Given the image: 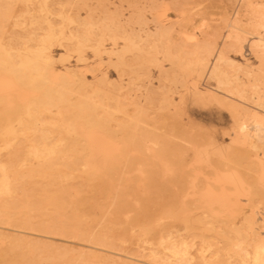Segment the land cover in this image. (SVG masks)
I'll use <instances>...</instances> for the list:
<instances>
[{"label": "rangeland", "instance_id": "rangeland-1", "mask_svg": "<svg viewBox=\"0 0 264 264\" xmlns=\"http://www.w3.org/2000/svg\"><path fill=\"white\" fill-rule=\"evenodd\" d=\"M19 1V2H18ZM29 0H22L21 1V3H20V0H0V48H2V47H4V48H6V50L5 49H0L1 51H0V57H3L4 55H6L5 57H3L2 59H3V61H4V58H5V60H6V57L7 56H9V57H14L15 58V56H14V53L16 52V50L18 51V49H21V50H19V51H22V52H24V51H26L27 50V46L28 47H30L32 44H34V45H32L31 47H33V48H36L35 46H38V45H41L43 42H45L46 44L48 43V45L49 44H51V50L54 52V56H55V58L54 59H56L57 58V62H56V60H54V62L56 63H54V65H55V68H56V72H55V74L57 75V77H56V81H58V82H60V81H62V80H64L65 79V77H63V75H62V73L65 71L64 70V68L66 69V70H68L69 68H72V70H74L75 69V71L76 70H78L77 72H76V76L77 77H75L76 78V81L77 82H79V81H82L83 79V81H85L84 82V85L82 86V85H78L77 87H76V89H74L75 90V93H73V91L69 94L68 93V96H69V98H70V101H72V102H70L73 106H75V105H80L81 103H83V100H84V98H85V96L83 97L82 95H87V96H90V97H92L93 98V100L96 102V104H97V106H98V112L100 113L99 114V116L101 117V118H105V117H102L103 115H102V112H103V114L106 116V114L108 115V116H106V118H109V112L108 111H110V114H111V112H113V111H115V113L113 112V116L112 115H110V119H112V120H110V123H111V125H112V128H114V130H115V132L117 133V137H120V138H118V139H115V141H116V143L118 144V146H120L121 148H123L122 147V145H124V147H126L127 149H126V151H124V149L122 150L125 154H122V153H118V154H120L119 156H121V157H119L118 156V158H115L114 159V157H117V154L115 153V151L114 150H110V152L111 151H113L111 154H113V156L109 153V151H108V153H105L104 151V153L102 152V151H100V153H98L97 151H94V152H92V154L89 152V150H86L87 152H89V153H87L85 150H83V151H79V154H78V157H79V159L76 161V162H73L72 164H69V165H67L66 163H65V169H64V167H63V165H61V167H59L60 169H61V171L59 170V169H54L49 175L48 174H45L46 175V178H45V175H42V176H33V180H36L35 182L33 181V184H31L32 182V180H30L31 179V177L29 178V177H23V178H21L20 180H19V183L21 184H19L18 186H17V189H16V194H14L15 196H13L12 198H11V200L9 199H6V201H8V202H5V199L4 198H1V199H4V203H7L9 206H11V205H15V206H11L10 207V210L13 212V215L14 216H17V217H14V218H12L13 220H14V224L13 225H9V224H4V225H2V228L0 229V235H1V237H0V247L2 248V246L3 247H5V249H9L8 251L7 250H4V248H3V250H1V248H0V253H2L1 255H0V257L2 256L3 257V259L5 260V263H4V261H2L3 259H2V257L0 258V261H2L3 263H1L0 262V264H11V262H12V264H21V262H22V264H38V262H39V264L41 263V264H50L51 263V261H52V264H80V261H81V264H86L87 262H88V264H90L91 262V259H92V263L91 264H100V263H104V261H105V263L107 262V264H109V263H113V264H122V263H124V264H130V262H131V264H159V260L161 259V258H157V260H158V262L157 261H152V257L150 256L149 257V255H150V252H152L153 250L152 249H154V252H157L158 253V255L157 256H159V254H160V257L161 256H163L165 253L166 254H169L168 253V251H170V250H168L167 251V248H165V247H167V244L170 242V241H172L173 243H175L176 245H179L180 246V248L181 249H183V251H184V249H185V251H188L189 252V250H190V257H191V255H192V257L191 258H194V259H192V262H194V264H197V263H199V261H200V259H201V261H200V263L201 264H222V262H223V264H232L233 262V264H250V263H252L251 262V260H252V258H250V256H252L251 254H252V249L254 248V243H255V241L254 240H251L252 242H250V239H248V238H245V233L243 232V230H244V227H245V225L244 224H246V219L247 218H250V216L253 214V213H251V211H253L257 216H256V218H258V220H260L261 219V221L259 222H257V226L260 228L259 230H260V232L262 233V235L264 236V231H262L263 229H264V217H263V215H264V198L262 197V196H264V195H262L261 196V194H264V190L262 191V192H258V190L259 189H264V175H263V173H264V142H261V143H259V149H258V147H257V149L256 148H254L253 149V147H251L249 144V146L251 147H249L247 144H243L242 142H241V140H240V138H239V133L241 132V124L243 125V124H245V131H249L250 132V129H251V134H253V133H256L255 131H257V127H256V121H255V118H254V116L253 115H261L262 117H264L263 115H264V108H262L261 106L259 107V103H260V100L258 99V97H259V95H262L261 94V92L262 91H264V90H262V89H264V87H261V84H262V86H263V82H264V76H263V78L261 77L262 75H264L263 73H262V69H264V64H261V63H264L263 61H264V55H261V53L260 52H258V50L256 49V47L254 46V43L256 42V36H261L262 38L264 37V26H262L261 25V20H260V18L258 17V15L256 16V15H254L253 17L251 16V15H253L252 14V12L254 11L253 10V8L255 9V8H257V7H259L260 8V6H261V9H263L264 10V0H251V2H252V4H251V6L249 7L247 4H246V2L244 3V0H134V1H129V0H91V2H90V0L88 1L87 0V2L86 3H84V4H82L84 1L83 0H77V1H79V2H77L76 0H45V2H42V0H30L29 2H28ZM33 1V2H32ZM36 1V2H35ZM39 1H41V2H39ZM60 1V2H59ZM136 1V3H134ZM243 1V2H242ZM18 2V3H17ZM31 2V3H30ZM59 2V3H58ZM137 2H139L138 4H137ZM179 3V5L178 4H175V3ZM256 2V5H253V3H255ZM260 2V3H259ZM23 3H24V5H23ZM32 3H33V5H32ZM38 3V4H37ZM40 3V4H39ZM61 3H63V4H61ZM76 3H81L80 4V6H79V4H76ZM90 3V4H89ZM128 3H132V5H130V6H128L129 4ZM142 3V4H141ZM244 3V4H243ZM35 4V5H34ZM42 4V5H41ZM46 6H45V5ZM136 5L134 8H138L139 10L137 11V9L135 10V9H133V7L132 6H134V5ZM141 6H140V5ZM243 4V5H242ZM27 5V9H26V6ZM31 5V6H30ZM45 7H44V6ZM83 5H84V7H83ZM91 5H93V6H91ZM252 5L254 6L252 9H251V7H252ZM39 6V7H38ZM40 6H41V8H40ZM81 6H82V8H81ZM89 7L88 9H90V7H92V8H94L95 10L94 11H96L95 13H94V11H93V9L90 11L89 10V12H88V9H86L87 7ZM144 7V12L141 10V9H143V7ZM243 6H244V8H243ZM257 6V7H256ZM37 7V8H36ZM48 8V10L46 9H43L42 10V8ZM51 7V8H50ZM61 7V8H60ZM78 7V8H77ZM130 7H132V9L130 8ZM166 7V8H165ZM247 7V8H246ZM34 8H35V10H34ZM40 10H39V9ZM50 8V9H49ZM182 10L181 12H180V10ZM25 9V10H24ZM33 9V12L31 11ZM52 9V10H51ZM63 9V10H62ZM65 9V10H64ZM85 9V10H84ZM167 9V10H166ZM237 9V10H236ZM30 11L29 13H28V11ZM42 10V11H41ZM50 10V11H49ZM60 10V16L59 15H56V14H58L57 12H54V11H59ZM133 12H131V11ZM174 10H175V12H174ZM25 11H26V13H25ZM48 13H46V12ZM70 12V14H71V16L70 15H67V14H69V13H67V12ZM76 11V12H75ZM93 11V12H92ZM159 11V12H158ZM244 11V12H243ZM50 12V13H49ZM61 12L63 13V12H65V15L66 16H64V13L63 14H61ZM91 12V13H90ZM103 12V13H102ZM135 12V13H134ZM138 12V13H137ZM142 12V13H141ZM165 12H166V14H165ZM245 12L247 13V14H245ZM249 12H250V14H249ZM7 13H8V15H10V16H8L7 15ZM10 13V14H9ZM14 13H15V15H16V13H17V15H19V13H21L19 16H15L14 15ZM24 13V14H23ZM31 13V14H30ZM32 13H33V15L35 14V17L32 15ZM74 13H75V15L76 16H74ZM77 13V14H76ZM86 13H89L90 14V18H89V16H88V18L90 19V21L92 22H90L89 21V19H88V22H90L91 24H89V23H87V16H85V15H87ZM105 13V14H104ZM109 13V14H108ZM130 13H131V15H130ZM139 13L142 15V17L141 16H138L139 15ZM165 15H164V14ZM181 13V14H180ZM243 13H244V15H243ZM12 14V15H11ZM26 14V15H25ZM40 15V17H39V15ZM41 14H42V16L45 18L44 20H45V22H43L44 24H42V16H41ZM44 14H46V17H45V15ZM50 14H51V16H50ZM73 14V15H72ZM104 14V15H103ZM108 16H107V15ZM110 14H115V15H112V17H114V18H116V19H114V18H112L111 17V15ZM133 14H134V16H133ZM144 14V15H143ZM154 14H156V15H154ZM159 14V16H162V18L161 17H159V16H157ZM180 14V15H179ZM24 15L25 17H22V16ZM38 15V16H37ZM97 15H101L100 17L98 16V17H96ZM102 15H103V18H101L102 17ZM105 15L107 16V19H106V17H105ZM109 15H110V17H109ZM116 15H117V17H116ZM129 15V16H128ZM154 15V16H153ZM12 16H14V17H16L17 18V20H16V18L14 19V17H12ZM30 16H33L34 17V19H36V22H38L37 23V25L39 26H37L36 25V22H35V20L33 19L32 20V18L30 17ZM38 17V19H37V17ZM53 16H54V18H53ZM59 16V17H58ZM61 16H63L64 18L62 19V17ZM73 16V17H72ZM91 16H92V18L95 20H93V19H91ZM93 16H95V17H93ZM118 16L120 17V18H118ZM126 16V17H125ZM136 16V17H135ZM144 16H146L145 18H144ZM166 16H168V17H166ZM170 16V17H169ZM179 16V17H178ZM181 16V17H180ZM245 16V17H244ZM247 16H248V18H247ZM27 17H28V19H27ZM29 17H30V20H32L31 21V23H30V21H29ZM48 17H49V19H48ZM129 17V18H128ZM131 17V18H130ZM133 17V18H132ZM137 17H139V19H137ZM141 17V18H140ZM148 17V18H147ZM152 17H156V18H152ZM158 17V18H157ZM237 17H239V19L237 18ZM241 17V18H240ZM249 17H250V19H249ZM254 17H257V18H254ZM4 18H6V19H4ZM20 18V19H19ZM23 18V19H22ZM26 18V19H25ZM69 18H72V20H81V21H83V19H84V21L85 22H82L81 23V21H76V22H74V21H72V22H74V24L73 23H70L71 22V19H69ZM75 18V19H74ZM79 18V19H78ZM98 18V19H97ZM104 18H105V20H104ZM127 18V19H126ZM135 18V19H134ZM147 18V19H146ZM152 18V19H151ZM162 19V20H160V19ZM164 18V19H163ZM235 18H237V19H235ZM247 18V19H246ZM39 19H41V20H39ZM51 19H53V20H51ZM54 19H56V20H54ZM100 19V20H99ZM120 21H119V20ZM134 19V20H133ZM146 19V21H144ZM148 19H149V22H148ZM153 19H156V20H153ZM159 19V20H158ZM248 19H249V22H248ZM253 19V20H252ZM259 19V20H258ZM14 20V21H13ZM22 20H26V21H23V23H22ZM38 20V21H37ZM43 20V21H44ZM65 20V21H64ZM68 20H70V21H68ZM122 20V21H121ZM126 20V21H125ZM138 22H137V21ZM157 20H158V23H157ZM163 20H164V22H163ZM235 20H236V22H239L238 24L241 26V28L244 30L243 32H245L246 30L249 32H247V33H243V32H241V34H242V36H243V38H244V43H243V46H242V48H240L239 49V47H235V46H231L230 45V36L229 35H231L229 32H231V31H233V28H232V26H231V24H233V23H235ZM239 20H241V21H239ZM243 20V21H242ZM252 20V21H251ZM259 22H257V21ZM15 21L17 22H19L20 21V23H18V24H20L19 26L17 25V23L15 24ZM28 21V22H27ZM41 23H40V22ZM53 23V24H51V22ZM58 23H60V24H57V22ZM61 21H64V22H62L61 23ZM99 21L101 22V21H103V24H104V28H103V31L102 32H100L101 30H102V27L100 26V25H103L102 23L100 24L99 23ZM107 21V22H106ZM112 21H115L117 24H115V22H114V25H115V27L116 28H118V25H119V23H120V25H119V28L118 29H116L115 27H113V24L111 25L110 23H113ZM127 21H129V22H127ZM144 21V22H143ZM153 21V22H152ZM174 21V22H173ZM14 22V23H13ZM55 22V23H54ZM109 22V23H108ZM131 22V23H130ZM146 22H148L147 24H148V26H147V24H146ZM163 22V24L162 25H160L159 23H162ZM66 23H67V25H68V28L69 27H71V28H66L67 27V25H66ZM77 23H79V24H81V27L79 26V28H78V25L79 24H77ZM83 23H84V25H83ZM85 23H87V25H85ZM94 23H96V24H94ZM99 23V24H98ZM124 25H123V24ZM126 23H128V25L126 24ZM135 23V24H134ZM141 23H143V24H141ZM157 23V24H156ZM184 23V24H183ZM251 23H253V24H251ZM14 24L15 25H17V26H14ZM23 24V25H22ZM30 24H31V27H30ZM35 24V25H34ZM42 26H41V25ZM50 24L52 25V27H53V29L54 28H56L55 30H54V33H57V32H59L58 30L59 29H61V28H59L58 27V25L60 26V27H62L63 29H64V31H65V33L67 34V36H66V39H65V36H62L61 34H59V33H57V36H54L55 38H52V39H49V38H47V37H45L44 39L42 38L43 36H42V34L45 36L48 32L50 33V31L51 30H49L50 28H48L49 26H50ZM56 24V25H55ZM61 24H62V26H61ZM98 24V25H97ZM131 24V25H130ZM138 24V25H137ZM221 24V25H220ZM251 24V25H250ZM26 25V26H25ZM28 25H29V27H28ZM33 25H34V28H33ZM48 25V26H47ZM56 27H55V26ZM66 25V26H65ZM74 25V26H73ZM91 25V27H89ZM94 25V26H93ZM95 25H97L98 27H101L100 29L101 30H99ZM106 25H109L108 26V29L109 28H111L110 29V31L109 30H107V29H105L107 26ZM127 25V26H126ZM169 27H168V26ZM72 26H73V28H72ZM83 26V27H82ZM84 26H88V28L87 27H84ZM112 26V27H111ZM124 26H125V28L126 27H128V28H126V30L124 29ZM134 26V27H133ZM159 28H158V27ZM160 26H161V28H160ZM261 26V27H260ZM25 27H27V28H25ZM35 27H37L38 29L36 30V28ZM45 27H47L48 28V30H46L47 28H45ZM59 29H58V28ZM65 27V28H64ZM77 27V28H76ZM96 27V28H95ZM123 27V29H121ZM133 27V28H132ZM137 27V28H136ZM141 29H140V28ZM142 27H143V29H142ZM146 27V28H145ZM156 27H157V29H156ZM164 27H166V28H164V29H166V30H164L163 28ZM168 27V28H167ZM170 27L172 28V30H169V31H171V32H173V34H172V38H171V40L169 39V36H171V34L169 33V36H168V32L169 31H167V29H170ZM258 27V28H257ZM33 28V29H32ZM44 28H45V31H46V34H44L45 32L43 31L44 30ZM84 29V30H82V29ZM87 28V29H86ZM90 28V29H89ZM132 28V29H131ZM140 30H139V29ZM223 28V29H222ZM257 28V29H256ZM29 29V30H28ZM43 29V30H42ZM70 29H72V30H70ZM77 29H79V30H77ZM86 29V30H85ZM92 29V30H91ZM113 29V30H112ZM131 29V30H130ZM136 30V31H134V30ZM146 29H150V30H146V33H145V30ZM157 30V32L155 31V30ZM32 30H33V32H35V35H33V32H32ZM42 30V31H41ZM56 30H57V32H56ZM72 31V32H69V31ZM78 32H77V31ZM88 30H90V31H88ZM96 30V31H95ZM119 30V31H118ZM141 30H143V32H141ZM160 30H164V31H166V33L164 32V31H162V32H164L165 34H161V31ZM213 30V31H212ZM231 30V31H230ZM25 31H27V32H25ZM75 31H76V35H75ZM85 33L84 35L81 33ZM84 31V32H83ZM85 31H88V33L87 32H85ZM118 31V32H117ZM128 31V33L129 34H127L126 32ZM131 31V32H130ZM32 34H30V33ZM38 32H40V33H38ZM68 32V33H67ZM80 32V33H79ZM93 33V32H96L98 35H96V33H93L94 35H95V37H94V35H92L91 33ZM104 32V33H103ZM121 32V33H120ZM151 32V33H150ZM160 32V33H159ZM180 32V33H179ZM72 33H74V34H72ZM79 33V34H78ZM103 34V36H101L102 34ZM106 33V34H105ZM110 33V34H109ZM115 33V34H114ZM119 33V34H118ZM123 33V34H122ZM135 35H134V34ZM137 33H138V35H140L141 36V38L143 37V39H141V41H140V38H136V35H137ZM140 33V34H139ZM158 33V34H157ZM231 33H233V32H231ZM38 34H40L41 36H39ZM69 34V35H68ZM80 34H81V36H80ZM90 35L91 34V37H88V39L91 41V42H89V40L87 39V36L86 35ZM107 34H109L110 35V37H109V35H107ZM125 34V35H124ZM147 35V36H145V35ZM148 34H150V35H148ZM153 34H154V36H153ZM156 34H157V36L159 35H161L160 37L158 36H156ZM167 34V35H166ZM207 34V35H206ZM27 35V36H26ZM40 37H38V36ZM58 35H60L61 36V38L60 39H62L63 37V39H62V41L58 38L59 36ZM72 35H73V37H74V35H75V41L72 39V40H68L67 41V39H69V36L70 37H72ZM108 37H107V36ZM112 35H114V36H112ZM126 35H127V38H121V37H126ZM132 35V36H131ZM135 36V38L137 39V40H135V38H134V36ZM137 35V36H138ZM164 35H166L165 37H164ZM23 37L24 38V36H25V39H20V38H18V37ZM32 38H31V37ZM46 36H48V35H46ZM79 36V37H78ZM86 38H84V37ZM96 36H98V38H100V39H98ZM121 36V37H120ZM168 36V37H167ZM27 37V38H26ZM35 37V38H34ZM57 37V38H56ZM83 37V38H82ZM104 37V38H103ZM116 37V38H115ZM145 37H147V39H145ZM162 37V38H161ZM18 40H17V39ZM34 38V39H33ZM38 38V39H37ZM42 38V39H41ZM47 38V39H46ZM108 38H110V39H112V40H114L115 41V39L116 40H118V41H116L115 43H112V42H114V41H112V40H110V39H108ZM114 38V39H113ZM132 38H134V39H132ZM161 39V40H157V39ZM168 38V39H167ZM18 41H16V40ZM20 39V40H19ZM32 41H31V40ZM37 39V40H36ZM57 39V40H56ZM59 39V40H58ZM65 39V40H64ZM84 39L85 40V42L84 43H86V41L88 40V42L89 43H86L85 45L84 44H82L81 42H83L82 40ZM95 39V40H94ZM105 39H106V42H105ZM123 39V40H122ZM132 39V40H131ZM155 39V40H154ZM256 39V40H255ZM41 40V41H40ZM64 40V41H63ZM98 40V41H97ZM122 40V41H121ZM131 40V41H130ZM143 40H144V42H143ZM163 40V42H161ZM170 40V41H169ZM174 40V41H173ZM254 40H255V42H254ZM3 41V42H2ZM26 41V42H25ZM38 41V42H37ZM47 41H49V42H47ZM53 41H55V42H53ZM58 41H59V45H58ZM72 41V42H71ZM81 41V42H80ZM95 41V42H94ZM97 41V42H96ZM136 42V43H134V42ZM22 42H23V44L24 45H22ZM25 42V43H24ZM28 42V43H27ZM40 42V43H39ZM63 42H65V43H63ZM75 42V43H74ZM80 42V43H79ZM100 42H101V44H103V45H101L100 44ZM125 42H126V46H124V44H125ZM128 42V43H127ZM160 42V43H159ZM164 42H166L165 44L166 45H164ZM169 42V43H168ZM188 42V43H187ZM205 42V43H204ZM5 43V44H4ZM21 44L23 47H25V45H27L25 48V50H23L24 48L23 47H20L21 45H18V44ZM27 43V44H26ZM39 43V44H38ZM70 43V44H69ZM73 43V45H71ZM92 43H95V44H92ZM123 43V44H122ZM142 43H145L144 45H146V47L148 48L147 50H146V47L142 44ZM151 43V44H150ZM156 43H157V45L159 46V45H163L162 46V49L160 48L159 49V47L156 45ZM163 43V44H162ZM174 43V44H173ZM215 43V44H214ZM251 43H252V46L253 47H251ZM17 45V46H14V45ZM37 44V45H36ZM53 44V45H52ZM66 44V45H65ZM110 44V45H109ZM112 44V45H111ZM118 44V45H117ZM128 44H130V45H128ZM142 44V45H141ZM148 44H150V46L148 45ZM154 44V45H153ZM167 44H169L168 46H167ZM170 44H172V45H170ZM176 44V45H175ZM212 44V45H211ZM55 45V46H54ZM57 45H58V47H57ZM68 45V46H67ZM75 45H78V46H80V47H76ZM82 45H84L83 47H82ZM91 46L90 48H87L88 46ZM97 45V46H96ZM115 45V46H114ZM122 47H121V46ZM210 45H211V47H210ZM2 46V47H1ZM50 46V45H49ZM53 46V47H52ZM86 46V47H85ZM112 46V47H111ZM127 46H130V47H128V48H126V50H124V52H123V49H124V47H127ZM132 46V47H131ZM142 47V48H140V47ZM153 46H155V47H153ZM160 46V47H161ZM173 46V47H172ZM207 46H209L210 48H211V50H207L206 51V47ZM215 46V47H214ZM11 47H13V48H11ZM17 47H18V49H17ZM63 47V48H62ZM65 47V48H64ZM81 47L83 48V49H81ZM84 47H85V49H87V50H85L84 49ZM97 47H100L101 49L103 48V52H102V54H101V56H102V58H103V62H101V63H98V61H100L99 60V56H97L96 55V48ZM122 48L121 50L119 49V48ZM139 47V48H138ZM153 47V48H152ZM171 47V49H166V48H170ZM205 47V48H204ZM209 47H207V49H210ZM235 47V48H234ZM10 48V50H8ZM16 48V49H15ZM76 48V49H75ZM109 48V49H108ZM114 48V49H113ZM131 48H133V49H131ZM163 48H164V50H163ZM172 48H173V50L175 51V54H176V56H178V58H176V56H175V58H174V51L172 50ZM176 48V49H175ZM187 48V49H186ZM196 48V49H195ZM199 48V50L201 49L202 50V52L201 51H198L197 52V49ZM215 48H216V50H215ZM219 48V49H218ZM14 49V50H13ZM66 49H69L68 51H66ZM73 49V50H72ZM93 49H95V50H93ZM104 49H105V51H104ZM112 49V50H111ZM129 49V50H128ZM142 49V50H141ZM145 49V50H144ZM152 49V50H151ZM155 49V50H154ZM158 49V50H157ZM33 50V49H32ZM75 50H79V53H81V54H79L78 53V51L76 52ZM90 52H89V51ZM106 50H109V52L108 51H106ZM115 50V53H114V55L112 56L111 54H113L111 51H114ZM134 50V51H133ZM138 50H139V52H138ZM157 50V51H156ZM160 50V51H159ZM172 50V51H171ZM177 50V51H176ZM179 50H181V51H179ZM195 50V51H194ZM204 50H205V53H203L204 52ZM215 50V51H214ZM222 50V51H221ZM243 50V51H242ZM254 50V51H253ZM71 51V52H70ZM72 51H73V54H72ZM74 51H75V53H77V54H75L74 53ZM81 51V52H80ZM116 51H118V52H116ZM123 54H121L120 52ZM147 51H149V52H147ZM151 51V52H150ZM165 51L167 52V54L171 51V57H172V59H171V57H169L168 55H166L165 54ZM179 51V52H178ZM182 51L185 53H182ZM213 51H214V53H213ZM218 51H221V52H223L224 53V55H225V58H226V63H224L223 64V69H224V71L226 72V74H227V76L229 77V79H231L230 80V82H231V84H230V86L228 87V88H226V89H223V88H219L218 87V85H217V82H216V80H214V78H212L211 76H210V71H211V69H212V65L214 64V59H215V56H216V54L218 53ZM240 51L242 52V53H240ZM9 54H8V53ZM65 52H67L68 54H66ZM106 52H107V54H106ZM153 52V53H152ZM157 52V53H156ZM158 52H160V54L158 53ZM177 52V53H176ZM182 53V55H184V56H182L181 55V53ZM194 52V53H193ZM209 52L211 53V54H209ZM215 52H217V53H215ZM257 54H256V53ZM10 53H11V55H10ZM61 53L62 54H64L65 55V57L64 58H66L67 60H68V62H67V60L65 61V59H64V61H60L59 59L61 58H63L62 56H61ZM71 53V54H70ZM109 53V54H108ZM117 53V54H116ZM132 53V54H131ZM173 53V54H172ZM196 53V54H195ZM198 53V54H197ZM202 53V57H201V54ZM208 53V55H206ZM260 53V54H259ZM85 54V55H84ZM104 54H106V55H104ZM118 54H119V56H118ZM127 54V55H126ZM139 54V56L140 57H138L137 55ZM154 54H155V57H156V59H158L159 60V63H161L162 64V67L160 66V64L158 63V60L155 62L153 59L155 58L154 57ZM159 54V55H158ZM164 54V55H163ZM70 55H72V56H70ZM77 55H79V59H82V61H77L78 60V57H77ZM94 55V56H93ZM110 55V56H109ZM124 55H125V57H124ZM131 55V56H130ZM133 55H134V57H133ZM151 55V59H150V56ZM152 55H153V57H152ZM173 55V56H172ZM181 55V56H180ZM185 55L187 56V57H193L194 58V60H196L197 61V59H199V58H208V56H209V59L208 60H206L208 63H206V65L204 66V67H200V66H198L199 64H198V62H196L195 61V64H196V66L198 67V68H196V66H195V64H194V62L192 63V62H190V61H192V58H187V57H185ZM214 55V56H213ZM60 56V57H59ZM70 56V57H69ZM76 56V57H75ZM80 56H81V58H80ZM84 58H83V57ZM93 56V57H92ZM105 56H106V58H105ZM108 56V57H107ZM115 56H116V58H115ZM157 56H159V57H157ZM163 57V59H162V57ZM198 56V57H197ZM207 56V57H206ZM258 56V57H257ZM7 58V61L9 62V59L10 58ZM13 57L11 58V59H13ZM68 57V58H67ZM89 59H88V58ZM91 57V58H90ZM114 57V58H113ZM119 57V58H118ZM133 57V58H132ZM181 57H184L185 58V60H184V58H183V60L181 59ZM196 57V58H195ZM214 57V58H213ZM260 57V58H259ZM110 58H111V60L112 61H116V62H114V64L112 65V61L110 60ZM124 58V59H123ZM139 58H141L140 60H139ZM228 58V59H227ZM1 58H0V62L1 63H3V61H1L2 60ZM10 59V60H11ZM75 59V60H74ZM87 59V60H86ZM113 59H115V60H113ZM144 59H146L145 61H144ZM155 59V60H156ZM166 59V60H165ZM186 59H187V61H186ZM15 60V59H14ZM58 60H59V62H58ZM108 61V63H110V64H108L107 63V61ZM121 60L123 61V63L121 62ZM128 60V62H126ZM137 60H138V62H137ZM151 60H153V62H155V63H158V64H155V63H153V62H151ZM171 60H172V62H171ZM175 60L176 61H178V60H182L181 62L180 61H178V62H175ZM193 60V61H194ZM7 61H5L6 63L4 64V65H6L7 64ZM75 61V62H74ZM84 61V62H83ZM119 61V62H118ZM143 63H142V62ZM174 61V62H173ZM185 63H184V62ZM62 62V63H61ZM72 62V63H71ZM142 64H141V63ZM146 62V63H145ZM169 62V63H168ZM188 62V63H187ZM211 64H210V63ZM213 62V63H212ZM103 63V64H102ZM115 63L117 64V66H119L118 67V69H117V67H116V65H115ZM121 63V64H120ZM125 63H126V65H125ZM127 63H129L128 65H127ZM138 63V64H137ZM175 64L174 65V67L175 68H173V67H170V66H172V64ZM179 63L180 64H182V65H184V66H181V65H179ZM192 63V64H191ZM247 63V64H246ZM98 64V65H97ZM108 64V65H107ZM120 64V65H119ZM131 64V65H130ZM155 64V65H154ZM194 64V65H193ZM209 64V65H208ZM260 64V65H259ZM2 64H0V69H4L3 71L2 70H0V74L1 75H3L4 77H6V78H8V77H10V73L8 72V70H7V68L5 69L4 68V66L2 65ZM61 65V66H60ZM91 65V66H90ZM102 67H101V66ZM109 65H111V66H109ZM115 65V66H114ZM123 65H125V66H123ZM167 65V66H166ZM176 65H177V67H176ZM190 66V71L191 70H193V68H194V70H193V72L191 71V74H190V71L189 70H187L188 69V67ZM239 65V66H238ZM248 65H249V67H248ZM69 68H68V67ZM114 66V67H113ZM159 68H158V67ZM179 66H181L183 69V72H181V71H179L180 69H181V67H179ZM248 67V68H246V67ZM74 67H78V68H74ZM95 67V68H94ZM98 67V68H97ZM116 67V68H115ZM120 67H123V68H120ZM193 67V68H192ZM241 67V69H238V68H240ZM63 68V69H62ZM90 68H92V69H90ZM99 68H100V71H99ZM145 68H149V69H145ZM157 68H158V70H157ZM162 68V69H161ZM163 68H165V69H163ZM169 68V69H168ZM179 68V69H178ZM185 68V69H184ZM192 68V69H191ZM261 68V69H260ZM61 69V70H60ZM91 70V72H90V70ZM117 69V70H116ZM123 69V71H121V70ZM160 69L162 70V71H160ZM171 69V70H170ZM176 71H174V70ZM199 69L201 70V71H199ZM207 69V70H206ZM248 69V70H247ZM250 69H252L253 70V72H252V70H250ZM258 69V70H257ZM6 70V71H5ZM69 70H71V69H69ZM84 70V71H83ZM89 70V71H88ZM148 70H150V71H148ZM186 70V71H185ZM197 70V71H196ZM206 70V71H205ZM209 70V71H208ZM240 70V71H239ZM5 71V72H4ZM116 71H118V72H116ZM119 71H121L120 73H119ZM169 71H170V73H169ZM172 71V72H171ZM175 73H174V72ZM236 71V72H235ZM251 71V72H250ZM257 71H259V72H257ZM7 72V73H6ZM79 72H80V74H79ZM83 72V73H82ZM101 72V73H100ZM103 72H105L104 74H105V76H103ZM178 72V76L176 75L175 76V74ZM201 72V73H200ZM205 72V73H204ZM247 72V73H246ZM6 75H5V74ZM60 73V74H59ZM82 73V74H81ZM90 73V74H89ZM163 73V74H162ZM174 73V74H173ZM180 73H182V75L180 74ZM192 73H194V74H192ZM200 73V74H199ZM251 73V74H250ZM259 73V74H258ZM123 74V75H122ZM173 74V75H172ZM180 74V75H179ZM183 74H184V76H183ZM197 74V75H196ZM204 74V76H202ZM94 75V76H93ZM118 75H120V76H118ZM122 75V76H121ZM159 75H161V76H159ZM163 75H164V77H163ZM168 75V76H167ZM170 75V76H169ZM190 75V76H189ZM192 75V76H191ZM194 75V76H193ZM199 75V76H198ZM248 75H250V76H248ZM251 75H253V76H251ZM261 75V76H260ZM61 76H62V78H61ZM79 76V77H78ZM92 76V77H91ZM100 76H103L102 77V79H101V77ZM106 76H107V78H106ZM173 76H174V78H173ZM197 76V77H196ZM234 76H236L237 78H235ZM255 76V78L253 79V77ZM258 76H260V77H258ZM80 77L81 78H83V79H80ZM120 77V78H119ZM151 77V78H150ZM161 77V78H160ZM162 77L165 79H162ZM167 77V78H166ZM170 77V78H169ZM179 78V79H177V78ZM184 77V78H183ZM191 77H193V78H191ZM249 79H248V78ZM58 78H60V80L58 79ZM105 78H106V81H105ZM109 78V79H108ZM173 78V79H172ZM183 78V79H182ZM186 78V79H185ZM193 79V80H191V79ZM258 78V79H257ZM23 79L25 80V77H23ZM62 79V80H61ZM93 79V80H92ZM103 79H104V81H103ZM121 79H123L122 81H120ZM151 79V80H150ZM162 80V81H164V82H162V81H159V80ZM166 79H167V82H166ZM171 79L173 80V81H171ZM182 79V80H181ZM235 79H236V81H235ZM253 79V80H252ZM110 80H112V82L110 81ZM150 80V81H149ZM178 80V82L180 81V83L179 84H177L176 85V81ZM187 80H188V82H187ZM189 80H191V81H189ZM239 81V83H238V81ZM251 80V83L249 82ZM260 80H261V82H260ZM90 81V82H89ZM97 81V82H96ZM101 83H100V82ZM168 81L170 82H173V84H171V82L170 83H168ZM181 81H183L182 83H181ZM235 81V82H234ZM250 84V86L248 85V83ZM257 83V85L258 86H260V88H258V89H261L260 91H258L257 89H253V88H251L252 86L251 85H254V83ZM256 81V82H255ZM95 82V83H94ZM117 82H119V83H117ZM159 82H162V83H160V85H161V87H159L160 85H158V83ZM190 82V83H189ZM195 82H196V84H195ZM243 82H245V84H246V86L244 87V84H243ZM87 83H90V85H91V88H89L90 86H89V84H88V86H87ZM93 83V84H92ZM97 83H99V84H97ZM102 83H104L103 84V87H102ZM163 83L165 84L164 86L167 88V84H170V86L168 85V87L169 88H167V89H165L164 88V86H163ZM189 83V84H188ZM96 84V85H95ZM106 84V85H105ZM114 84V85H113ZM129 84V85H128ZM183 84V85H182ZM184 84H185V87H184ZM235 84H237V85H235ZM241 84H243V86L241 85ZM117 87H116V86ZM123 85V86H122ZM158 85V86H157ZM180 85H182V86H180ZM235 85V86H234ZM248 85V86H247ZM93 86V87H92ZM113 86V87H112ZM115 86V87H114ZM120 86H122V87H120ZM163 86V87H162ZM175 86H176V88H175ZM238 86H240L241 88H244L242 91H241V88L240 87H238ZM81 87V88H80ZM95 87H97L96 89H95ZM100 87V88H99ZM106 87V88H105ZM129 87H130V89H129ZM132 87H133V89H132ZM157 87V88H156ZM174 87V88H173ZM197 87V88H196ZM240 88V89H238V88ZM247 87V88H246ZM87 88V89H86ZM109 88V89H108ZM116 90H115V89ZM122 88V89H121ZM149 90H148V89ZM156 88V89H155ZM160 88H161V90H160ZM173 89L172 91L173 92H176V94L175 93H173L172 94V92H171V89ZM182 88V89H181ZM190 88V89H189ZM192 88V89H191ZM195 88H196V90H195ZM201 88V89H200ZM249 88H251V89H249ZM83 89V90H82ZM90 89V90H89ZM103 89V90H102ZM104 89H105V91H104ZM110 91L109 92V95H108V90ZM111 89H112V91H111ZM115 91H114V90ZM118 89V90H117ZM129 89V90H128ZM157 90V92L155 91V90ZM162 89H163V91H162ZM175 89V90H174ZM188 89V90H187ZM220 89V90H219ZM235 89H236V91H241L242 92V94L241 95H243V96H241L240 94H237V95H235L236 93H239V91L238 92H236L235 91ZM254 91H253V90ZM80 92H82V93H79V91ZM86 90V91H85ZM87 90H89V91H87ZM99 90V91H98ZM128 90V91H127ZM161 92H160V91ZM165 90L167 91L166 93H165ZM177 90H180V91H177ZM185 90V91H184ZM194 90V91H193ZM198 90H200V91H203V92H200V94H199V92H197ZM248 90H249V93H248ZM78 91V92H77ZM94 91H96V93L98 94L97 96H100V98H98V97H96V94H93V92ZM122 91H123V93H125L124 95H123V93H122ZM133 91V92H132ZM135 91V92H134ZM148 91H149V93H148ZM151 91V92H150ZM153 91V92H152ZM182 91V92H181ZM196 91V92H195ZM221 91V92H220ZM225 91V92H224ZM85 92H87V93H85ZM115 92V93H114ZM117 92H118V95H117ZM130 92V93H129ZM159 92V93H158ZM169 92H171V93H169ZM181 92V93H180ZM184 92V93H183ZM193 92H194V94H193ZM233 92V93H232ZM243 92L245 93V94H243ZM255 92V93H254ZM259 94H258V93ZM3 93V94H2ZM4 93H5V95H4ZM10 91H5V92H1L0 93V99H2V100H0V112H3V111H5L4 113H0V116H2L3 114H4V117H6V118H2V117H0V132L2 133H5V134H1L0 133V144L2 145V146H0L1 147V152H0V158H2L1 160H4V159H6L8 156L7 155H9V151L11 150V148L15 145V140H16V144H18V145H15V146H17V147H19L20 148V146H21V148H23V147H25V148H23V149H19V152H21V150H22V152L25 150V152L26 151H28L27 149H28V144H29V142H31L30 140L32 139V138H30L29 139V136L31 135H29V133H30V131H31V133H32V135L31 136H34L35 137V140H37L36 138L37 137H39L40 135H44V136H50L49 137V139H51V140H49V141H53V143H54V141H56V143L57 142H59L58 141V138H60V137H62V138H67V137H70V139L69 138H67L66 139V141L67 142H74V141H72V140H74L75 138H76V135H77V138H79V139H82V140H84V132H78L77 134L76 133H71V134H68L64 129H65V127L64 126H66V124L68 125V124H70V125H72L73 126V124H77L79 121H76L74 118V113H75V108L73 107V106H71V107H66L67 109H62V108H60V110L59 109H57V108H59V107H54L53 105H48V109H44L43 107H40L39 108V106L38 105H36V104H31V105H29L30 107H29V109L32 111V110H34V111H32L30 114H27L25 111H24V107H23V103L22 102H19V100H18V96L16 95V94H14V93H10ZM82 94L81 96L79 95V94ZM85 93V94H84ZM110 93H113V94H110ZM151 93H153V96H152V94ZM155 93V94H154ZM163 93V94H162ZM165 93V94H164ZM178 93V94H177ZM197 95H196V94ZM250 93H251V95H250ZM262 93H264V92H262ZM76 96H75V95ZM79 96H78V95ZM122 94V95H121ZM134 94H135V99L133 98L134 97ZM136 94H137V96L139 97H137L136 96ZM156 94H158V95H156ZM162 94V95H161ZM170 94V95H169ZM182 94V96L180 97L179 95H181ZM216 94H218V95H216ZM226 94V95H225ZM231 94H233V95H231ZM92 95V96H91ZM111 95H112V97H111ZM114 95H116V96H114ZM128 95V96H127ZM132 95V96H131ZM145 95H147L148 97H146ZM150 95V96H149ZM173 95V96H172ZM228 95V96H227ZM231 95V96H230ZM235 95V96H234ZM240 95V96H239ZM248 97H247V96ZM253 95V96H252ZM96 98H95V97ZM102 96V97H101ZM108 96V97H107ZM118 96H119V98L120 99H118L119 101H117V98H118ZM125 96V97H124ZM131 96V97H130ZM245 96H246V98H248L249 99V96H250V99L249 100H247L246 98H245ZM82 97V98H81ZM106 97V98H105ZM114 97V99H112ZM115 97H117V98H115ZM125 99V101L122 99ZM129 97V98H128ZM151 97H156V98H152L151 99ZM180 97V98H179ZM227 97H228V99L231 101V103H230V101L227 99ZM242 97V99L241 100H239V98H241ZM257 97V98H256ZM13 98H14V100H13ZM77 98V99H76ZM105 98V99H104ZM108 98V99H107ZM137 98H138V100H137ZM157 98H159V99H162V100H159V99H157ZM168 98H170V99H168ZM231 98V99H230ZM253 98V99H252ZM75 99V100H74ZM97 99H99V100H97ZM103 99L104 100H106V101H103ZM131 99V100H130ZM151 99V100H150ZM164 99V100H163ZM167 101H166V100ZM227 99V100H226ZM255 99V100H254ZM111 100V101H110ZM112 100L113 101H115V102H112ZM133 100V101H132ZM135 100V101H134ZM142 100V101H141ZM147 100V101H146ZM149 100V101H148ZM155 100H158V101H155ZM171 100H173V102L171 101ZM178 100V101H177ZM224 100V101H223ZM244 100V101H243ZM246 100V101H245ZM75 101V102H74ZM119 102L118 104H119V106H120V104H121V102L122 101H124V102H126V101H130V104H129V102H126V103H122L121 104V106L120 107H118V104H117V102ZM132 101V102H131ZM139 101V102H138ZM152 101V102H151ZM153 101H155V102H153ZM166 102V104L164 103V104H162L163 102ZM229 102V104H230V107H231V110H230V107H229V105H227L228 103H226V102ZM234 101L235 102H237L238 103V105H240V106H238L237 105V103H235L237 106L236 107H233V105L235 106V104H233L234 103ZM2 102V103H1ZM74 102V103H73ZM79 102V103H78ZM81 102V103H80ZM101 102H102V104H101ZM103 102H104V104H103ZM134 102V103H133ZM142 102L143 103H146V105L144 104H142ZM171 102V105L169 106L168 105V103H170ZM174 102L176 103L175 105H174ZM222 102V103H221ZM258 102V103H257ZM16 103H18V104H16ZM22 103V104H21ZM107 103H108V105H107ZM114 103V104H113ZM149 103V104H148ZM161 103V105H159V104ZM173 103V104H172ZM223 103H225V104H223ZM15 104L17 105L16 107H15ZM107 105V107H106V105ZM112 104V105H111ZM124 104H126L128 107H126L125 108V106L126 105H124ZM129 104V105H128ZM134 104H136V105H134ZM177 104H178V107H177ZM105 105V106H104ZM109 105H111L110 107H109V110L107 111V109H108V106ZM115 105V106H114ZM117 105V106H116ZM123 105H124V107H123ZM141 105L142 106H144V107H141ZM148 105V106H147ZM164 105V106H163ZM168 105V106H167ZM232 105V106H231ZM20 106V108H18ZM37 107V109L39 108V109H41V111L44 113H42V112H40V110H35L36 109V107ZM51 106V107H50ZM99 106H101L100 108H99ZM136 106V107H135ZM146 106V107H145ZM149 106H153V107H150L149 108ZM163 106V107H162ZM166 106V107H165ZM172 106H174V107H172ZM32 107V108H31ZM35 109H34V108ZM112 107H114V108H112ZM147 107L149 108V109H147ZM162 107V109H160ZM237 108V109H233V108ZM241 107V108H240ZM244 107V108H243ZM245 107L247 108L246 110H248V111H246L245 110ZM8 108V109H7ZM12 108H15V109H12ZM20 109V111L18 110V109ZM50 108V109H49ZM111 108V109H110ZM119 108H121V109H119ZM127 110V112L125 111V109ZM128 108V109H127ZM174 108H175V110H174ZM239 108V109H238ZM7 109V110H6ZM43 109H44V111H43ZM52 109V111L53 112H55L54 110H59L61 113H59V111H57V112H55L54 114H53V112L52 111H49V110H51ZM71 109V110H70ZM118 109V110H117ZM137 110V111H134L133 112V110ZM170 109V110H169ZM178 109V111H177V113H175V111ZM233 109V110H232ZM241 109V110H240ZM255 110V112H254V110ZM263 109V110H262ZM14 111V112H11V111ZM18 110V111H17ZM62 110V111H61ZM129 110V111H128ZM160 112H159V111ZM172 110V112L174 111V115L175 116H171L173 113L171 112H169V111H171ZM236 110V111H235ZM259 110H260V112H259ZM36 111V112H35ZM74 111V112H73ZM101 111V112H100ZM107 111V112H106ZM122 112V113H119V112ZM125 111V112H124ZM140 111H142V113L140 112ZM154 111V112H153ZM234 111V113L235 114H238V117L235 119V117H236V115L235 114H233L232 112ZM250 111V112H249ZM253 111V112H252ZM8 112V113H7ZM34 112V113H33ZM38 112H40V114L38 113ZM47 112L48 113H50V114H47ZM67 112V113H66ZM116 112H118V113H116ZM145 112V113H144ZM147 112H150L149 114L147 113ZM165 112V113H164ZM169 112V113H168ZM179 112V113H178ZM238 112V113H237ZM239 112H240V114H239ZM247 112H248V114H247ZM256 112H259V113H256ZM19 113V114H18ZM47 115H46V114ZM61 114V115H57V114ZM129 115V117H127V115ZM130 113V114H129ZM132 113V114H131ZM136 114V116L135 115H133V114ZM156 113V114H155ZM157 113H159L158 115H159V117H157ZM252 113V114H251ZM8 114V115H7ZM11 114H12V116H11ZM32 114V116L33 115H36L38 118L36 119V116H34L33 117V120H32V118H31V115ZM39 114V115H38ZM43 114V115H42ZM146 114H148V115H146ZM153 114V115H152ZM155 114V115H154ZM180 114V115H179ZM235 115V116H233V115ZM245 114V115H244ZM250 114V115H249ZM6 115V116H5ZM26 115V116H25ZM46 115V116H45ZM51 116V118L52 117H54V119L56 120H51V118L49 117V121H47V116ZM132 117H131V116ZM139 115V116H138ZM241 115H242V117H241ZM246 115H248V118H247V116ZM16 116V117H15ZM40 116H41V118L44 116V118H42L41 120H43V121H45V118H46V121L45 122H43V121H41V120H39L40 119ZM56 116L57 117H60V118H56ZM71 116H73L72 118H70ZM122 116V117H121ZM138 116V117H137ZM161 116H163V117H161ZM166 116V117H165ZM20 117H21V119H20ZM23 117V118H22ZM27 117H29L30 119V121L28 120V118ZM63 117V118H62ZM134 117H137V119H135ZM147 117V118H146ZM155 118V119H152V118ZM125 118V119H124ZM150 120H149V119ZM161 118V119H160ZM170 118V119H169ZM177 118H179V119H177ZM247 120H245V119ZM253 118H254V120H253ZM10 119H12V120H10ZM13 119H14V121H13ZM17 119H20V120H17ZM22 119H24V121L25 122H23V120ZM35 119L38 121V123L40 124V122L42 123V125H40L39 126V124L35 121ZM58 119V120H57ZM66 119H68L67 121H66ZM70 119H72V120H70ZM114 119V120H113ZM133 119V121H131ZM239 119V120H238ZM3 120H5V121H3V123H2V121ZM7 120L8 121H13L14 123H12L11 122V124L8 122V124H7ZM60 120V121H59ZM75 122H77V123H75ZM116 120H118V121H116ZM120 120L124 123L125 121H127V122H125V124H130V123H132V122H135V121H138L139 122V126L140 127H136V128H138V129H140V130H146L148 127V129L145 131V133L146 134H148V136L146 137V138H148V139H146L145 137H144V139H142L141 140V146L140 145H137L136 146V149H134L135 147L133 146V147H129V146H126V144H125V142H124V140L121 138V132L120 131H122V127L120 126L121 125V122H120ZM143 120H148V121H144L143 122ZM151 120H153V121H151ZM166 120V121H165ZM237 122H236V121ZM31 121H33V122H31ZM63 121V122H62ZM69 121H72V123L71 122H69ZM141 121V122H140ZM250 121V122H249ZM5 122V123H4ZM52 122V123H51ZM58 122V123H57ZM65 122H66V124H65ZM128 122H130V123H128ZM149 122V123H148ZM157 122H159V123H161L162 124V127H165V133H164V129L162 128V130H161V128H160V130H159V128H158V130L156 129L158 126H160V124L159 123H157ZM168 122H169V125H168ZM246 122V123H245ZM26 123V124H25ZM36 125H35V124ZM45 123H47L46 125H45ZM50 123V124H49ZM118 124V127L117 126H115L114 124ZM149 124V126H148V124ZM150 123H151V126L153 127L154 125H152V124H155L157 127L155 128V126H154V129L152 128V127H150ZM237 123H241V124H237ZM252 123V124H251ZM1 124H3L2 126H1ZM23 124H24V126H23ZM52 124H53V126H52ZM56 124V125H55ZM58 124L60 125V126H58ZM81 124V122H79L77 125L79 126ZM116 124V125H117ZM147 124V125H146ZM248 124V125H247ZM5 125V126H4ZM14 125V126H13ZM26 125V126H25ZM35 125V126H34ZM114 125V126H113ZM164 125V126H163ZM166 125V126H165ZM255 125V126H254ZM12 127V128H9V127ZM16 126V127H15ZM20 126V129H18V127ZM22 126V127H21ZM45 126V127H44ZM81 126V125H80ZM121 128H120V127ZM147 126V127H146ZM248 126V127H247ZM5 127V128H4ZM24 127L27 129V139H29L28 140V143H27V139H26V134L25 135H23L24 134V132L26 133V129H24ZM44 129H43V128ZM60 127V128H59ZM64 127V128H63ZM117 129H116V128ZM161 127V126H160ZM185 127V128H184ZM261 127H263L264 128V124H263V126H261ZM14 128V129H13ZM28 128H30V130L28 129ZM38 128V129H37ZM40 128V129H39ZM153 129V131H157V132H155L156 134H154V132L152 131V129ZM254 128V129H253ZM7 131H6V130ZM13 130V132H12V130L9 132V130ZM21 129L23 130H25V131H21ZM121 129V130H120ZM149 129L151 130V132H149ZM185 129V130H184ZM238 129V130H237ZM3 130H5V131H3ZM15 130V131H14ZM29 130V131H28ZM40 131V133H39V131ZM48 130V131H47ZM53 130V131H52ZM56 130V131H55ZM62 130H64V131H62ZM168 132H167V131ZM235 130H237V131H235ZM19 131H21V132H19ZM46 131V132H45ZM160 131V132H159ZM6 132H8V133H6ZM15 132V133H14ZM50 132V133H49ZM52 132H54V133H52ZM60 132V133H59ZM149 132V133H148ZM163 132V133H162ZM9 133L10 134H12L13 136H11V140L9 141L8 139H10V138H8V137H10L9 136ZM14 133V134H13ZM16 133L18 134V135H16ZM52 133V134H51ZM214 133V134H213ZM55 134H57V135H55ZM60 134V135H59ZM74 134H76L75 136H74ZM233 134V135H232ZM236 134V135H235ZM5 135V137H3V136ZM21 135L23 136V137H21ZM29 135V136H28ZM36 135H38V136H36ZM69 135V136H68ZM80 135V136H79ZM154 136V137H152V136ZM237 135H238V137H237ZM3 138H2V137ZM6 136H7V138H6ZM19 136V137H18ZM30 136V137H31ZM65 136H67V137H65ZM233 136V137H232ZM15 137V138H14ZM16 137H17V139L19 138V140H17L16 139ZM25 137V138H24ZM53 137V138H52ZM74 137V138H73ZM81 137V138H80ZM116 137V138H117ZM210 137V138H209ZM13 138H14V140H13ZM76 138V139H77ZM158 138H159V140H158ZM167 138V142L170 144V145H168V143H166L165 141H164V139H166ZM186 140H185V139ZM195 138H197V139H199V141L197 140V139H195ZM202 138H204V139H202ZM2 139V140H1ZM6 139H7V141H6ZM23 139V140H22ZM78 139V140H79ZM161 139H163V142L161 141ZM169 139V140H168ZM206 139V140H205ZM24 140H25V142H24ZM33 140V139H32ZM153 140H155V142L153 141ZM158 142H157V141ZM173 140V142H171ZM203 140V141H202ZM205 140V141H204ZM207 140H208V142H207ZM230 140H232V143H231V141ZM9 141V142H8ZM21 141V142H20ZM170 141V142H169ZM188 141H190V142H188ZM240 141V142H239ZM24 142V143H23ZM34 142V141H33ZM151 144H150V143ZM159 142H162L161 143V145H163V144H166L165 145V147H164V145H163V147L162 146H160V143ZM203 142V143H202ZM205 142V143H204ZM237 142V143H236ZM3 143V144H2ZM5 143H7V144H11V143H14V145L12 144V146L10 145L9 147H5L6 146V144ZM20 143V144H19ZM139 143V144H140ZM143 143V144H142ZM150 145H149V144ZM156 143H159V145L157 146V144ZM172 143V144H171ZM195 143H196V145H199V144H201L200 146H196V147H194V146H191V144L192 145H195ZM243 144V146H241V145H239V144ZM80 144H85V142L84 141H82ZM205 144V145H204ZM239 146H238V145ZM22 145H24V146H22ZM144 145V146H143ZM205 147H204V146ZM228 145V146H227ZM230 145H232V146H230ZM27 146V147H26ZM138 146H140V147H138ZM145 148H143V147ZM147 146V147H146ZM152 146V147H151ZM11 147V148H10ZM140 148V149H138V148ZM143 148V150H141L142 148ZM198 147V148H197ZM204 147V148H203ZM217 147V148H216ZM223 147V148H222ZM249 148V150H248V148ZM14 148H16V147H14ZM200 148H202V149H200ZM232 148V149H231ZM247 149V150H242V151H239V150H241V149ZM10 149V150H9ZM133 149V150H132ZM194 149V152L192 151ZM196 149V150H195ZM200 149V150H199ZM228 149H231V150H233L231 153L228 151ZM238 149V150H237ZM6 150H7V153H6V155H5V153L4 152H6ZM9 150V151H8ZM129 150V151H128ZM155 150V151H154ZM85 151V152H84ZM129 152V153H126V152ZM197 151V152H196ZM238 151V152H237ZM249 151V152H248ZM250 151H252V152H250ZM254 151H256V154H254ZM261 151V152H260ZM21 152V153H22ZM102 152V153H101ZM203 152V153H202ZM215 152V153H214ZM228 152V153H227ZM242 152V153H241ZM244 152H246L247 154H249V155H247L246 153L244 154ZM2 153V154H1ZM4 153V154H3ZM83 153H86L87 155H89V156H87V155H85L84 154V156H83ZM175 155H174V154ZM184 153H186L185 155H181L180 156V154H184ZM197 153H198V156H197ZM209 153V154H208ZM213 153V154H212ZM217 153V154H216ZM223 153V154H222ZM230 153V154H229ZM233 153V154H232ZM24 154V153H23ZM110 154V155H109ZM115 154H116V156H115ZM173 154V155H172ZM177 154V155H176ZM194 154H195V159H198V160H195V161H200L199 163L198 162H195L194 161ZM215 154H216V156H215ZM227 154H229L228 156H227ZM239 154V155H238ZM257 154L259 155V156H257ZM3 155H5V157H3ZM104 155V156H103ZM106 155H108V157L106 156ZM158 155V156H157ZM210 156V158H209V156ZM222 155V156H221ZM224 155V156H223ZM231 155H234V158L233 157H231ZM237 155V156H236ZM243 156V155H246L247 157H244L243 156V158H244V160H243V158L242 157H240V159H239V156ZM153 156H155V157H153ZM176 156V157H175ZM181 158L182 157V159H180L181 160V162H179L180 160L178 159L179 157ZM217 156H219V157H217ZM251 156V158H249V157ZM83 157H87L86 159H84ZM107 157V158H106ZM113 157V158H112ZM214 157V158H213ZM221 157L223 158V159H221ZM229 157V158H228ZM238 157V158H237ZM157 158H159V159H157ZM208 158V159H207ZM232 158V159H231ZM236 158V162H235V159ZM253 158V159H252ZM257 158V160H255ZM103 161H102V160ZM185 160L184 162L182 161V160ZM225 159V160H224ZM228 159H231L232 161H234L235 163H233V162H231V160H228ZM238 159V160H237ZM242 159V160H241ZM246 159L248 160V162H246ZM86 160V161H85ZM106 160V161H105ZM129 160V161H128ZM208 160H210V161H212V163L210 162V161H208ZM215 160H217V161H215ZM227 160V161H226ZM241 160V161H240ZM259 160H261V161H259ZM83 161H85V162H83ZM90 161V162H89ZM95 161V162H94ZM110 161H112V163L113 164H111V163H109ZM128 162V163H126V162ZM186 161H187V163H186ZM208 161V162H207ZM221 163V165H220V163ZM230 161V162H229ZM249 161H250V163H249ZM255 161V162H254ZM100 162V163H99ZM122 162V164H123V166L120 164ZM178 162H179V164H178ZM207 163L206 165L205 164H202V163ZM223 162H224V165H223ZM243 162V163H242ZM257 162V163H256ZM261 162V163H260ZM81 163H82V165H81ZM83 163H85V165H87V166H85V168L83 167ZM88 163H90V166H89V164ZM103 163V164H102ZM185 163V164H184ZM196 163V164H195ZM215 164V167L216 166H218V168H219V170H221L220 172V174L221 175H224V176H226V177H234V176H246L247 175V178L245 177V178H243V180L245 181L246 179V185L248 184L249 186V189H250V191H251V196H252V199H254V200H252V202L251 203H253V204H251V203H248V202H245L243 205H242V207H240L239 209H237V210H239V211H241V213L240 212H238L237 213V211L236 210H234V212L232 211V210H229V209H227V208H224V207H220V206H217V205H214V207H213V204H211L210 203V200H209V198L206 196V193H205V191H206V187H208L209 185H210V183L212 184V186H213V182H210V181H212V179L214 178V173L216 172L215 171V167L213 166H211L210 167V165L209 164ZM231 163V164H230ZM241 163V164H240ZM246 163H248V164H246ZM259 163V164H258ZM76 164H77V167H76ZM92 164H93V166H92ZM96 164V165H95ZM109 164V165H108ZM126 166H125V165ZM127 164H129V165H127ZM175 164V165H174ZM179 166H178V165ZM183 164V165H182ZM202 164V165H201ZM236 164H238L239 166H238V168H237V165ZM242 164H244L243 166H242ZM73 166L74 168H72L71 169V167H69V166ZM101 165H102V167H101ZM108 165V167L109 166H111L110 167V169L111 170H109L108 169V167H106ZM114 165H117V166H113ZM138 165H139V167H138ZM229 165H230V167H229ZM232 165V166H231ZM235 165H236V168L239 170V172H238V170L237 171H235L236 169L234 168L235 167ZM255 165H257V166H255ZM258 165H259V167H258ZM66 166H68L69 168H67ZM120 166V167H119ZM209 166V167H208ZM221 166V167H220ZM222 166H224V167H222ZM240 166H242V167H240ZM253 166V167H252ZM255 166V167H254ZM87 167V168H86ZM97 167V168H96ZM98 167H100L99 169H98ZM116 167V168H115ZM225 167H227L226 169H225ZM231 167H233V168H231ZM260 168V169H262L261 171L259 170V169H255V168ZM63 168V169H62ZM102 168V169H101ZM104 168H105V170H104ZM115 168V169H114ZM218 168L216 169L217 170V172L216 173H218ZM222 168V169H221ZM240 168V169H239ZM69 169V170H68ZM97 169H98V171H97ZM214 169V170H213ZM229 169V170H228ZM72 170H73V172H72ZM83 170H84V172H83ZM85 170H86V172H85ZM107 170H109V172H107ZM115 172H114V171ZM223 170V171H222ZM257 170V172H255ZM56 171H58V172H56ZM71 171V172H70ZM76 171V172H75ZM78 171V172H77ZM90 171V172H89ZM105 171V172H104ZM215 171V172H214ZM227 171H229L228 173H227ZM242 171V172H241ZM250 171V172H249ZM252 171V172H251ZM57 173V175H56V173ZM70 172V173H69ZM83 174H82V173ZM89 172V176L86 174V173H88ZM199 174H198V173ZM201 172V173H200ZM55 173V174H54ZM63 173V174H62ZM72 173V174H71ZM78 173V174H77ZM98 175H104V176H106V178L105 177H102V178H100V176H98ZM102 173V174H101ZM106 175H105V174ZM111 174V173H113L112 175H110V179H108L107 181H106V179L107 178H109V177H107L109 174ZM242 173V174H241ZM259 173H260V175H259ZM261 173H262V175H261ZM53 174V175H52ZM59 174H60V177H59ZM75 174V175H74ZM87 175V177H82V175ZM108 174V175H107ZM196 174H198V177L200 178H198L197 177V175ZM51 175V176H50ZM63 175H65V176H63ZM85 175V176H86ZM98 177H97V176ZM216 175V174H215ZM52 176H54V177H52ZM57 176H58V178H57ZM74 177V179H73V177ZM80 176V177H79ZM213 176V178H210V177H212ZM239 176V177H240ZM35 177V178H34ZM49 177V178H48ZM51 177V178H50ZM56 177V178H55ZM63 179H62V178ZM90 177V178H89ZM183 177V178H182ZM196 177H197V179H199V180H197L196 181ZM91 179V180H89V179ZM97 178H99V179H97ZM177 178H179V179H177ZM262 178V179H261ZM26 179H27V183L25 182L26 181ZM28 179H29V181H28ZM58 179V180H57ZM63 180L62 181V185H61V181L60 180ZM69 179V180H68ZM85 179V181H83L82 182V180H84ZM86 179H88V181H90V182H88ZM104 179V180H103ZM191 179V180H190ZM51 182H50V181ZM53 180V181H52ZM77 180V181H76ZM179 180V181H178ZM201 180V181H200ZM207 181V180H209V181H207V182H205V181ZM21 181V182H20ZM50 182V183H47V182ZM56 183H55V182ZM67 183H66V182ZM71 181H73V182H71ZM78 181H81V183L79 184V186L80 187H78V184L77 183H79ZM86 181H87V183H86ZM103 181H105V183H103ZM108 181H109V183H108ZM127 181V182H126ZM130 181V182H129ZM201 183H200V182ZM260 181H262L261 183H260ZM36 182H38V183H36ZM43 182H44V184H43ZM52 182H54L55 183V186L57 187V186H59V185H61V188H58L59 190L61 189V191H60V193L59 192H57V188L56 187H53L54 186V184L52 183ZM60 182V184H57V183H59ZM86 184H85V183ZM129 182V183H128ZM179 182V183H178ZM194 182L196 183V185L194 184ZM249 182V183H248ZM31 185H30V184ZM34 183H35V185H34ZM45 183H47V184H45ZM64 183V184H63ZM65 183L66 184H68V186H66V188L64 187L65 186ZM77 185H76V184ZM82 183H84L83 185H82ZM93 183V184H92ZM256 183H257V185H256ZM37 184V185H36ZM48 184H51V186L53 187V188H51V186H49ZM57 184V185H56ZM89 184V185H88ZM92 184V185H91ZM198 184V185H197ZM227 184V183H226ZM225 184V185H226ZM43 185V186H42ZM49 186L50 187V189H51V191H50V189H49V187H47L48 189H46V186ZM73 185V186H72ZM76 185V186H75ZM230 185V186H229ZM229 185H226L227 186V190H231L229 187H233L230 183H229ZM19 186L21 187V188H19ZM32 186V187H31ZM34 186H36V187H34ZM38 186V187H37ZM45 186V187H44ZM73 187L74 188V186H75V190L73 189V191L71 192V189L69 188V187ZM84 186H86L85 188H84ZM89 186V190L91 191V192H89V190H88V187ZM90 186H91V188H93V189H90ZM196 186H197V188L200 190H196ZM225 186V187H226ZM251 186V187H250ZM260 187V188H257V187ZM26 187V188H25ZM60 187V186H59ZM65 189V191H64V189ZM68 187V188H67ZM71 187V188H72ZM76 187H78L77 189L79 190H77L76 189ZM204 189H203V188ZM213 187H215V186H213ZM22 188L24 189L23 190V192H22ZM31 188H32V190H31ZM35 190H34V189ZM38 188V189H37ZM39 188L41 189L40 190V192L38 191L39 190ZM202 188V189H201ZM26 189H28V190H26ZM56 190L55 192H57L56 193V195H55V193H52V192H54L53 190ZM258 189V190H257ZM29 190H31V191H29ZM47 190H49V191H47ZM58 190V191H59ZM101 190H103V191H101ZM195 190V191H194ZM233 190V189H232ZM231 190V191H232ZM19 191H21V192H19ZM25 191V192H24ZM27 191H29V192H27ZM37 192V194L35 193V192ZM67 191H69V192H67ZM88 192V194L90 193V195H92L91 196V198H93V199H91L90 200V197L88 196V194H86L87 192ZM198 191V192H197ZM48 192V193H47ZM50 192L53 194V196L55 195V196H57V197H55L56 199H57V201H56V199H54V197H52V196H50ZM74 192H79L78 194L77 193H74ZM258 192V193H257ZM18 193V194H17ZM21 193H23L22 195L23 196H25V197H23L22 196V198H24L23 200H22V198H21ZM63 193V194H62ZM255 193H256V195H255ZM261 193V194H260ZM35 196H34V195ZM68 194V195H67ZM84 194H86V195H84ZM257 194L259 195V197L257 196ZM67 195V196H66ZM73 196V198H72V196ZM77 195H78V197H79V195H81V196H83V197H77ZM110 196L109 198H108V196ZM122 195V196H121ZM18 198H17V197ZM28 196V198H26ZM31 197V199H29L30 197ZM46 196H48L47 198H46ZM69 196V197H68ZM74 196H76V197H74ZM84 196H86V198H87V196L89 197L88 198V200H90V203H88L89 201L87 200V199H84ZM117 196V197H116ZM123 196H124V199L125 198H127V199H129V201H127V199H123L124 200V204L126 205V207H127V209H123V208H126L125 207V205L123 204V203H120L121 201L120 200H122L121 199V197L123 198ZM261 196V197H260ZM16 197V198H15ZM36 197V198H35ZM50 197H52L51 199H50ZM67 197V198H66ZM71 197V198H70ZM115 197V198H114ZM197 197H198V199H197ZM199 197L201 198V205H200V202H198L199 201ZM258 197V198H257ZM15 198V199H14ZM19 198H21V200L19 199ZM49 198V199H48ZM60 198H62V199H60ZM77 198L78 199H80V200H78V202H77ZM119 198V199H118ZM257 198V199H256ZM14 199V200H13ZM17 199V200H16ZM18 199H19V201H18ZM26 199V200H25ZM32 199H33V203L35 204V206L34 207H32V205H31V203H32ZM35 199V200H34ZM44 199V200H43ZM59 199H60V202L61 203H63V204H61V205H63L62 206V208L60 207L61 205H60V203H59ZM71 199V200H70ZM73 199V200H72ZM259 199H262V200H259ZM30 201V203H29V201H28V203H26L25 201ZM40 200H42V201H40ZM64 200V201H63ZM68 200V201H67ZM3 201V200H2ZM10 201H14V203L13 202H10ZM19 202V204H18V202ZM22 201V202H21ZM24 201V202H23ZM74 202L75 203V206H77L78 205V208H80V210H82L81 212H80V214L81 215H79V213H78V211H80L78 208H76L75 206H74V203H72V202ZM76 201V202H75ZM79 201H80V203L81 202H83V203H79ZM94 201V202H93ZM114 201H116V202H118V201H120L119 202V208H118V204H116V202H115V204H114ZM262 202V203H259V202ZM17 202V203H16ZM38 202V203H37ZM41 202V203H40ZM51 202V205H50V207H49V204L47 205V203H50ZM59 203V205H57L58 203ZM183 202V203H182ZM188 205V209L190 210V209H192V210H194V211H192V213L193 212H195V213H191V212H189V213H191L190 215L191 216H189L188 214L189 213H185V215H183V214H181L182 213V210H184L185 208H186V204ZM256 204H255V203ZM37 203V204H36ZM41 204V207H40V204ZM64 203H65V205H64ZM70 203H72V205L70 204ZM77 203H79V204H77ZM92 203V204H91ZM93 203L95 204V206L97 207H93ZM128 203V204H127ZM203 203V204H202ZM247 203V204H246ZM259 203V204H258ZM17 204V205H16ZM25 204H27L26 205V207H25ZM29 204V205H28ZM45 204V206H43ZM82 204H84V205H82ZM124 205V206H121V205ZM177 204H178V206H177ZM262 204V205H261ZM22 205V206H21ZM56 205H57V207H56ZM69 205H71V206H74V207H69L68 208V206ZM92 205V206H91ZM173 205H176V208H175V206H173ZM180 205L182 206L183 205V207L184 208H181L180 209ZM204 205H205V207H204ZM206 205H207V207H206ZM209 205V206H208ZM248 205V206H247ZM251 205H253V207H251ZM257 205H258V208H257ZM19 206H21L20 208H19ZM28 206V207H27ZM61 208H59V207ZM83 206V208H81ZM121 206V207H120ZM173 206V207H172ZM203 206V207H202ZM215 206H216V209H214L213 210V208H215ZM254 206L256 207V209H254ZM13 207V208H12ZM17 208V209H15V208ZM26 209H25V208ZM30 207H32V208H30ZM36 207V208H35ZM43 207H45V208H43ZM49 207L50 208V210H49V208L47 209V208ZM86 209H85V208ZM101 207V208H100ZM140 207V208H139ZM170 207H172V209L173 208H175V210H173V211H170L171 210V208ZM179 207V208H178ZM208 207L210 208V207H212V208H210L209 210H208ZM250 207V208H249ZM27 208H28V212H29V217L27 216V213H26V210H27ZM38 208V209H37ZM39 208L41 209V210H39ZM57 208H59V210L57 209ZM70 208H72V209H70ZM103 208V209H102ZM123 209V211H125V210H127V212L131 209V210H133V211H131V213L130 212H128V214H126L127 212L125 211V212H121V210L120 209ZM168 208V210H169V212L166 210ZM204 208H206V209H204ZM217 208H221L220 210L219 209H217ZM251 208H253V210L251 209ZM23 209V210H22ZM31 209V210H30ZM42 209H44L45 210V213H44V210H42ZM49 210V211H47V210ZM57 209V210H56ZM63 209V211H61ZM83 209H85L86 211H84ZM87 209H88V211H87ZM94 209V210H93ZM114 209H115V211H114ZM118 209L120 210V211H118ZM137 209H139V210H137ZM223 209V210H222ZM224 209H226V210H224ZM245 209V210H244ZM20 210H22V211H19ZM72 210V211H71ZM74 210V211H73ZM76 210V211H75ZM78 210V211H77ZM90 210V211H89ZM93 210V211H92ZM107 210H108V212H107ZM112 210V211H111ZM135 210H137V211H140V210H143L144 211V213L146 212V213H148V214H144L143 212H141V215L142 216H144V217H142L141 215H140V213H139V215H140V217H142L143 219H141V218H139V217H137V218H135L134 219V217L136 216V213H134V212H136ZM187 210V209H186ZM189 210H187V211H189ZM203 210V211H202ZM215 210H216V212H215ZM224 211V212H222V211ZM255 210V211H254ZM257 210H259V211H257ZM10 211V212H11ZM32 211H34V213L32 212ZM37 211V212H36ZM38 211H40V213L43 215V213H44V218H43V216L41 217V214L40 213H38ZM53 211V212H52ZM57 211V212H56ZM94 211H96V212H94ZM107 213H106V212ZM117 211L118 212H121L122 214L124 213V215L122 216V214L120 213V215L123 217V219H121L122 217H120V215L117 213ZM162 211V212H161ZM175 211H177V213H178V211L180 212L181 211V213H178L179 215L177 216V213H175ZM191 211V210H190ZM210 211V212H209ZM212 211H214L213 213H212ZM221 211V212H220ZM11 212V213H12ZM23 212V213H22ZM31 212V213H30ZM50 212H52V213H50ZM90 212V213H89ZM111 212V213H110ZM114 212H116L115 214H116V217L112 214V213H114ZM166 212H168L170 215H173L174 213L176 214L175 216H176V219H175V216L174 217H172V216H163L164 214L163 213H166ZM185 211H183V213H184ZM201 212V214L200 215H198L199 213ZM205 212V213H204ZM207 212V213H206ZM227 212V213H226ZM247 212V213H246ZM259 214H257V213ZM26 213V214H25ZM34 215H36V216H34ZM56 213V214H55ZM66 213V214H65ZM76 213V214H75ZM77 213H78V215H77ZM87 213H89V214H87ZM110 215H109V214ZM149 213H152L150 216H149ZM161 213L163 214L162 216H161ZM211 215V217H210V215ZM212 213V214H211ZM230 213V214H229ZM239 214V216L237 215V214ZM245 213V214H244ZM260 213H263L262 215L260 214ZM16 214V215H15ZM25 214V215H24ZM39 216H38V215ZM47 214V215H46ZM58 214H60L59 216H58ZM126 214V215H125ZM133 214H134V216H133ZM137 214H138V212H137ZM187 214V215H186ZM197 214V215H196ZM206 214V215H205ZM213 214H214V216H213ZM226 214H227V216H228V214L229 215H232V217L231 216H228V219H226ZM235 214V215H234ZM243 214H244V216H243ZM248 214H249V216H248ZM10 215V214H9ZM12 215V214H11ZM13 215H12V217H13ZM21 215V216H20ZM50 215V216H49ZM54 215V216H53ZM62 215V216H61ZM75 215V216H74ZM84 215H86L85 217H84ZM89 217H88V216ZM101 215L103 216V218L101 217ZM138 215V216H139ZM146 215V216H145ZM155 215V216H154ZM183 215V216H182ZM196 215V216H195ZM201 215H203L202 217H203V220H200V218H201ZM207 215H208V218H210V219H207ZM216 215V216H215ZM225 217H224V216ZM245 215H247V216H245ZM25 216V217H24ZM26 216H27V218H26ZM46 216V217H45ZM57 217V219H56V217ZM76 216H77V218H76ZM95 216V220H94V217ZM96 216H97V218H96ZM105 216H109L108 218L109 219H111V220H108V218L107 217H105ZM115 218H114V217ZM147 216H149L151 219H150V221L148 220V217ZM154 216V217H153ZM193 216V218H191ZM197 216H199V217H197ZM219 216V217H218ZM18 217H19V219H18ZM35 217H38L37 219L35 218ZM41 217V218H40ZM50 217V218H49ZM53 217H55L54 219H53ZM58 217H64L65 219H61V218H58ZM82 217V218H81ZM88 217V218H87ZM105 217V218H104ZM120 217V218H119ZM129 217V218H128ZM131 217H133V219L136 221V222H133V220L131 219ZM169 217H171V218H169ZM179 217V218H178ZM186 218V220L188 219L189 221H186V222H189V223H187L188 224V226H189V224H190V226L189 227H187L186 225L187 224H185L184 222H183V220H185V218ZM205 217V218H204ZM262 217V218H261ZM21 218V219H20ZM43 218V219H42ZM52 218V219H51ZM68 220H67V219ZM81 220H80V219ZM107 218V219H106ZM112 218H114L113 219V221H112ZM126 218H128V219H130V220H132L131 222H133V228L131 227V225H129V224H131L129 221L130 220H128V219H126ZM165 218V219H164ZM181 218H183V220L181 219ZM199 218V219H198ZM213 218V223H209V220H211ZM229 218H232V220L234 221V223H231V221L229 220ZM235 218V219H234ZM244 218V219H243ZM246 218V219H245ZM24 219V220H23ZM27 219V220H26ZM47 219V220H46ZM72 219H74L73 221H72ZM78 219V220H77ZM86 219V220H85ZM90 219V220H89ZM117 219V220H116ZM139 219V220H138ZM141 219V220H140ZM202 219V218H201ZM242 219V220H241ZM19 221V223L21 224V226H20V224L18 223V221ZM32 220V221H31ZM45 220V222H41V221H44ZM60 220V221H59ZM67 220V221H66ZM71 220V221H70ZM76 220V221H75ZM94 220V221H93ZM97 220H99L98 222H97ZM228 220L230 221L229 222V224L227 223L228 222ZM248 220V219H247ZM21 221V222H20ZM24 221H25V224L28 222V224H24ZM27 221V222H26ZM40 221V222H39ZM48 221V222H47ZM50 221V222H49ZM58 221V222H57ZM79 221H81V222H79ZM86 221H88L89 222V227H88V222L86 223ZM115 221V222H114ZM123 221H126V223H127V221H128V223L126 224L125 222H123ZM141 221V222H140ZM142 221H144V223L142 222ZM200 221H201V223L203 224L204 222L203 221H205V223L206 224H208V225H205V223H204V225L206 226H202L201 225V223H200ZM207 221V222H206ZM223 221H224V223H223ZM232 221V222H233ZM241 221V222H240ZM263 221V222H262ZM31 222V223H30ZM55 222V223H54ZM60 222V223H59ZM63 223V225H62V223ZM65 222V223H64ZM85 222V223H84ZM96 222H97V224H96ZM152 222V223H151ZM216 223V227H215V223ZM220 222V223H219ZM17 223H18V225H17ZM38 223V224H37ZM41 223V224H40ZM47 223V224H46ZM48 223H51V224H48ZM53 223V224H52ZM58 225H57V224ZM68 224V226H66L67 224ZM92 223V225L90 226V224ZM95 223V224H94ZM138 224V225H135L136 227H134V224ZM147 223H149V224H151L152 226H149V224H147ZM222 223V224H221ZM226 223V224H225ZM239 223V224H238ZM32 224V225H31ZM39 224L41 225V226H39ZM62 226H61V225ZM81 224V225H80ZM93 224H94V226H95V228H92V226H93ZM147 227V229H146V227L144 226V225ZM232 224V225H231ZM240 224L241 225H243V226H240ZM18 227H17V226ZM44 225H45V227H44ZM47 225V226H46ZM51 225H53V227L51 226ZM55 225V226H54ZM75 225V227H72V226H74ZM126 225V226H125ZM141 225H143V226H141ZM200 225H201V227H200ZM210 225V226H209ZM226 225V226H225ZM229 225H231V226H233V227H231V226H229ZM234 225H237V226H234ZM3 226H4V228H3ZM15 226V227H14ZM23 226H24V228H23ZM27 226V227H26ZM32 226V227H31ZM50 227V228H61V229H64V231L67 233L66 234V236H64V234H52V235H50L49 236V234H45L44 233V230L46 229V227ZM58 226V227H57ZM59 226H61V227H59ZM86 226V227H85ZM93 226V227H94ZM124 226H125V228H126V230H125V228H124ZM138 226H140V227H138ZM186 226V227H185ZM192 226H193V228H192ZM197 226V227H196ZM208 226H209V228H212L213 226H214V228H216L215 230H214V228L212 229V231H209V230H211V229H208ZM219 228H218V227ZM228 226H229V230H230V232L228 231ZM11 227H13V228H11ZM24 229H22V228ZM25 227L27 228V229H25ZM38 227V228H37ZM48 227V228H49ZM62 227H64V228H62ZM66 227V228H65ZM77 227H78V229H77ZM131 227V228H130ZM144 227V228H143ZM150 227H152V228H150ZM195 227V228H194ZM237 227H238V229H239V231H241V232H238L237 231ZM9 228H11V229H9ZM74 228V229H73ZM91 228L95 231V232H93V231H90L91 230ZM128 228V229H127ZM142 228V229H141ZM190 228V229H189ZM207 228V229H206ZM241 228V229H240ZM16 231H15V230ZM19 229V230H18ZM22 229V230H21ZM31 229V230H30ZM38 229V230H37ZM44 229V230H43ZM90 229V230H89ZM125 230V233L126 234H124V230ZM131 229V230H130ZM145 229V230H144ZM150 231H149V230ZM232 229V230H231ZM234 229H236V231L234 230ZM243 229V230H242ZM262 229V230H261ZM19 232H18V231ZM29 231V232H31V233H28L27 231ZM42 230H43V232H42ZM71 230H73V233L75 232V231H79L80 233H81V240L82 241H84L85 242V244H89V245H92V246H94V253H96V251H99L98 249H100V251L99 252H97L96 254H91V255H88L89 256V259H86L88 256H86L88 253H87V251L86 250H84L83 248H81V244L82 243H84V242H82V241H80L79 239H73V237H72V231ZM83 230H87V232H85V231H83ZM100 230H102V231H100ZM122 230H123V232H122ZM128 230V232H126ZM146 230H148V232H150L151 234H149V233H145V232H147ZM153 230V231H152ZM234 230V231H233ZM13 233H12V232ZM23 231V232H22ZM26 231V232H25ZM35 231V232H34ZM37 231V232H36ZM40 231V232H39ZM68 231H70L69 233H70V235H69V233H68ZM100 231V232H99ZM143 231V232H142ZM216 231H217V235L215 234L216 233ZM220 231H221V233H220ZM21 232V233H20ZM43 234H42V233ZM64 232V233H65ZM97 232V233H96ZM120 232H121V234H120ZM142 232V233H141ZM220 233V235L221 236H223V237H219V233ZM235 232V234L237 235H235V234H233ZM7 233V234H6ZM143 233L144 234H146V235H143ZM229 233V234H228ZM11 234H12V236H11ZM14 234V235H13ZM20 234V235H19ZM23 236H22V235ZM29 234V235H28ZM42 234V235H41ZM83 234H84V236H83ZM89 234V235H88ZM92 234V235H91ZM95 234V235H94ZM104 234H105V236H104ZM116 234H119V235H121L120 237H119V235H118V237L119 238H122V240H119V238H117V236H116ZM122 234H124V235H128V234H130V235H132V236H130L129 235V238H128V240H130V238L131 239H136V240H134V242H133V240H131L129 243H128V240L126 239L125 240V237L123 238V236H122ZM140 236H139V235ZM142 234V235H141ZM148 234L149 235H151L150 236V238H149V240H148ZM164 234H166V235H164ZM204 234V235H203ZM224 234V235H223ZM233 234V235H232ZM7 237L8 239H7V241H5L6 240V238L4 237ZM9 235V236H8ZM25 235V236H24ZM32 235V236H31ZM110 235H112V238L113 239H110ZM115 235V236H114ZM164 235V236H163ZM225 235H226V238H225ZM228 235L230 236H232V241H229V240H231V236L230 237H228ZM241 236V238H239L240 236ZM30 236V237H29ZM42 236V237H41ZM44 236H46L47 238L48 237H50L49 239H46V237H44ZM52 236H57L56 238L58 239V237H59V242H58V240L55 238H53ZM62 236H64L62 239H60V237H62ZM69 236V237H68ZM107 236H109V237H107ZM134 236V237H133ZM143 236H145L144 238H145V241H144V238H142ZM163 238H162V237ZM204 236H206V237H204ZM233 236H235V237H233ZM239 236V237H238ZM18 237H19V239H18ZM28 237H29V239H28ZM33 237V238H32ZM66 237V238H65ZM116 237V238H115ZM133 237V238H132ZM146 237H147V240H146ZM161 237V238H160ZM166 237H169L168 238V240H169V242L166 244V242L168 241L167 240V238L165 239ZM173 237V238H172ZM202 237H203V240H202ZM216 237H218V238H216ZM237 237V238H236ZM247 237V236H246ZM4 238H5V240H4ZM17 238V239H16ZM71 238L73 241H71V244H70V241H69V239ZM87 238V239H86ZM89 238H90V240H89ZM158 238H159V240L161 241L160 243H162L163 242V240L165 239V243H164V245L163 244H159V240H158ZM229 239V240H227L228 242H231L232 244H233V242L235 243V242H237V240H239V239H241L243 242L245 241V243L247 242V241H249V243L247 242L246 244L245 243H243V244H245L244 246H245V248L246 249H248L247 251H249V255H245L244 256V250H241L244 254L242 255V253H240L239 251H240V249H239V251H237L238 249L236 248V246H234V244L232 245L231 243H228L225 239ZM245 238V240H243ZM12 239V240H11ZM23 239V240H22ZM25 239V240H24ZM37 239V240H36ZM46 240V242H43L42 243V241H44V240ZM86 241H85V240ZM115 239V240H114ZM162 239V240H161ZM206 239V240H205ZM234 239H236L235 241H233ZM31 240H33L32 242H33V244H32V242H31ZM53 240V241H52ZM66 242L67 241V243H65L64 241ZM80 241V245H79V242L78 241ZM97 240V241H96ZM103 240V241H102ZM110 240V241H109ZM119 242H118V241ZM125 240V241H124ZM143 240V241H142ZM183 240V241H182ZM205 240V242H203ZM225 240V241H224ZM247 240V241H246ZM18 242V241H20L19 242V245L17 244H15L16 242ZM22 241H24L23 242V244H22ZM26 241H29V243L27 242L26 243ZM41 243H40V242ZM49 242V244H52V245H49L48 244V242ZM63 241V242H62ZM77 241V242H76ZM96 241V242H95ZM99 241V242H98ZM120 241H122V242H120ZM123 241H124V243H123ZM207 241H209V242H207ZM8 242V243H7ZM53 242H54V244H56V245H54L53 246ZM69 242V243H68ZM73 242V243H72ZM82 242V243H81ZM92 242H94V243H92ZM138 242H139V244H138ZM158 242V243H157ZM178 242V243H177ZM183 242H185V244H181V243ZM187 242H188V244H187ZM214 242H216L215 244H213ZM11 243H12V245L13 246H15V248L11 245ZM21 243V244H20ZM24 243H26V244H30L31 246H28V245H24ZM48 244L47 246H46V244ZM63 243V244H62ZM75 243H77V245L75 244ZM99 243V244H98ZM104 243V244H103ZM126 243H128V245L126 244ZM225 243L227 244V245H229V244H231V245H229V246H225L224 248L226 249H229V247H230V249L229 250H225V249H222V247H223V245H225ZM252 245H251V244ZM6 244L8 245L7 247H6ZM60 244V245H59ZM103 244V245H102ZM118 244V245H117ZM166 244V245H165ZM190 244V245H189ZM12 246L11 247V249H10V246ZM23 246V248H20V247H22ZM64 245L65 247H62V246ZM128 247H127V246ZM182 245V246H181ZM186 245H188V246H186ZM247 245H248V247H247ZM251 245V246H250ZM39 246V247H38ZM41 246V247H40ZM48 246H50V247H48ZM52 246L54 247V250H53V248H52ZM56 246V247H55ZM58 246V247H57ZM60 246V247H59ZM73 246H75V247H73ZM99 246H101L100 248H99ZM115 246V247H114ZM122 246V247H121ZM126 246V247H125ZM178 246V247H179ZM189 246H190V248H189ZM250 246V247H249ZM253 246V247H252ZM46 247H47V249H46ZM62 247V249H61V253L63 252V254H64V252L66 253V255L64 254V255H61L59 252H57L58 254H57V256L55 255L56 253H55V248H59L58 250H60V248ZM72 247V248H71ZM77 247V248H76ZM79 247V248H78ZM98 247V248H97ZM103 247H105L104 249H105V251L102 249ZM113 247V248H112ZM236 248V249H234V248ZM17 248H20L18 251H17ZM24 248H25V250H24ZM30 248V249H29ZM37 250H36V249ZM73 248H74V250H73ZM75 248H76V250L78 249L79 251L80 250H82V251H80L79 253H81L83 256H81V254H79L78 253V250L76 251L75 250ZM108 250H107V249ZM110 248V249H109ZM125 248V249H124ZM221 248V249H220ZM251 248V249H250ZM23 249V250H22ZM33 249H35V250H33ZM39 249H42V250H39ZM51 249H52V251H51ZM157 251H156V250ZM232 249H234V250H232ZM28 250V251H27ZM45 250V251H44ZM48 250V251H47ZM50 250V251H49ZM57 250V251H58ZM110 250V251H109ZM112 250H121V252L122 253H120V251H119V253L120 254H124L127 258H122V257H124V255L122 256V255H120V256H117V254H116V252H115V254H110V253H113L114 251H112ZM126 250V251H125ZM152 250V251H151ZM164 250H166V251H164ZM223 250V253H220L221 251ZM230 250H232V252L234 253V254H236V255H238L237 254V252H239V255H238V257H233V256H236V255H233L232 254V252H229ZM7 251V252H6ZM10 251V252H9ZM24 251V252H23ZM32 251V252H31ZM37 253H35V252ZM42 251V252H41ZM74 253H72V252ZM76 251V252H75ZM106 251H108L107 253H106ZM159 251V252H158ZM220 251V252H219ZM237 251V252H236ZM9 252V253H8ZM39 252V253H38ZM45 252H46V254H45ZM51 252H53V253H50ZM69 252H71V253H69ZM84 252V253H83ZM101 252V253H100ZM110 252V253H109ZM146 252L148 253L149 252V255L148 254H146ZM162 252V253H161ZM220 253V255H217V254H219ZM250 252H251V254H250ZM8 253V254H7ZM12 254V255H9V254ZM13 253H14V255L15 256H13ZM21 254V256H19V255H17V254ZM25 253V254H24ZM31 253V254H30ZM43 253V256L41 255V254ZM69 253V255H67ZM77 253V254H76ZM103 253V262H102V258H101V254ZM141 253H142V255H141ZM144 253V254H143ZM164 253V254H163ZM25 255V257H24V255ZM26 254H27V256H26ZM36 254V255H35ZM108 254V255H107ZM110 254V255H109ZM163 254V255H162ZM214 254V256L215 255H217V256H221L222 257V255H223V257H222V261L219 259V257H211L212 255ZM232 254V255H231ZM4 255V256H3ZM17 255V256H16ZM39 255V256H38ZM47 255V256H46ZM48 255H50L51 257H50V259H48ZM53 255H55V256H53ZM75 255V256H74ZM98 255V256H97ZM115 255V256H114ZM130 255V256H129ZM207 256V259L209 260V262H211V263H206V262H204L203 261V256ZM211 255V256H210ZM225 255V256H224ZM243 256L242 257V260H241V256ZM6 256L8 257L7 258V260H9V259H11L12 257V259L11 260H9V261H7L6 260ZM23 256V257H22ZM32 256V257H31ZM35 256V257H34ZM38 256V257H37ZM43 257V258H45V260L44 259H42V258H40V257ZM44 256H46V257H44ZM96 256V257H95ZM107 256H110V257H107ZM134 256V258H136L135 259V261H134V259L132 258ZM143 258H142V257ZM147 256V257H146ZM232 256V257H231ZM249 256V257H248ZM5 257V258H4ZM21 257V258H20ZM27 257H28V259H27ZM56 257H58L59 258V260L61 261H59ZM62 257V258H61ZM82 259V257H83V260H81L80 258ZM86 257V258H85ZM93 257V258H92ZM98 260H96L95 258ZM105 257V258H104ZM111 257H113V259L111 258ZM114 257H115V259H114ZM119 257V258H118ZM138 257H140V258H138ZM227 257V259H225V258ZM230 259H229V258ZM247 257V259H245ZM14 258H16V261H14L15 259ZM18 258H20V261H19V259ZM37 258H39L40 260H37ZM51 258H53V260H51ZM61 258V259H60ZM78 258V259H77ZM145 258H148L149 260H147V259H145ZM235 258V259H234ZM245 260H244V259ZM2 259V260H1ZM22 259H24L23 261H22ZM31 259V260H30ZM33 259V260H32ZM37 261V262H32V261H35V260ZM44 260L43 262H42V260ZM108 260L109 259V261H106V260ZM118 259H120V260H118ZM133 259V260H132ZM212 259H214V260H212ZM217 259H219V260H217ZM231 259H233V260H231ZM237 259V260H236ZM240 259V260H239ZM30 261L29 263L27 262L26 263V261ZM48 260H50V261H48ZM84 260H86V262H83ZM88 260V261H87ZM113 260V261H112ZM130 260V261H129ZM141 260V261H140ZM231 260V261H230ZM243 260L245 261V262H243ZM13 261H14V263H13ZM19 261V262H18ZM41 261V262H40ZM48 261V262H47ZM55 261V262H54ZM101 261V262H100ZM112 261V262H111ZM116 263H115V262ZM123 261V262H122ZM147 261L149 262V263H147ZM197 261V262H196ZM217 261V262H216ZM220 261H221V263H220ZM229 261V262H228ZM233 261V262H232ZM239 261V262H238ZM240 261H242V262H240ZM248 261V262H247ZM8 262V263H7ZM15 262H17V263H15ZM95 262V263H94ZM97 262H99V263H97ZM226 262V263H225ZM228 262V263H227ZM232 262V263H231ZM247 262V263H246ZM250 262V263H249ZM104 263V264H105Z\"/></svg>", "mask_w": 264, "mask_h": 264}, {"label": "bare ground", "instance_id": "bare-ground-1", "mask_svg": "<svg viewBox=\"0 0 264 264\" xmlns=\"http://www.w3.org/2000/svg\"><path fill=\"white\" fill-rule=\"evenodd\" d=\"M16 1V0H15ZM21 1L22 0H20V3H21ZM30 1V0H29ZM28 1V2H29ZM37 1V0H36ZM35 1V2H36ZM77 1V0H76ZM80 1V0H79ZM79 1H77V2H79ZM84 2L82 3V4H84V3H86L87 2V0H83ZM86 1V2H85ZM89 1V0H88ZM129 1H131V0H129ZM132 1H134V0H132ZM176 1V0H175ZM241 1V0H240ZM19 2V1H18ZM17 2V3H18ZM33 2V1H32ZM38 2V1H37ZM39 2H41V1H39ZM42 2H45V0H42ZM60 2V1H59ZM58 2V3H59ZM90 2H91V0H90ZM243 2V1H242ZM246 2V4L250 7L251 6V4H252V2H251V0H244V3ZM31 3V2H30ZM134 3H136V1L134 2ZM139 2H137V4H138ZM243 3V4H244ZM260 3V2H259ZM38 4V3H37ZM40 4V3H39ZM61 4H63V3H61ZM76 4H79V6H80V4L81 3H76ZM90 4V3H89ZM129 5L128 6H130V5H132V3L130 4V3H128ZM136 4V5H137ZM142 4V3H141ZM175 4H178L179 5V3H175ZM242 4V5H243ZM23 5H24V3H23ZM32 5H33V3H32ZM35 5V4H34ZM42 5V4H41ZM45 5V4H44ZM43 5V6H44ZM47 5V4H46ZM45 5V6H46ZM85 5V4H84ZM84 5H83V7H84ZM134 5V4H133ZM136 5H134V6H132L133 7V9H137V11L140 9L139 7V9L136 7V8H134ZM140 5V4H139ZM253 5H256V2L255 3H253ZM252 5V7H251V9L254 7ZM31 6V5H30ZM44 6V7H45ZM91 6H93V5H91ZM141 6V5H140ZM180 6V5H179ZM262 6V5H261ZM261 6H260V8L259 7H257V8H253V12H252V14L253 15H251L252 17L254 16V15H258V17L260 18V20H261V25L262 26H264V10L263 9H261ZM26 7V9H27V5L25 6ZM39 7V6H38ZM42 8V10L43 9H45V8ZM87 7V6H86ZM132 7H130L131 9H132ZM143 7V6H142ZM264 7V6H263ZM37 8V7H36ZM40 8H41V6H40ZM51 8V7H50ZM49 8V9H50ZM61 8V7H60ZM78 8V7H77ZM81 8H82V6H81ZM89 7H87L86 9H88ZM92 7H90V9H88V12H89V10L91 11L92 9H93V11L95 10L94 8H92ZM166 8V7H165ZM243 8H244V6H243ZM247 8V7H246ZM39 9V8H38ZM47 10H48V8H46ZM45 9V10H46ZM179 9V8H178ZM181 9V8H180ZM179 9V10H180ZM25 10V9H24ZM34 10H35V8H34ZM40 10V9H39ZM41 10V11H42ZM52 10V9H51ZM63 10V9H62ZM65 10V9H64ZM85 10V9H84ZM143 12H144V7H143V9H141ZM167 10V9H166ZM237 10V9H236ZM28 11V10H27ZM32 12H33V9L31 10ZM50 11V10H49ZM92 11V12H93ZM131 11V10H130ZM182 10H180V12H181ZM30 11H28V13H29ZM46 12V11H45ZM48 12V11H47ZM46 12V13H47ZM54 12H57L58 14H56V15H59L60 14V10L59 11H54ZM67 12V11H66ZM76 12V11H75ZM96 11H94V13H95ZM132 12V11H131ZM159 12V11H158ZM174 12H175V10H174ZM183 12V11H182ZM244 12V11H243ZM25 13H26V11H25ZM50 13V12H49ZM64 13V16H66L65 15V12H63ZM62 12H61V14H63ZM67 13H69V14H67V15H70L71 16V14H70V12H67ZM91 13V12H90ZM103 13V12H102ZM133 13V12H132ZM135 13V12H134ZM138 13V12H137ZM142 13V12H141ZM10 14V13H9ZM21 13H19V15H20ZM24 14V13H23ZM31 14V13H30ZM48 14V13H47ZM77 14V13H76ZM87 15H85V16H87V23H89V24H91L92 22L90 21V14L89 13H86ZM96 14V13H95ZM105 14V13H104ZM103 14V15H104ZM109 14V13H108ZM164 14V13H163ZM165 14H166V12H165ZM164 14V15H165ZM181 14V13H180ZM179 14V15H180ZM245 14H247L246 12H245ZM249 14H250V12H249ZM7 15H8V13H7ZM12 15V14H11ZM14 15H15V13H14ZM19 15H17V13H16V17L17 16H19ZM26 15V14H25ZM32 15H33V13H32ZM39 15V14H38ZM37 15V16H38ZM45 15V17H46V14H44ZM73 15V14H72ZM103 15H102V17L101 18H103ZM107 15V14H106ZM105 15V17H106V19H107V16ZM111 15V17H112V15H115V14H110ZM110 15H109V17H110ZM130 15H131V13H130ZM144 15V14H143ZM154 15H156V14H154ZM153 15V16H154ZM243 15H244V13H243ZM8 16H10V15H8ZM22 16V15H21ZM34 17H35V14L33 15ZM33 16H30L31 18L33 17ZM36 16V17H37ZM41 16H42V14H41ZM50 16H51V14H50ZM60 16V15H59ZM58 16V17H59ZM74 16H76L75 15V13H74ZM88 16H89V18H88ZM100 17L101 15H97L96 17ZM129 16V15H128ZM133 16H134V14H133ZM138 16H141L142 17V15L139 13V15ZM157 16H159V14L157 15ZM11 17V16H10ZM12 17H14V16H12ZM16 17H14V19L16 18ZM20 17V16H19ZM22 17H25L24 15L22 16ZM30 17H29V21H30V23H31V21L34 19V17L32 18V20H30ZM39 17H40V15H39ZM62 17V19L64 18L63 16H61ZM73 17V16H72ZM93 17H95V16H93ZM95 17V18H96ZM115 17V16H114ZM114 17H112V18H114ZM116 17H117V15H116ZM126 17V16H125ZM136 17V16H135ZM140 17V18H141ZM146 16H144V18H145ZM159 17H161L162 18V16H159ZM166 17H168V16H166ZM170 17V16H169ZM179 17V16H178ZM181 17V16H180ZM245 17V16H244ZM43 20L45 19L43 16L41 17ZM53 18H54V16H53ZM118 18H120L119 16H118ZM129 18V17H128ZM131 18V17H130ZM133 18V17H132ZM143 18V17H142ZM148 18V17H147ZM146 18V19H147ZM152 18H156V17H152ZM151 18V19H152ZM158 18V17H157ZM238 19H239V17H237ZM237 18H235V19H237ZM241 18V17H240ZM247 18H248V16H247ZM246 18V19H247ZM254 18H257V17H254ZM4 19H6V18H4ZM20 19V18H19ZM23 19V18H22ZM26 19V18H25ZM27 19H28V17H27ZM37 19H38V17H37ZM48 19H49V17H48ZM69 19H71V22L70 23H73L74 24V22H76V21H78V20H72V18H69ZM75 19V18H74ZM79 19V18H78ZM88 19H89V21L91 22H88ZM91 19H93L92 18V16H91ZM98 19V18H97ZM114 19H116V18H114ZM127 19V18H126ZM135 19V18H134ZM133 19V20H134ZM137 19H139V17H137ZM146 19L144 20V21H146ZM160 19V18H159ZM158 19V20H159ZM164 19V18H163ZM249 19H250V17H249ZM249 19H248V22H249ZM16 20H17V18H16ZM35 20V22H36V19H34ZM39 20H41V19H39ZM42 20V24H44L43 22H45V20L43 21ZM51 20H53V19H51ZM54 20H56V19H54ZM94 20V19H93ZM96 20V19H95ZM94 20V21H95ZM100 20V19H99ZM104 20H105V18H104ZM108 20V19H107ZM117 20V19H116ZM119 20V19H118ZM140 20V19H139ZM153 20H156V19H153ZM158 20H157V23H158ZM160 20H162V19H160ZM253 20V19H252ZM251 20V21H252ZM259 20V19H258ZM14 21V20H13ZM23 21H26V20H22V23H23ZM38 21V20H37ZM65 21V20H64ZM64 21H61V23L62 22H64ZM68 21H70V20H68ZM72 21H74V22H72ZM79 21H81V20H79ZM78 21V22H79ZM120 21V20H119ZM122 21V20H121ZM126 21V20H125ZM137 21V20H136ZM143 21V22H144ZM239 21H241V20H239ZM243 21V20H242ZM257 21V20H256ZM18 22V21H17ZM16 21H15V24L17 23ZM28 22V21H27ZM40 22V21H39ZM51 22V21H50ZM57 22V21H56ZM59 22V21H58ZM57 22V24H60V23H58ZM82 22H85L84 21V19H83V21H81V23ZM107 22V21H106ZM113 23H110L111 25L113 24V27H115V25H114V22L115 21H112ZM127 22H129V21H127ZM138 22V21H137ZM148 22H149V19H148ZM148 22H146V24L148 23ZM153 22V21H152ZM163 22H164V20H163ZM163 22L162 23H159L160 25H162L163 24ZM174 22V21H173ZM258 22V21H257ZM14 23V22H13ZM18 23H20V21L18 22ZM17 23V25L19 26L20 24H18ZM37 23L38 22H36V25H37ZM41 23V22H40ZM46 23V22H45ZM55 23V22H54ZM87 23H85V25H87ZM99 23L101 24H103V21H99ZM98 23V24H99ZM109 23V22H108ZM131 23V22H130ZM156 23V24H157ZM239 22H236V20H235V23H233V24H231V26H232V28H233V31H231V32H233V33H231V32H229L231 35H229L230 36V45L231 46H235V47H239V49L240 48H242V46H243V43H244V38H243V36H242V34H241V32H243L244 30L241 28V26L238 24ZM259 23V22H258ZM14 24V26H17V25H15ZM51 24H53L52 22H51ZM50 24V26L48 27V28H50L49 30H51L50 31V33L48 32L47 34H46V31H45V28H47V27H45L44 28V34H46V35H48V36H44L43 34H42V38L44 39L45 37H47V38H49V39H52V38H55L54 36H57V33H59V34H61L62 36H67V34L65 33V31H64V29L62 28L63 26H62V24H61V26L62 27H60L59 25H58V27L59 28H61V29H59L58 27V31L59 32H57V30H56V32L57 33H54V30L56 29V28H54L53 29V27H52V25ZM76 24V23H75ZM74 24V25H75ZM77 24H79V23H77ZM94 24H96V23H94ZM97 24V25H98ZM115 24H117L116 22H115ZM123 24V23H122ZM127 25H128V23H126ZM135 24V23H134ZM141 24H143V23H141ZM184 24V23H183ZM251 24H253V23H251ZM250 24V25H251ZM23 25V24H22ZM35 25V24H34ZM34 25H33V28H34ZM41 25V24H40ZM56 25V24H55ZM54 25V26H55ZM66 25H67V23H66ZM65 25V26H66ZM73 25V26H74ZM83 25H84V23H83ZM97 25H95L99 30H101L100 28L102 27V30L100 31V32H102L103 31V28H104V24L103 25H100L101 27H98ZM119 25H120V23H119ZM119 25H118V28H119ZM124 25V24H123ZM126 25V26H127ZM131 25V24H130ZM138 25V24H137ZM164 25V24H163ZM221 25V24H220ZM26 26V25H25ZM38 26V25H37ZM42 26V25H41ZM48 26V25H47ZM73 26H72V28H73ZM79 26L81 27V24H79L78 25V28H79ZM94 26V25H93ZM107 27L105 28V29H107V30H109L110 31V29L111 28H109L108 29V26L109 25H106ZM147 26H148V24H147ZM168 26V25H167ZM28 27H29V25H28ZM30 27H31V24H30ZM39 27V26H38ZM56 27V26H55ZM83 27V26H82ZM84 27H87L88 28V26H84ZM89 27H91V25L89 26ZM95 27V28H96ZM112 27V26H111ZM129 27V26H128ZM128 27H126V28H128ZM134 27V26H133ZM132 27V28H133ZM158 27V26H157ZM157 27H156V29H157ZM169 27V26H168ZM167 27V28H168ZM261 27V26H260ZM25 28H27V27H25ZM32 28V29H33ZM36 28V30L38 29L37 27H35ZM48 28L46 29V30H48ZM65 28V27H64ZM66 28H68V25H67V27ZM69 28H71V27H69ZM68 28V29H69ZM77 28V27H76ZM86 28V29H87ZM116 28V27H115ZM118 28H116V29H118ZM126 28H125V26H124V29L126 30ZM131 28V29H132ZM137 28V27H136ZM140 28V27H139ZM138 28V29H139ZM146 28V27H145ZM159 28V27H158ZM160 28H161V26H160ZM163 28V27H162ZM164 28H166V27H164ZM163 28V29H164ZM258 28V27H257ZM256 28V29H257ZM74 29V28H73ZM82 29V28H81ZM85 29V30H86ZM90 29V28H89ZM120 29V28H119ZM121 29H123V27L121 28ZM130 29V30H131ZM141 29V28H140ZM139 29V30H140ZM142 29H143V27H142ZM223 29V28H222ZM29 30V29H28ZM39 30V29H38ZM41 30V31H42ZM70 30H72V29H70ZM77 30H79V29H77ZM76 30V31H77ZM82 30H84V29H82ZM92 30V29H91ZM113 30V29H112ZM134 30V29H133ZM145 30V29H144ZM146 30H150V29H146ZM146 30H145V33H146ZM155 30V29H154ZM164 30H166V29H164ZM164 30H160L161 31V34H165L166 33V31H164ZM169 30H172V28L170 27V29H167V31H169ZM40 31V30H39ZM69 31V30H68ZM76 31H75V35H76ZM88 31H90V30H88ZM88 31H85V32H87L88 33ZM96 31V30H95ZM119 31V30H118ZM117 31V32H118ZM134 31H136V30H134ZM156 32H157V30H155ZM162 31H164V32H162ZM213 31V30H212ZM25 32H27V31H25ZM32 32H33V30H32ZM69 32H72V31H69ZM78 32V31H77ZM81 32V31H80ZM79 32V33H80ZM84 32V31H83ZM111 32V31H110ZM131 32V31H130ZM141 32H143V30H141ZM171 31H169L168 32V36H169V33H170ZM248 31L246 30L245 32H243L244 34L245 33H247ZM30 33V32H29ZM38 33H40V32H38ZM68 33V32H67ZM78 33V34H79ZM82 33V32H81ZM91 33V32H90ZM93 33H96V32H93ZM93 33H91L92 35H94ZM104 33V32H103ZM121 33V32H120ZM127 34H129L128 33V31L126 32ZM151 33V32H150ZM160 33V32H159ZM172 34H173V32H171ZM170 33V34H171ZM180 33V32H179ZM249 33V32H248ZM31 34V33H30ZM72 34H74V33H72ZM83 35L85 34V33H82ZM91 34L90 35H86L87 36V39H88V37H91ZM102 34V33H101ZM106 34V33H105ZM110 34V33H109ZM109 34H107V35H109ZM115 34V33H114ZM119 34V33H118ZM123 34V33H122ZM134 34V33H133ZM136 34V33H135ZM134 34V35H135ZM140 34V33H139ZM158 34V33H157ZM157 34H156V36H157ZM172 34H171V36H169V39L171 40V38H172ZM32 35V34H31ZM33 35H35V32H33ZM39 36H41L40 34H38ZM37 35V36H38ZM69 35V34H68ZM75 35H74V37H75ZM96 35H98L97 33H96ZM106 35V36H107ZM125 35V34H124ZM133 35V36H134ZM137 35H138V33H137ZM136 35V38H140V41H141V39H143V37L141 38V36L140 35H138L137 36ZM145 35V34H144ZM148 35H150V34H148ZM167 35V34H166ZM166 35H164V37L166 36ZM207 35V34H206ZM27 36V35H26ZM36 36V35H35ZM38 36V37H39ZM59 37V39L61 38V36L60 35H58ZM66 36H65V39H66ZM80 36H81V34H80ZM85 36V35H84ZM83 36V37H84ZM99 36V35H98ZM98 36H96L97 38H98ZM101 36H103V34L101 35ZM112 36H114V35H112ZM132 36V35H131ZM145 36H147V35H145ZM153 36H154V34H153ZM159 36V35H158ZM157 36V37H158ZM161 36V35H160ZM159 36V37H160ZM167 36V37H168ZM31 37V36H30ZM33 37V36H32ZM31 37V38H32ZM73 35H72V37H70L69 36V39H67V41L68 40H72L73 38ZM79 37V36H78ZM82 37V38H83ZM93 37V36H92ZM91 37V38H92ZM94 37H95V35H94ZM93 37V38H94ZM100 37V36H99ZM108 37V36H107ZM109 37H110V35H109ZM121 37V36H120ZM18 38H20V39H25V36H24V38L23 37H18ZM27 38V37H26ZM35 38V37H34ZM33 38V39H34ZM40 38V37H39ZM41 38V39H42ZM46 38V39H47ZM57 38V37H56ZM64 38V37H63ZM62 38V39H63ZM85 38V37H84ZM104 38V37H103ZM111 38V37H110ZM110 38H108V39H110ZM116 38V37H115ZM121 38H127V35H126V37H121ZM134 38H135V36H134ZM134 38H132V39H134ZM135 38V40H137ZM162 38V37H161ZM256 39V42H255V40H254V46L256 47V49L258 50V52H260L261 53V55H264V37L262 38L261 36H256L255 37ZM17 39V38H16ZM15 39V40H16ZM19 39V40H20ZM38 39V38H37ZM36 39V40H37ZM58 39V40H59ZM62 39H60L61 41H62ZM64 39V40H65ZM75 39V38H74ZM73 39V40H74ZM86 39V38H85ZM90 39V38H89ZM88 39V40H89ZM98 39H100V38H98ZM114 39V38H113ZM131 39V40H132ZM145 39H147V37H145ZM157 39V38H156ZM168 39V38H167ZM18 40V39H17ZM16 40V41H17ZM31 40V39H30ZM57 40V39H56ZM63 40V41H64ZM82 40V39H81ZM84 40V39H83ZM82 40V41H83ZM88 40L86 41V43H89V42H91L90 40H89V42H88ZM95 40V39H94ZM110 40H112V39H110ZM119 40V39H118ZM118 40H116L115 39V41L114 40H112V41H114V42H112V43H115L116 41H118ZM123 40V39H122ZM121 40V41H122ZM130 40V41H131ZM155 40V39H154ZM157 40H161V39H157ZM169 40V41H170ZM32 41V40H31ZM41 41V40H40ZM75 41V40H74ZM98 41V40H97ZM96 41V42H97ZM172 41V40H171ZM174 41V40H173ZM3 42V41H2ZM18 42V41H17ZM26 42V41H25ZM24 42V43H25ZM38 42V41H37ZM46 42V41H45ZM45 42H43L41 45H38V46H35L36 48H33V47H31L32 45H34V44H32L30 47H28L27 45H25V47L27 48V50L26 51H24V52H22V51H19V50H21V49H18V47H17V49H18V51L16 50V52L14 53V56H15V58L11 55V53H10V55L13 57V59H11L12 57H9V56H7L6 57V60H5V58H4V61H3V57H5L6 55H4L3 57H0L2 60L1 61H3V63L5 64L6 62L5 61H7V58L9 57L10 59H9V62L7 61V64L6 65H4L3 63H1L0 62V64H2L3 66H4V68L6 67H8L7 68V70H8V72L10 73L9 75H10V77H8V78H6V77H4L3 75H1L0 74V93L1 92H5V91H10V93L12 92V93H14V94H16L17 96H18V100H19V102H22L23 103V107H24V111L27 113V114H30L32 111H34V110H30L29 109V105H31V104H36V105H38L39 106V108L40 107H43L44 109L46 108V109H48L47 107H48V105H53L54 107H59V108H57V109H59L60 110V108H64V109H67L68 107H71V106H73L70 102H72V101H70V98H69V96H68V93L70 94L72 91H73V93H75V90L74 89H76V87L78 86V85H84V82L85 81H83L84 79L83 78H81L80 77V79H83L82 81H79V82H77L76 81V78L75 77H77L76 75V72L78 71V70H76L75 71V69L74 70H72V68H69L68 66V68L69 69H71V70H66L65 68H64V72L62 73V75H63V77H65V79L64 80H62V81H60V82H58V81H56L55 79H56V77H57V75L55 74V72H56V68H55V65H54V60H56V62H57V58L56 59H54L55 58V56H54V52L50 49L51 48V44H49L48 45V43L46 44ZM47 42H49V41H47ZM53 42H55V41H53ZM72 42V41H71ZM81 42V41H80ZM79 42V43H80ZM85 42V40L83 41V42H81L82 44H86V43H84ZM95 42V41H94ZM105 42H106V39H105ZM134 42V41H133ZM143 42H144V40H143ZM161 42H163V40L161 41ZM28 43V42H27ZM26 43V44H27ZM40 43V42H39ZM38 43V44H39ZM56 43V42H55ZM63 43H65V42H63ZM75 43V42H74ZM117 43V42H116ZM128 43V42H127ZM134 43H136V42H134ZM160 43V42H159ZM166 42H164V45H166L165 44ZM169 43V42H168ZM188 43V42H187ZM205 43V42H204ZM5 44V43H4ZM60 43H59V41H58V45H59ZM70 44V43H69ZM92 44H95V43H92ZM100 44H101V42H100ZM123 44V43H122ZM143 45L145 44V43H142ZM141 44V45H142ZM151 44V43H150ZM150 44H148L149 46H150ZM163 44V43H162ZM174 44V43H173ZM215 44V43H214ZM1 45V44H0ZM18 45H21L20 43L18 44ZM22 45H24L23 44V42H22ZM20 46V47H23V46ZM37 45V44H36ZM53 45V44H52ZM58 45H57V47H58ZM66 45V44H65ZM71 45H73V43L71 44ZM84 45H82V47L84 46ZM101 45H103V44H101ZM110 45V44H109ZM112 45V44H111ZM118 45V44H117ZM128 45H130V44H128ZM154 45V44H153ZM156 45H157V43H156ZM169 44H167V46H168ZM170 45H172V44H170ZM176 45V44H175ZM212 45V44H211ZM211 45H210V47H211ZM14 46H17L16 44L14 45ZM55 46V45H54ZM68 46V45H67ZM76 47L78 46V45H75ZM88 46V45H87ZM97 46V45H96ZM115 46V45H114ZM121 46V45H120ZM123 46V45H122ZM121 46V47H122ZM124 46H126V42H125V44H124ZM145 47H146V45H144ZM158 46V45H157ZM161 45H159L158 47H159V49L161 48L162 49V46L160 47ZM2 47V46H1ZM25 47H23L24 49L23 50H25L26 48ZM53 47V46H52ZM78 47H80V46H78ZM81 47V49H83ZM86 47V46H85ZM85 47H84V49H85ZM91 46H88L87 48H90ZM112 47V46H111ZM119 48L120 50L122 49V48ZM128 47H130V46H127V47H124V49H123V52H124V50H126V48H128ZM132 47V46H131ZM140 47V46H139ZM138 47V48H139ZM153 47H155V46H153ZM152 47V48H153ZM173 47V46H172ZM207 47H209V46H207ZM207 47H206V51L208 50H211V48L210 49H207ZM215 47V46H214ZM234 47V48H235ZM251 47H253L252 46V43H251ZM3 49H5L6 50V48H4V47H2ZM2 48H0V49H2ZM11 48H13V47H11ZM63 48V47H62ZM65 48V47H64ZM140 48H142V47H140ZM205 48V47H204ZM2 49V50H3ZM16 49V48H15ZM33 49V50H32ZM76 49V48H75ZM109 49V48H108ZM114 49V48H113ZM131 49H133V48H131ZM148 48L146 47V50H147ZM167 50L168 49H171V47L170 48H166ZM176 49V48H175ZM187 49V48H186ZM196 49V48H195ZM219 49V48H218ZM8 50H10V48L8 49ZM14 50V49H13ZM69 49H66V51H68ZM73 50V49H72ZM85 50H87V49H85ZM93 50H95V49H93ZM112 50V49H111ZM129 50V49H128ZM142 50V49H141ZM145 50V49H144ZM152 50V49H151ZM155 50V49H154ZM158 50V49H157ZM156 50V51H157ZM163 50H164V48H163ZM172 50H173V48H172ZM171 50V51H172ZM215 50H216V48H215ZM214 50V51H215ZM1 51V50H0ZM76 52L78 51V53H79V50H75ZM75 51H74V53H75ZM89 51V50H88ZM104 51H105V49H104ZM106 51H108L109 52V50H106ZM134 51V50H133ZM160 51V50H159ZM171 51L167 54V52L165 51V54L166 55H168L169 57H171ZM174 51V50H173ZM177 51V50H176ZM179 51H181V50H179ZM178 51V52H179ZM195 51V50H194ZM198 51H201L202 52V50L200 49L199 50V48L197 49V52ZM207 51V52H208ZM214 51H213V53H214ZM217 51V50H216ZM222 51V50H221ZM221 51H218V53L217 52H215V53H217L216 54V56H215V59L213 60L214 61V64L212 65V69H211V71H210V76L212 77V78H214V80H216V82H217V85H218V87L219 88H223V89H226V88H228L229 86H230V84H231V82H230V80L231 79H229V77L227 76V74H226V72L224 71V69H223V64L224 63H226V58H225V55H224V53L223 52H221ZM243 51V50H242ZM254 51V50H253ZM2 52V51H1ZM71 52V51H70ZM81 52V51H80ZM90 52V51H89ZM96 55L97 56H99L98 58H99V60L100 61H98V63H101V62H103L102 60H103V58H102V56H101V54H102V52H103V48L101 49L100 47H97L96 48ZM112 53L114 52L115 53V50L114 51H111ZM116 52H118V51H116ZM120 52V51H119ZM138 52H139V50H138ZM147 52H149V51H147ZM151 52V51H150ZM8 53V52H7ZM66 54H68L67 52H65ZM64 53V54H65ZM114 53L113 54H111L112 56L114 55ZM121 53V52H120ZM153 53V52H152ZM157 53V52H156ZM159 54H160V52H158ZM177 53V52H176ZM181 53V52H180ZM182 53H184L183 51H182ZM182 53H181V55H182ZM194 53V52H193ZM203 53H205V50H204V52ZM240 53H242L241 51H240ZM256 53V52H255ZM259 53V54H260ZM9 54V53H8ZM64 54H62L61 53V56L63 57L62 59L60 58L59 60L61 61H64V59H65V61L67 60L66 58H64L65 57V55ZM71 54V53H70ZM72 54H73V51H72ZM75 54H77V53H75ZM79 54H81V53H79ZM106 54H107V52H106ZM106 54H104V55H106ZM109 54V53H108ZM117 54V53H116ZM122 54V53H121ZM132 54V53H131ZM158 54V55H159ZM173 54V53H172ZM174 54H175V51H174ZM185 54V53H184ZM196 54V53H195ZM198 54V53H197ZM209 54H211L210 52H209ZM257 54V53H256ZM85 55V54H84ZM123 55V54H122ZM127 55V54H126ZM164 55V54H163ZM180 55V56H181ZM201 55V57H202V53L200 54ZM206 55H208V53L206 54ZM70 56H72V55H70ZM69 56V57H70ZM94 56V55H93ZM92 56V57H93ZM110 56V55H109ZM118 56H119V54H118ZM131 56V55H130ZM138 57H140L139 56V54L137 55ZM173 56V55H172ZM175 56H176V54L174 55V58H175ZM179 56V55H178ZM178 56H176V58H178ZM182 56H184V55H182ZM214 56V55H213ZM60 57V56H59ZM76 57V56H75ZM77 57H78V60L77 61H82V59H79V55H77ZM83 57V56H82ZM108 57V56H107ZM124 57H125V55H124ZM133 57H134V55H133ZM132 57V58H133ZM150 57V59H151V55L149 56ZM152 57H153V55H152ZM154 57H155V54H154ZM157 57H159V56H157ZM162 57V56H161ZM185 57H187L186 55H185ZM198 57V56H197ZM207 57V56H206ZM258 57V56H257ZM68 58V57H67ZM80 58H81V56H80ZM84 58V57H83ZM88 58V57H87ZM91 58V57H90ZM105 58H106V56H105ZM114 58V57H113ZM115 58H116V56H115ZM119 58V57H118ZM183 58L184 57H181V59L183 60ZM187 58H189V57H187ZM190 58H192V61H190V62H194V64H195V61L196 60H194V58L193 57H190ZM189 58V59H190ZM196 58V57H195ZM214 58V57H213ZM260 58V57H259ZM15 59V60H14ZM89 59V58H88ZM124 59V58H123ZM141 58H139V60H140ZM156 57L153 59L155 62L158 60V59H156ZM162 59H163V57H162ZM171 59H172V57H171ZM209 59V56H208V58H199V59H197V61L196 62H198V66H200V67H204L205 65H206V63H208L206 60H208ZM228 59V58H227ZM59 60H58V62H59ZM69 60V59H68ZM68 60H67V62H68ZM75 60V59H74ZM87 60V59H86ZM110 60H111V58H110ZM113 60H115V59H113ZM142 60V59H141ZM146 59H144V61H145ZM153 60H151V62H153ZM166 60V59H165ZM181 60V61H182ZM184 60H185V58H184ZM191 60V59H190ZM194 60V61H193ZM107 61V60H106ZM112 61V60H111ZM178 61H180V60H178ZM178 61H176L175 60V62H178ZM180 61V62H181ZM186 61H187V59H186ZM185 61V62H186ZM75 62V61H74ZM84 62V61H83ZM113 63H112V65L114 64V62H116V61H112ZM119 62V61H118ZM121 62L123 63V61L121 60ZM126 62H128V60L126 61ZM137 62H138V60H137ZM142 62V61H141ZM140 62V63H141ZM155 62H153V63H155ZM171 62H172V60H171ZM174 62V61H173ZM184 62V61H183ZM184 62V63H185ZM264 62V61H263ZM62 63V62H61ZM72 63V62H71ZM104 63V62H103ZM102 63V64H103ZM107 63H108V61H107ZM143 63V62H142ZM141 63V64H142ZM146 63V62H145ZM158 63H159V60H158ZM158 63H155V64H158ZM169 63V62H168ZM188 63V62H187ZM191 63V64H192ZM210 63V62H209ZM213 63V62H212ZM56 64V63H55ZM108 64H110V63H108ZM107 64V65H108ZM118 64V63H117ZM117 64L115 63V65H116V67H117V69H118V67L119 66H117ZM121 64V63H120ZM119 64V65H120ZM129 63H127V65H128ZM138 64V63H137ZM154 64V65H155ZM160 64V66L162 67V64L161 63H159ZM172 64V63H171ZM193 64V65H194ZM211 64V63H210ZM247 64V63H246ZM261 64H264V63H261ZM1 65V66H2ZM98 65V64H97ZM114 65V66H115ZM125 65H126V63H125ZM125 65H123V66H125ZM131 65V64H130ZM174 65L175 64H172V66H170V67H173V68H175L174 67ZM179 65H181V66H184V65H182V64H180L179 63ZM209 65V64H208ZM260 65V64H259ZM61 66V65H60ZM91 66V65H90ZM101 66V65H100ZM109 66H111V65H109ZM113 66V67H114ZM167 66V65H166ZM181 66H179V67H181ZM189 66V65H188ZM195 66H196V64H195ZM239 66V65H238ZM102 67V66H101ZM115 67V68H116ZM158 67V66H157ZM176 67H177V65H176ZM246 67V66H245ZM248 67H249V65H248ZM248 67H246V68H248ZM5 68V69H6ZM74 68H78V67H74ZM95 68V67H94ZM98 68V67H97ZM120 68H123V67H120ZM159 68V67H158ZM158 68H157V70H158ZM190 66L188 67V69L187 70H189L190 71ZM193 68V67H192ZM191 68V69H192ZM195 68V67H194ZM194 68H193V70H194ZM196 68H198L197 66H196ZM250 68V67H249ZM63 69V68H62ZM90 69H92V68H90ZM89 69V70H90ZM116 69V70H117ZM145 69H149V68H145ZM162 69V68H161ZM160 69V71H162ZM163 69H165V68H163ZM169 69V68H168ZM179 69V68H178ZM183 68L181 67V69L179 70V71H181V72H183V70H182ZM185 69V68H184ZM238 69H241V67L240 68H238ZM261 69V68H260ZM0 70H4L3 68L2 69H0ZM61 70V69H60ZM88 70V71H89ZM121 70V69H120ZM171 70V69H170ZM174 70V69H173ZM176 70V69H175ZM174 70V71H175ZM193 70H191L192 72H193ZM207 70V69H206ZM205 70V71H206ZM248 70V69H247ZM250 70H252V69H250ZM258 70V69H257ZM6 71V70H5ZM4 71V72H5ZM84 71V70H83ZM99 71H100V68H99ZM121 71H123V69L121 70ZM121 71H119V73L121 72ZM148 71H150V70H148ZM173 71V72H174ZM177 71V70H176ZM175 71V72H176ZM186 71V70H185ZM191 71H190V74H191ZM197 71V70H196ZM199 71H201L200 69H199ZM209 71V70H208ZM240 71V70H239ZM90 72H91V70H90ZM116 72H118V71H116ZM172 72V71H171ZM174 72V73H175ZM236 72V71H235ZM251 72V71H250ZM252 72H253V70H252ZM257 72H259V71H257ZM7 73V72H6ZM83 73V72H82ZM81 73V74H82ZM101 73V72H100ZM105 72H103V76H105V74H104ZM122 73V72H121ZM169 73H170V71H169ZM173 73V74H174ZM201 73V72H200ZM199 73V74H200ZM205 73V72H204ZM247 73V72H246ZM254 73V72H253ZM262 73L264 74V69H262ZM5 74V73H4ZM60 74V73H59ZM79 74H80V72H79ZM90 74V73H89ZM163 74V73H162ZM172 74V75H173ZM181 75H182V73H180ZM179 74V75H180ZM192 74H194V73H192ZM251 74V73H250ZM259 74V73H258ZM6 75V74H5ZM123 75V74H122ZM121 75V76H122ZM178 76V72L175 74V76ZM197 75V74H196ZM94 76V75H93ZM103 76H100L101 77V79H102V77ZM118 76H120V75H118ZM159 76H161V75H159ZM168 76V75H167ZM170 76V75H169ZM183 76H184V74H183ZM190 76V75H189ZM192 76V75H191ZM194 76V75H193ZM199 76V75H198ZM202 76H204V74L202 75ZM248 76H250V75H248ZM251 76H253V75H251ZM261 76V75H260ZM260 76H258V77H260ZM263 76L264 75H262L261 77L263 78ZM23 77H25V80L23 79ZM79 77V76H78ZM92 77V76H91ZM163 77H164V75H163ZM162 77V79H164ZM179 77V76H178ZM185 77V76H184ZM183 77V78H184ZM197 77V76H196ZM235 78H237L236 76H234ZM61 78H62V76H61ZM106 78H107V76H106ZM106 78H105V81H106ZM120 78V77H119ZM151 78V77H150ZM161 78V77H160ZM167 78V77H166ZM170 78V77H169ZM173 78H174V76H173ZM172 78V79H173ZM177 78V77H176ZM182 78V79H183ZM191 78H193V77H191ZM190 78V79H191ZM248 78V77H247ZM250 78V77H249ZM248 78V79H249ZM255 78V76L253 77V79ZM59 80H60V78H58ZM109 79V78H108ZM171 79V81H173ZM177 79H179V78H177ZM181 79V80H182ZM186 79V78H185ZM251 79V78H250ZM252 79V80H253ZM256 79V78H255ZM258 79V78H257ZM93 80V79H92ZM123 79H121L120 81H122ZM151 80V79H150ZM149 80V81H150ZM165 80V79H164ZM191 80H193V79H191ZM191 80H189V81H191ZM103 81H104V79H103ZM104 81V82H105ZM111 82H112V80H110ZM124 81V80H123ZM159 81H162L161 79L159 80ZM170 81V82H171ZM235 81H236V79H235ZM234 81V82H235ZM238 81V80H237ZM240 81V80H239ZM239 81H238V83H239ZM90 82V81H89ZM97 82V81H96ZM100 82V81H99ZM162 82H164V81H162ZM162 82H159L158 83V85H160V83H162ZM166 82H167V79H166ZM169 81H168V83H170ZM183 81H181V83H182ZM187 82H188V80H187ZM192 82V81H191ZM247 82V81H246ZM250 83H251V80L249 81ZM253 82V81H252ZM256 82V81H255ZM260 82H261V80H260ZM95 83V82H94ZM101 83V82H100ZM117 83H119V82H117ZM165 83V82H164ZM163 83V86L165 85ZM180 83V81L178 82V80L176 81V85L177 84H179ZM190 83V82H189ZM188 83V84H189ZM241 83V82H240ZM239 83V84H240ZM248 83V82H247ZM246 83V84H247ZM254 83V82H253ZM258 83V82H257ZM257 83H254V85H251L252 87L251 88H253V89H257L258 91H260L261 89H258V88H260V86H258L257 85ZM88 84H89V86H88ZM93 84V83H92ZM97 84H99V83H97ZM103 84L104 83H102V87H103ZM171 84H173V82H171ZM195 84H196V82H195ZM243 84H244V87L246 86V84H245V82H243ZM243 84H241L242 86H243ZM96 85V84H95ZM106 85V84H105ZM114 85V84H113ZM129 85V84H128ZM157 85V86H158ZM168 85L170 86V84H167V88H169L168 87ZM183 85V84H182ZM182 85H180V86H182ZM235 85H237V84H235ZM234 85V86H235ZM248 85L250 86V84L248 83ZM247 85V86H248ZM87 86L89 87V88H91V85H90V83H87ZM116 86V85H115ZM114 86V87H115ZM118 86V85H117ZM116 86V87H117ZM123 86V85H122ZM122 86H120V87H122ZM162 86V87H163ZM93 87V86H92ZM113 87V86H112ZM159 87H161V85L159 86ZM184 87H185V84H184ZM238 87H240V86H238ZM237 87V88H238ZM261 87H264V82H263V86H262V84H261ZM81 88V87H80ZM97 87H95V89H96ZM100 88V87H99ZM104 88V87H103ZM106 88V87H105ZM157 88V87H156ZM155 88V89H156ZM164 88L165 89H167L165 86H164ZM174 88V87H173ZM175 88H176V86H175ZM197 88V87H196ZM196 88H195V90H196ZM241 88V87H240ZM240 88H238V89H240ZM247 88V87H246ZM251 88H249V89H251ZM87 89V88H86ZM92 89V88H91ZM109 89V88H108ZM107 89V90H108ZM115 89V88H114ZM113 89V90H114ZM122 89V88H121ZM129 89H130V87H129ZM128 89V90H129ZM132 89H133V87H132ZM148 89V88H147ZM154 89V90H155ZM171 89V88H170ZM177 89V88H176ZM182 89V88H181ZM190 89V88H189ZM192 89V88H191ZM201 89V88H200ZM244 88H241V91L243 90ZM252 89V90H253ZM77 90V89H76ZM83 90V89H82ZM90 90V89H89ZM89 90H87V91H89ZM97 90V89H96ZM103 90V89H102ZM116 90V89H115ZM114 90V91H115ZM118 90V89H117ZM127 90V91H128ZM149 90V89H148ZM160 90H161V88H160ZM159 90V91H160ZM173 89H171V92H172V94L173 93H175L176 94V92H173L172 91ZM175 90V89H174ZM188 90V89H187ZM220 90V89H219ZM245 90V89H244ZM262 90H264V89H262ZM79 91V90H78ZM77 91V92H78ZM86 91V90H85ZM99 91V90H98ZM104 91H105V89H104ZM111 91H112V89H111ZM156 92H157V90H155ZM162 91H163V89H162ZM168 91V90H167ZM166 90H165V93L167 92ZM177 91H180V90H177ZM185 91V90H184ZM194 91V90H193ZM235 91H236V89H235ZM239 91V90H238ZM238 91H236V92H238ZM241 91H239V93H236L235 95H237V94H242V92ZM254 91V90H253ZM109 90H108V95H109ZM133 92V91H132ZM135 92V91H134ZM151 92V91H150ZM153 92V91H152ZM161 92V91H160ZM171 92H169V93H171ZM182 92V91H181ZM180 92V93H181ZM196 92V91H195ZM197 92H199V94H200V92H203V91H200V90H198ZM221 92V91H220ZM225 92V91H224ZM262 92H264V91H262ZM261 92V94L262 95H259V97H258V99L260 100V103H259V107L261 106L262 108H264V93H262ZM9 93V94H10ZM79 93H82V92H80L79 91ZM78 93V94H79ZM85 93H87V92H85ZM84 93V94H85ZM115 93V92H114ZM122 93H123V91H122ZM130 93V92H129ZM148 93H149V91H148ZM159 93V92H158ZM164 93V94H165ZM184 93V92H183ZM233 93V92H232ZM248 93H249V90H248ZM255 93V92H254ZM258 93V92H257ZM3 94V93H2ZM77 94V95H78ZM93 94H96V97H98V98H100V96H97L98 94L96 93V91H94L93 92ZM110 94H113V93H110ZM125 93H123V95H124ZM150 94V93H149ZM152 94V96H153V93H151ZM155 94V93H154ZM163 94V93H162ZM161 94V95H162ZM178 94V93H177ZM193 94H194V92H193ZM196 94V93H195ZM243 94H245L244 92H243ZM259 94V93H258ZM4 95H5V93H4ZM75 95V94H74ZM80 96L82 95V94H79ZM78 95V96H79ZM117 95H118V92H117ZM122 95V94H121ZM156 95H158V94H156ZM170 95V94H169ZM197 95V94H196ZM216 95H218V94H216ZM226 95V94H225ZM231 95H233V94H231ZM230 95V96H231ZM234 95V96H235ZM239 95V96H240ZM250 95H251V93H250ZM76 96V95H75ZM83 97L85 96V98H84V100H83V103H81L80 105H75V106H73L74 108H75V113H74V117L73 116H71L70 118H74L76 121H79V122H81V126L79 125H77L78 123L77 122H75L74 120V122L75 123H77V124H73L72 123V121H69V122H71L72 124H73V126L72 125H70V124H66V122H65V124H66V126H64L65 127V131L68 133V134H73V133H78L79 131L80 132H84V140H82V139H79V138H77V135L76 134H74V136L76 135V138L74 139V140H72V141H74V142H67L66 141V139L67 138H69L70 139V137H67V136H65V137H67L66 139L65 138H62V137H60V138H58V141L59 142H57L56 143V141H54V143H53V141H49V140H51V139H49V137L48 136H44V135H40L39 137H37L36 139L37 140H35V137L34 136H31L32 135V133H31V131H30V133H29V135L31 136H29V139L30 138H32L30 141L31 142H29V144H28V151H26L25 152V150L22 152V150H21V152H19V149L21 148V146H20V148L19 147H17V146H15V145H18V144H16V140L14 141L15 142V145H14V143H9V144H7V143H5L6 144V146L5 147H9L10 145L12 146V144L14 145L12 148H11V150L8 152L9 153V155H7L8 157L6 158L5 157V155H6V153H7V150H6V152H4L5 153V155H3V157H5L6 159H4V160H1L2 158H0V229L2 228V225H4V224H9V225H13L14 224V220L12 219V218H14V217H17V216H14L13 215V210L11 211L10 210V207L11 206H15L14 204L13 205H11V206H9L7 203H4V199H5V202H8V201H6V199H10L11 200V198L13 197V196H15L14 194H16V189H17V186L20 184L19 183V180L21 179V178H23V177H31V179L30 180H32L31 182V184H33V181L35 182L36 180H33L32 178H33V176H42V175H45V174H50L54 169H59L60 171H61V169L59 168V167H61V165H63V167H64V169H65V163L67 164V165H69V164H72L73 162H76L78 159H79V157H78V154H79V151L81 150V151H83V150H89V152L92 154V152H94V151H99L98 153H100V151H104L105 153H108V151H109V153L111 154L113 151H111L110 152V150H114L115 151V153L117 154V157H114V159L115 158H118V156L120 155V154H118V153H122V154H125L122 150L124 149V151H126V147H124V145H122V147L123 148H121L120 146H118V144L116 143V141H115V139H118V138H120V137H117V133L115 132V130H114V128H112V125H111V123H110V120H112V119H110L111 117H110V115H112L113 114V112L115 113V111H113V112H111V114H110V111H108L109 110V107L112 105H109L108 106V109H107V111L109 112L108 114H109V118H106V116H108L107 114H106V116L103 114V112H102V117H105V118H101L100 116H99V112H98V106H97V104H96V102L93 100V98L92 97H90V96H87V95H82ZM92 96V95H91ZM110 96V95H109ZM114 96H116V95H114ZM128 96V95H127ZM132 96V95H131ZM130 96V97H131ZM136 96H137V94H136ZM146 97H148L147 95H145ZM150 96V95H149ZM173 96V95H172ZM180 97L182 96V94L181 95H179ZM228 96V95H227ZM238 96V95H237ZM241 96H243V95H241ZM247 96V95H246ZM246 96H245V98H246ZM253 96V95H252ZM95 97V96H94ZM95 97V98H96ZM102 97V96H101ZM108 97V96H107ZM111 97H112V95H111ZM125 97V96H124ZM138 97V96H137ZM179 97V98H180ZM248 97V96H247ZM82 98V97H81ZM106 98V97H105ZM104 98V99H105ZM115 98H117V97H115ZM122 98V97H121ZM129 98V97H128ZM134 99L136 98L135 97V94H134V97H133ZM139 98V97H138ZM138 98H137V100H138ZM149 98V97H148ZM152 98H156V97H151V99ZM257 98V97H256ZM3 99V98H2ZM2 99H0V100H2ZM77 99V98H76ZM103 99V101H106V100H104ZM108 99V98H107ZM112 99H114V97L112 98ZM118 99H120L119 98V96H118V98H117V101H119ZM123 99V98H122ZM126 99V98H125ZM125 99H123L124 101H125ZM150 99V100H151ZM157 99H159V98H157ZM168 99H170V98H168ZM227 99H228V97H227ZM226 99V100H227ZM231 99V98H230ZM242 99V97L241 98H239V100H241ZM247 100H249L250 99V96H249V99L248 98H246ZM253 99V98H252ZM13 100H14V98H13ZM75 100V99H74ZM97 100H99V99H97ZM131 100V99H130ZM159 100H162V99H159ZM164 100V99H163ZM166 100V99H165ZM229 100V99H228ZM255 100V99H254ZM3 101V100H2ZM111 101V100H110ZM116 101V102H117ZM124 101H122L121 102V104L122 103H126V102H129V104H130V101H126V102H124ZM133 101V100H132ZM131 101V102H132ZM135 101V100H134ZM142 101V100H141ZM147 101V100H146ZM149 101V100H148ZM155 101H158V100H155ZM155 101H153V102H155ZM167 101V100H166ZM172 102H173V100H171ZM178 101V100H177ZM224 101V100H223ZM230 101V100H229ZM244 101V100H243ZM246 101V100H245ZM75 102V101H74ZM73 102V103H74ZM112 102H115V101H113L112 100ZM139 102V101H138ZM152 102V101H151ZM2 103V102H1ZM21 103V104H22ZM79 103V102H78ZM119 102H117V104H118ZM134 103V102H133ZM166 104V102L164 101L162 104ZM222 103V102H221ZM226 103H228L227 105H229V107H230V104H229V102L227 101ZM230 103H231V101H230ZM235 103H237V102H235L234 101V103L233 104H235ZM258 103V102H257ZM16 104H18V103H16ZM15 104V107L17 106ZM101 104H102V102H101ZM103 104H104V102H103ZM114 104V103H113ZM121 104H120V106H121ZM127 104V103H126ZM126 104H124V105H126ZM128 104V105H129ZM142 104L144 105H146V103H143L142 102ZM149 104V103H148ZM159 104V103H158ZM173 104V103H172ZM176 103L174 102V105H175ZM223 104H225V103H223ZM106 105V104H105ZM104 105V106H105ZM107 105H108V103H107ZM107 105H106V107H107ZM124 105H123V107H124ZM134 105H136V104H134ZM159 105H161V103L159 104ZM168 105L170 106L171 105V102L170 103H168ZM167 105V106H168ZM226 105V104H225ZM237 105H238V103H237ZM236 104H235V106L233 105V107H236L237 106ZM241 105V104H240ZM240 105H238V106H240ZM115 106V105H114ZM117 106V105H116ZM119 106V104H118V107H120ZM148 106V105H147ZM164 106V105H163ZM162 106V107H163ZM176 106V105H175ZM232 106V105H231ZM237 106V107H238ZM242 106V105H241ZM36 107V106H35ZM51 107V106H50ZM67 107V108H66ZM101 106H99V108H100ZM122 107V106H121ZM126 107H128L127 105L125 106V108ZM136 107V106H135ZM141 107H144V106H142L141 105ZM146 107V106H145ZM150 107H153V106H149V108ZM162 107L160 108V109H162ZM166 107V106H165ZM172 107H174V106H172ZM177 107H178V104H177ZM232 107V108H233ZM18 108H20V106L18 107ZM17 108V109H18ZM32 108V107H31ZM34 108V107H33ZM37 109V107H36V109L35 110H40V112H42L41 111V109ZM72 108V107H71ZM112 108H114V107H112ZM124 108V109H125ZM148 107H147V109H149ZM241 108V107H240ZM244 108V107H243ZM8 109V108H7ZM6 109V110H7ZM12 109H15V108H12ZM44 109H43V111H44ZM50 109V108H49ZM56 109V110H57ZM69 109V108H68ZM111 109V108H110ZM119 109H121V108H119ZM128 109V108H127ZM233 109H237V108H233ZM232 109V110H233ZM239 109V108H238ZM247 108L245 107V110H246ZM19 111H20V109H18ZM17 110V111H18ZM54 110L55 112H57V111H59V110ZM71 110V109H70ZM118 110V109H117ZM170 110V109H169ZM174 110H175V108H174ZM230 110H231V107H230ZM241 110V109H240ZM249 110V109H248ZM248 110H246V111H248ZM254 110V109H253ZM263 110V109H262ZM49 111H52V109L51 110H49ZM62 111V110H61ZM106 111V112H107ZM125 111L127 112V110L125 109ZM124 111V112H125ZM129 111V110H128ZM134 111H137L136 109L135 110H133V112ZM159 111V110H158ZM177 111H178V109L175 111V113H177ZM236 111V110H235ZM5 111H3V112H0V113H4ZM11 112H14L13 110L11 111ZM21 112V111H20ZM36 112V111H35ZM40 112H38L39 114H40ZM53 112V111H52ZM55 112H53V114L55 113ZM74 112V111H73ZM101 112V111H100ZM141 113H142V111H140ZM154 112V111H153ZM160 112V111H159ZM170 113L172 112V110L171 111H169ZM168 112V113H169ZM250 112V111H249ZM253 112V111H252ZM254 112H255V110H254ZM259 112H260V110H259ZM259 112H256V113H259ZM8 113V112H7ZM34 113V112H33ZM43 113V112H42ZM59 113H61L60 111H59ZM67 113V112H66ZM116 113H118V112H116ZM119 113H122L121 111L119 112ZM128 113V112H127ZM145 113V112H144ZM148 114L150 113V112H147ZM165 113V112H164ZM173 114L171 115V116H175L174 114V111L172 112ZM179 113V112H178ZM233 114H235L234 113V111L232 112ZM238 113V112H237ZM5 114V113H4ZM4 114L2 115V116H0V117H2L3 119L4 118H6V117H4ZM19 114V113H18ZM38 114V115H39ZM44 114V113H43ZM42 114V115H43ZM46 114V113H45ZM47 114H50V113H48L47 112ZM46 114V115H47ZM57 114V113H56ZM126 114V113H125ZM130 114V113H129ZM132 114V113H131ZM143 114V113H142ZM148 114H146V115H148ZM151 114V113H150ZM156 114V113H155ZM154 114V115H155ZM159 113H157V117H159V115H158ZM232 114V115H233ZM239 114H240V112H239ZM247 114H248V112H247ZM252 114V113H251ZM8 115V114H7ZM37 115V114H36ZM36 115H33L32 116V114L30 115L31 116V118H32V120H33V117L34 116H36ZM41 115V114H40ZM45 115V116H46ZM51 115V114H50ZM57 115H61V114H57ZM114 115V114H113ZM112 115V116H113ZM127 115V114H126ZM133 115H135L136 116V114L134 113ZM132 115V116H133ZM153 115V114H152ZM180 115V114H179ZM236 115V117H235V119L238 117V114H235ZM235 115H233V116H235ZM245 115V114H244ZM250 115V114H249ZM11 116H12V114H11ZM26 116V115H25ZM52 116V115H51ZM51 116H47L48 118H47V121H49L48 119H49V117L51 118ZM131 116V115H130ZM131 116V117H132ZM139 116V115H138ZM137 116V117H138ZM247 116V118H248V115H246ZM254 116V118H255V121H256V129H257V131H255L256 133H253V134H251L252 132H251V129H250V132L248 131H245V124H241V123H237V124H241V132L239 133V138H240V140H241V142L244 144H249L251 147H253V149L254 148H256L257 149V147H258V149L260 148L259 146V143H261V142H264V128L263 127H261V126H263V124H264V117H262L261 115H253ZM264 116V115H263ZM16 117V116H15ZM122 117V116H121ZM127 117H129V115H127ZM137 117H134L135 119H137ZM161 117H163V116H161ZM166 117V116H165ZM241 117H242V115H241ZM23 118V117H22ZM28 118V120L30 119L29 117H27ZM38 117L36 116V119H37ZM42 118H44V116L42 117ZM41 118V116H40V119L39 120H41L42 119ZM56 118H60V117H57L56 116ZM63 118V117H62ZM72 118V119H73ZM130 118V117H129ZM147 118V117H146ZM254 118H253V120H254ZM20 119H21V117H20ZM20 119H17V120H20ZM35 119V121L38 123V121ZM54 119V117H52L51 118V120H53ZM72 119H70V120H72ZM125 119V118H124ZM149 119V118H148ZM151 119V118H150ZM149 119V120H150ZM152 119H155L154 117L152 118ZM161 119V118H160ZM170 119V118H169ZM177 119H179V118H177ZM245 119V118H244ZM10 120H12V119H10ZM23 120V122H25L24 121V119H22ZM31 120V119H30ZM29 120V121H30ZM55 120V119H54ZM58 120V119H57ZM68 119H66V121H67ZM114 120V119H113ZM239 120V119H238ZM237 120V121H238ZM246 120V119H245ZM2 121V120H1ZM3 121H5V120H3ZM3 121H2V123H3ZM13 121H14V119H13ZM13 121H11L12 123H14ZM41 121H43V120H41ZM45 121H46V118H45ZM45 121H43V122H45ZM46 121V122H47ZM56 121V120H55ZM60 121V120H59ZM116 121H118V120H116ZM131 121H133V119L131 120ZM145 120H143V122H144ZM146 121H148V120H146ZM145 121V122H146ZM151 121H153V120H151ZM166 121V120H165ZM236 121V120H235ZM236 121V122H237ZM247 121V120H246ZM8 122L11 124V122L10 121H8L7 120V124H8ZM31 122H33V121H31ZM63 122V121H62ZM120 122H121V129H122V131H120L121 132V138L124 140V142H125V144H126V146H129V147H135L134 149H136V146L137 145H140L141 146V140L142 139H144V137L146 138L147 136H148V134H146L145 133V131L149 128H147L145 131L144 130H140V129H138V128H136V127H140L139 126V122L138 121H135V122H132V123H130V122H128V123H130V124H125V122H127V121H125L124 123L120 120ZM141 122V121H140ZM250 122V121H249ZM5 123V122H4ZM52 123V122H51ZM58 123V122H57ZM149 123V122H148ZM147 123V124H148ZM157 123H159V122H157ZM246 123V122H245ZM26 124V123H25ZM35 124V123H34ZM39 124V123H38ZM47 123H45V125H46ZM50 124V123H49ZM117 124V123H116ZM116 124H114L115 126H117L118 127V124L116 125ZM146 124V125H147ZM160 124V126H156L155 124H152V125H154L155 126V128L158 130V128H159V130H160V128H161V130H162V128L164 129V133H165V127H162V124L161 123H159ZM252 124V123H251ZM3 124H1V126H2ZM36 125V124H35ZM34 125V126H35ZM40 125H42V123L40 122V124H39V126ZM48 125V124H47ZM56 125V124H55ZM61 125V124H60ZM59 124H58V126H60ZM113 125V126H114ZM168 125H169V122H168ZM248 125V124H247ZM5 126V125H4ZM14 126V125H13ZM23 126H24V124H23ZM26 126V125H25ZM52 126H53V124H52ZM148 126H149V124H148ZM154 126L152 127L151 126V123H150V127H152L153 129H154ZM164 126V125H163ZM166 126V125H165ZM255 126V125H254ZM16 127V126H15ZM22 127V126H21ZM41 127V126H40ZM45 127V126H44ZM63 127V128H64ZM147 127V126H146ZM248 127V126H247ZM5 128V127H4ZM9 128H12L11 126L9 127ZM27 128V127H26ZM25 127H24V129H26ZM43 128V127H42ZM60 128V127H59ZM116 128V127H115ZM151 128V129H152ZM185 128V127H184ZM14 129V128H13ZM18 129H20V126L18 127ZM22 130L21 129V131H25V130ZM29 130H30V128H28ZM38 129V128H37ZM40 129V128H39ZM44 129V128H43ZM117 129V128H116ZM120 129V130H121ZM153 129H152V131H153ZM254 129V128H253ZM1 130V129H0ZM6 130V129H5ZM5 130H3V131H5ZM9 130V129H8ZM12 130V129H11ZM11 130H9V132L11 131ZM28 130V131H29ZM64 130H62V131H64ZM155 130V129H154ZM185 130V129H184ZM238 130V129H237ZM237 130H235V131H237ZM7 131V130H6ZM15 131V130H14ZM21 131H19V132H21ZM39 131V130H38ZM41 131V130H40ZM40 131H39V133H40ZM48 131V130H47ZM53 131V130H52ZM56 131V130H55ZM167 131V130H166ZM169 131V130H168ZM167 131V132H168ZM12 132H13V130H12ZM46 132V131H45ZM79 132V133H80ZM147 132V131H146ZM149 132H151V130L149 129ZM148 132V133H149ZM154 132V134H156L155 132H157V131H153ZM160 132V131H159ZM1 133V132H0ZM3 133V132H2ZM1 133V134H2ZM6 133H8V132H6ZM15 133V132H14ZM13 133V134H14ZM22 133V132H21ZM27 129H26V133L24 132V134L23 135H25L26 134V139H27ZM50 133V132H49ZM52 133H54V132H52ZM51 133V134H52ZM60 133V132H59ZM163 133V132H162ZM3 134H5V133H3ZM19 134V133H18ZM17 133H16V135H18ZM214 134V133H213ZM13 136L12 134H10L9 133V136ZM20 135V134H19ZM55 135H57V134H55ZM60 135V134H59ZM233 135V134H232ZM236 135V134H235ZM3 136V135H2ZM1 136V137H2ZM11 136L10 137H8V138H10V139H8L9 141L11 140ZM36 136H38V135H36ZM69 136V135H68ZM80 136V135H79ZM152 136V135H151ZM3 137H5V135L3 136ZM2 137V138H3ZM19 137V136H18ZM21 137H23L22 135H21ZM117 137V138H116ZM152 137H154V136H152ZM233 137V136H232ZM237 137H238V135H237ZM6 138H7V136H6ZM15 138V137H14ZM14 138H13V140H14ZM25 138V137H24ZM51 138V137H50ZM53 138V137H52ZM74 138V137H73ZM81 138V137H80ZM210 138V137H209ZM16 139H17V137H16ZM29 139H27V143H28V140ZM49 139V140H48ZM79 139V140H78ZM146 139H148V138H146ZM185 139V138H184ZM195 139H197V138H195ZM200 139V138H199ZM199 139H197L198 141H199ZM202 139H204V138H202ZM2 140V139H1ZM17 140H19V138L17 139ZM23 140V139H22ZM71 140V139H70ZM149 140V139H148ZM158 140H159V138H158ZM167 138L166 139H164V141L166 142V143H168L167 141ZM169 140V139H168ZM186 140V139H185ZM206 140V139H205ZM204 140V141H205ZM6 141H7V139H6ZM8 141V142H9ZM34 141V142H33ZM82 141H84L85 142V144H80ZM150 141V140H149ZM154 142H155V140H153ZM157 141V140H156ZM161 141L163 142V139H161ZM203 141V140H202ZM231 141V143H232V140H230ZM21 142V141H20ZM24 142H25V140H24ZM23 142V143H24ZM158 142V141H157ZM162 142H159L160 143V146H162L163 147V145H164V147H165V145L166 144H163V145H161V143ZM170 142V141H169ZM171 142H173V140L171 141ZM188 142H190V141H188ZM207 142H208V140H207ZM240 142V141H239ZM140 143V144H139ZM150 143V142H149ZM148 143V144H149ZM159 143H156L157 144V146L159 145ZM203 143V142H202ZM205 143V142H204ZM237 143V142H236ZM3 144V143H2ZM20 144V143H19ZM143 144V143H142ZM151 144V143H150ZM149 144V145H150ZM172 144V143H171ZM243 144H239V145H241V146H243ZM244 144V145H245ZM168 145H170L169 143H168ZM201 144H199V145H196V143H195V145H192L191 144V146H194V147H196V146H200ZM205 145V144H204ZM203 145V146H204ZM238 145V144H237ZM238 145V146H239ZM248 145V146H249ZM259 145V146H258ZM0 146H2L1 144H0ZM19 146V145H18ZM22 146H24V145H22ZM140 146H138V147H140ZM144 146V145H143ZM142 146V147H143ZM228 146V145H227ZM230 146H232V145H230ZM249 146V147H250ZM14 147H16V148H14ZM27 147V146H26ZM137 147V148H138ZM141 147V148H142ZM147 147V146H146ZM152 147V146H151ZM205 147V146H204ZM203 147V148H204ZM250 147V148H251ZM19 148V149H18ZM23 148H25V147H23ZM23 148H21V149H23ZM144 148V147H143ZM143 148L141 149V150H143ZM198 148V147H197ZM217 148V147H216ZM223 148V147H222ZM248 148V147H247ZM26 149V148H25ZM138 149H140V148H138ZM145 149V148H144ZM200 149H202V148H200ZM199 149V150H200ZM232 149V148H231ZM231 149H228V151L231 153L233 150H231ZM245 149V148H244ZM243 148L241 149V150H239V151H242V150H244ZM257 149V150H258ZM133 150V149H132ZM196 150V149H195ZM238 150V149H237ZM245 150H247V149H245ZM248 150H249V148H248ZM84 151V152H85ZM129 151V150H128ZM126 152V153H129V152ZM155 151V150H154ZM193 152H194V149L192 150ZM0 152H1V147H0ZM87 152V151H86ZM89 152H87V153H89ZM101 152V153H102ZM103 152V153H104ZM197 152V151H196ZM238 152V151H237ZM243 152V151H242ZM241 152V153H242ZM249 152V151H248ZM250 152H252V151H250ZM261 152V151H260ZM3 153V154H4ZM24 153V154H23ZM114 153V152H113ZM203 153V152H202ZM215 153V152H214ZM228 153V152H227ZM229 153V154H230ZM246 152H244V154H245ZM253 153V152H252ZM2 154V153H1ZM84 154L85 155H87L86 153H83V156H84ZM109 154V155H110ZM116 154H115V156H116ZM174 154V153H173ZM172 154V155H173ZM186 153H184V154H180V156L182 155H185ZM209 154V153H208ZM213 154V153H212ZM217 154V153H216ZM216 154H215V156H216ZM223 154V153H222ZM229 154H227V156L229 155ZM233 154V153H232ZM247 154V153H246ZM254 154H256V151H254ZM112 156H113V154H111ZM175 155V154H174ZM177 155V154H176ZM239 155V154H238ZM247 155H249V154H247ZM87 156H89V155H87ZM104 156V155H103ZM107 157H108V155H106ZM158 156V155H157ZM197 156H198V153H197ZM209 156V155H208ZM222 156V155H221ZM224 156V155H223ZM230 156V155H229ZM237 156V155H236ZM244 157H247L246 155H243ZM243 156L241 155V156H239V159H240V157H242L243 158ZM257 156H259L258 154H257ZM264 156V155H263ZM1 157V156H0ZM106 157V158H107ZM119 157H121V156H119ZM153 157H155V156H153ZM176 157V156H175ZM179 157V156H178ZM195 154H194V161L195 160H198V159H195ZM217 157H219V156H217ZM231 157H233L234 158V155H231ZM249 157V156H248ZM84 159H86L85 157H83ZM113 158V157H112ZM209 158H210V156H209ZM214 158V157H213ZM220 158V157H219ZM224 158V157H223ZM222 157H221V159H223ZM229 158V157H228ZM238 158V157H237ZM249 158H251V156L249 157ZM157 159H159V158H157ZM179 160L180 159H182V157L180 158H178ZM208 159V158H207ZM232 159V158H231ZM231 159H228V160H231ZM253 159V158H252ZM87 160V159H86ZM85 160V161H86ZM102 160V159H101ZM225 160V159H224ZM235 160V162H236V158L234 159ZM238 160V159H237ZM242 160V159H241ZM240 160V161H241ZM243 160H244V158H243ZM255 160H257V158L255 159ZM85 161H83V162H85ZM103 161V160H102ZM106 161V160H105ZM129 161V160H128ZM183 162L185 161L184 159L182 160ZM208 161H210V160H208ZM207 161V162H208ZM215 161H217V160H215ZM227 161V160H226ZM258 161V160H257ZM259 161H261V160H259ZM90 162V161H89ZM95 162V161H94ZM126 162V161H125ZM179 162H181V160L179 161ZM179 162H178V164H179ZM195 162H198V161H195ZM200 162V161H199ZM198 162V163H199ZM211 163H212V161H210ZM219 162V161H218ZM230 162V161H229ZM231 162H233V163H235L234 161H232L231 160ZM246 162H248V160L246 159ZM255 162V161H254ZM77 163V162H76ZM100 163V162H99ZM109 163H111V164H113L112 163V161H110ZM126 163H128V162H126ZM186 163H187V161H186ZM202 163V162H201ZM220 163V162H219ZM222 163V162H221ZM221 163H220V165H221ZM243 163V162H242ZM249 163H250V161H249ZM257 163V162H256ZM261 163V162H260ZM89 164V166H90V163H88ZM103 164V163H102ZM122 166H123V164H122V162L120 163ZM177 164V165H178ZM185 164V163H184ZM188 164V163H187ZM196 164V163H195ZM200 164V163H199ZM202 164H207V163H202ZM201 164V165H202ZM209 164V163H208ZM231 164V163H230ZM241 164V163H240ZM246 164H248V163H246ZM259 164V163H258ZM81 165H82V163H81ZM85 163H83V167L85 168V166H87V165H85ZM96 165V164H95ZM109 165V164H108ZM108 165L106 166V167H108ZM125 165V164H124ZM127 165H129V164H127ZM175 165V164H174ZM183 165V164H182ZM210 165V167L212 166H214L215 167V164H209ZM223 165H224V162H223ZM237 165V168H238V164H236ZM236 165H235V171H237L238 169L236 168ZM244 164H242V166H243ZM92 166H93V164H92ZM113 166V165H112ZM114 166H117V165H114ZM113 166V167H114ZM126 166V165H125ZM179 166V165H178ZM232 166V165H231ZM242 166H240V167H242ZM255 166H257V165H255ZM254 166V167H255ZM67 168H69V167H71V169L72 168H74L73 166H66ZM76 167H77V164H76ZM88 167V166H87ZM86 167V168H87ZM101 167H102V165H101ZM110 167L111 166H109L108 167V169L109 170H111L110 169ZM118 167V166H117ZM120 167V166H119ZM138 167H139V165H138ZM209 167V166H208ZM221 167V166H220ZM222 167H224V166H222ZM229 167H230V165H229ZM253 167V166H252ZM258 167H259V165H258ZM97 168V167H96ZM100 167H98V169H99ZM116 168V167H115ZM114 168V169H115ZM216 169L218 168V166H216L215 167ZM227 167H225V169H226ZM231 168H233V167H231ZM233 168V169H234ZM261 168V167H260ZM260 168H255V169H259L260 171L262 170V169H260ZM63 169V168H62ZM98 169H97V171H98ZM102 169V168H101ZM215 169V171L217 172V170ZM222 169V168H221ZM240 169V168H239ZM69 170V169H68ZM104 170H105V168H104ZM109 170H107V172H109ZM214 170V169H213ZM229 170V169H228ZM55 171V170H54ZM100 171V170H99ZM98 171V172H99ZM114 171V170H113ZM214 171V172H215ZM221 170H219V168H218V173H214V178H213V176L212 177H210V178H213L212 179V181H210V182H213L214 184H213V186H215V187H213L212 186V184L210 183V185L208 186V187H206V191H205V193H206V196L209 198V200H210V203L211 204H213V207H214V205H217V206H220V207H224V208H227V209H229V210H232L233 212H234V210H236L237 211V213L238 212H240L241 213V211H239L240 209V207H242V205L245 203V202H248V203H251L252 202V200H254V199H252V196H251V191H250V189H249V185L247 184L246 185V180L244 181L243 180V178H247V175L246 176H234V177H226V176H224V175H221L220 172ZM223 171V170H222ZM56 172H58V171H56ZM55 172V173H56ZM71 172V171H70ZM69 172V173H70ZM72 172H73V170H72ZM76 172V171H75ZM78 172V171H77ZM83 172H84V170H83ZM85 172H86V170H85ZM90 172V171H89ZM89 172L88 173H86L88 176L90 175L89 174ZM101 172V171H100ZM105 172V171H104ZM115 172V171H114ZM229 171H227V173H228ZM238 172H239V170H238ZM242 172V171H241ZM250 172V171H249ZM252 172V171H251ZM255 172H257V170L255 171ZM53 173V172H52ZM54 173V174H55ZM59 173V172H58ZM82 173V172H81ZM198 173V172H197ZM201 173V172H200ZM63 174V173H62ZM72 174V173H71ZM78 174V173H77ZM83 174V173H82ZM85 174V175H86ZM97 174V173H96ZM102 174V173H101ZM105 174V173H104ZM109 174V173H108ZM107 174V175H108ZM113 173H111V174H109L107 177H109V178H107L106 179V181L108 180V179H110V175H112ZM199 174V173H198ZM198 174H196L197 175V177H198ZM216 174V175H215ZM242 174V173H241ZM53 175V174H52ZM56 175H57V173H56ZM75 175V174H74ZM85 175H82V177L84 176V177H87V175L85 176ZM98 175V174H97ZM96 175V176H97ZM106 175V174H105ZM259 175H260V173H259ZM261 175H262V173H261ZM263 175H264V173H263ZM51 176V175H50ZM63 176H65V175H63ZM98 176H100V175H98ZM97 176V177H98ZM102 176V175H101ZM100 176V178H102V177H105L106 178V176H102L101 177ZM52 177H54V176H52ZM59 177H60V174H59ZM66 177V176H65ZM73 177V176H72ZM80 177V176H79ZM197 177H196V181L197 180H199V179H197ZM35 178V177H34ZM45 178H46V175H45ZM49 178V177H48ZM51 178V177H50ZM56 178V177H55ZM57 178H58V176H57ZM62 178V177H61ZM90 178V177H89ZM88 178V179H89ZM183 178V177H182ZM63 179V178H62ZM60 180L61 181V185H62V181L63 180ZM73 179H74V177H73ZM88 179H86L87 181H88ZM97 179H99V178H97ZM177 179H179V178H177ZM262 179V178H261ZM22 180V179H21ZM58 180V179H57ZM69 180V179H68ZM89 180H91V179H89ZM100 180V179H99ZM104 180V179H103ZM191 180V179H190ZM28 181H29V179H28ZM50 181V180H49ZM47 182V183H50V182ZM53 181V180H52ZM77 181V180H76ZM83 181H85V179L84 180H82V182ZM87 181H86V183H87ZM179 181V180H178ZM201 181V180H200ZM199 181V182H200ZM205 181V180H204ZM207 181H209V180H207ZM207 181H205V182H207ZM21 182V181H20ZM26 183H27V179H26V181H25ZM30 182V181H29ZM55 182V181H54ZM54 182H52L53 184H54V186L53 187H56L55 186V183ZM64 182V181H63ZM66 182V181H65ZM71 182H73V181H71ZM79 183H77L78 184V187H80L79 186V184L81 183V181H78ZM88 182H90V181H88ZM127 182V181H126ZM130 182V181H129ZM128 182V183H129ZM262 181H260V183H261ZM19 183V184H18ZM36 183H38V182H36ZM47 183H45V184H47ZM67 183V182H66ZM65 183V188H66V186H68V184H66ZM85 183V182H84ZM84 183H82V185L84 184ZM85 183V184H86ZM91 183V182H90ZM103 183H105V181H103ZM108 183H109V181H108ZM179 183V182H178ZM201 183V182H200ZM227 183V184H226ZM229 183L233 186V187H229L231 190H227L228 188H227V186L226 185H229ZM249 183V182H248ZM30 184V183H29ZM30 184V185H31ZM43 184H44V182H43ZM57 184H60V182L59 183H57ZM56 184V185H57ZM64 184V183H63ZM76 184V183H75ZM76 184V185H77ZM93 184V183H92ZM91 184V185H92ZM194 184L196 185V183L194 182ZM226 184V185H225ZM21 185V184H20ZM34 185H35V183H34ZM37 185V184H36ZM49 186H51V184H48ZM61 185H59V186H57L56 188L58 189V188H61ZM75 185V186H76ZM89 185V184H88ZM198 185V184H197ZM256 185H257V183H256ZM43 186V185H42ZM46 186V185H45ZM44 186V187H45ZM49 186H46V189H48L47 187H49ZM73 186V185H72ZM71 186V187H72ZM75 186H74V188H75ZM226 186V187H225ZM230 186V185H229ZM22 187V186H21ZM20 186H19V188H21ZM32 187V186H31ZM34 187H36V186H34ZM38 187V186H37ZM52 186H51V188H53ZM71 187H69L70 189H71V192L73 191V187L71 188ZM78 187H76V189L78 188ZM86 186H84V188H85ZM251 187V186H250ZM26 188V187H25ZM63 188V187H62ZM68 188V187H67ZM88 188V190H89V186L87 187ZM203 188V187H202ZM201 188V189H202ZM257 188H260L259 186L257 187ZM34 189V188H33ZM38 189V188H37ZM49 189H50V187H49ZM56 189V190H57ZM64 189V188H63ZM86 189V188H85ZM90 189H93V188H91V186H90ZM198 188H197V186H196V190H197ZM200 189V188H199ZM198 189V190H199ZM204 189V188H203ZM23 188H22V192H23ZM26 190H28V189H26ZM31 190H32V188H31ZM31 190H29V191H31ZM35 190V189H34ZM40 188H39V192H40ZM53 190V189H52ZM56 190H53L54 192H52V193H55V195H56V193L57 192H59L60 193V191H61V189L58 191L57 190V192H55ZM75 190V189H74ZM78 190V189H77ZM258 190V189H257ZM264 189L262 188V189H259L258 190V192L260 191V192H262ZM29 191H27V192H29ZM47 191H49V190H47ZM50 191H51V189H50ZM64 191H65V189H64ZM79 191V190H78ZM92 191V190H91ZM90 190H89V192H91ZM101 191H103V190H101ZM195 191V190H194ZM200 191V190H199ZM19 192H21V191H19ZM25 192V191H24ZM35 192V191H34ZM66 192V191H65ZM67 192H69V191H67ZM87 192V191H86ZM198 192V191H197ZM257 192V193H258ZM36 194H37V192H35ZM48 193V192H47ZM51 192H50V196H52V197H54L53 196V194H52ZM70 193V192H69ZM74 193H77V192H74ZM79 193V192H78ZM77 193V194H78ZM18 194V193H17ZM23 193H21V198H22V195ZM35 194V195H36ZM63 194V193H62ZM86 194H88V192L86 193ZM86 194H84V195H86ZM261 194V193H260ZM34 195V194H33ZM34 195V196H35ZM68 195V194H67ZM66 195V196H67ZM255 195H256V193H255ZM262 195H264V194H261V196ZM72 196V195H71ZM81 195H79V197H80ZM88 196L90 197V200L91 199H93V198H91V196L92 195H90V193L88 194ZM87 196V198H86V196H84V199H87L88 200V197ZM108 196V195H107ZM122 196V195H121ZM257 196L259 197V195L257 194ZM260 196V197H261ZM17 197V196H16ZM15 197V198H16ZM23 197H25V196H23ZM30 197V196H29ZM48 196H46V198H47ZM52 197H50V199L52 198ZM55 197H57V196H55ZM54 197V199H56ZM69 197V196H68ZM74 197H76V196H74ZM77 197H78V195H77ZM78 197V198H79ZM81 197H83V196H81ZM110 196H108V198H109ZM117 197V196H116ZM257 197V198H258ZM263 198H264V196H262ZM1 198H4V199H1ZM14 198V199H15ZM18 198V197H17ZM21 198H19L20 200H21ZM26 198H28V196L26 197ZM36 198V197H35ZM67 198V197H66ZM71 198V197H70ZM72 198H73V196H72ZM77 198V202H78V200H80V199H78ZM111 198V197H110ZM115 198V197H114ZM256 198V199H257ZM13 199V200H14ZM19 199H18V201H19ZM24 198H22V200H23ZM29 199H31V197L29 198ZM49 199V198H48ZM58 199V198H57ZM57 199H56V201H57ZM60 199H62V198H60ZM60 199H59V203H60V205L61 204H63V203H61L60 202ZM119 199V198H118ZM121 199L122 200H120V201H118V202H116V201H114V204H115V202H116V204H118L117 206H118V208H119V202L120 203H123L124 202V200L125 199H127V198H125L124 199V196H123V198L121 197ZM124 199V200H123ZM197 199H198V197H197ZM3 200V201H2ZM17 200V199H16ZM26 200V199H25ZM24 200V201H25ZM35 200V199H34ZM44 200V199H43ZM71 200V199H70ZM73 200V199H72ZM90 200H88L89 202L88 203H90ZM201 198L199 197V201L198 202H200V205H201ZM259 200H262V199H259ZM17 201V202H18ZM23 201V202H24ZM29 201V200H28ZM28 201H25L26 203H28ZM31 201V200H30ZM30 201H29V203H30ZM40 201H42V200H40ZM64 201V200H63ZM68 201V200H67ZM127 201H129V199H127ZM10 202H13L14 203V201H10ZM16 202V203H17ZM22 202V201H21ZM34 201H33V199H32V203H31V205H32V207H34L35 206V204L33 203ZM72 202V201H71ZM76 202V201H75ZM84 202V201H83ZM83 202H81V203H83ZM94 202V201H93ZM38 203V202H37ZM36 203V204H37ZM41 203V202H40ZM39 203V204H40ZM58 203V202H57ZM59 203L57 204V205H59ZM72 203H74V202H72ZM72 203H70L71 205H72ZM79 203H80V201H79ZM79 203H77V204H79ZM80 203V204H81ZM85 203V202H84ZM183 203V202H182ZM185 203V202H184ZM255 203V202H254ZM259 203H262L261 201L259 202ZM258 203V204H259ZM18 204H19V202H18ZM49 204V207H50V205H51V202L50 203H47V205ZM92 204V203H91ZM115 204V205H116ZM124 204V203H123ZM121 205V206H124V205ZM128 204V203H127ZM186 204V203H185ZM203 204V203H202ZM247 204V203H246ZM251 204H253V203H251ZM256 204V203H255ZM263 204V203H262ZM261 204V205H262ZM17 205V204H16ZM26 205L27 204H25V207H26ZM29 205V204H28ZM57 205H56V207H57ZM64 205H65V203H64ZM71 205H69L68 206V208L71 206ZM82 205H84V204H82ZM22 206V205H21ZM21 206H19V208L21 207ZM43 206H45V204L43 205ZM62 206L63 205H61L60 207L62 208ZM74 206H75V203H74ZM74 206H71V207H74ZM85 206V205H84ZM92 206V205H91ZM120 206V207H121ZM173 206H175V208H176V205H173ZM172 206V207H173ZM177 206H178V204H177ZM209 206V205H208ZM244 206V205H243ZM248 206V205H247ZM16 207V206H15ZM14 207V208H15ZM24 207V208H25ZM28 207V206H27ZM32 207H30V208H32ZM40 207H41V204H40ZM48 207V208H49ZM52 207V206H51ZM50 207V208H51ZM59 207V206H58ZM59 207V208H60ZM76 208H78V205L77 206H75ZM74 207V208H75ZM93 207H96L95 206V204L93 203ZM125 207H126V205H125ZM172 207H170L171 208V210L170 211H173V210H175V208H173L172 209ZM203 207V206H202ZM204 207H205V205H204ZM206 207H207V205H206ZM251 207H253V205H251ZM13 208V207H12ZM36 208V207H35ZM42 208V207H41ZM43 208H45V207H43ZM47 208V207H46ZM47 208V209H48ZM50 208H49V210H50ZM59 208H57L58 210H59ZM60 208V209H61ZM75 208V209H76ZM81 208H83V206L81 207ZM85 208V207H84ZM87 208V207H86ZM85 208V209H86ZM97 208V207H96ZM101 208V207H100ZM140 208V207H139ZM179 208V207H178ZM181 208H184L183 207V205L181 206L180 205V209ZM189 207H188V205L186 204V208L184 209V210H182V213H181V211L179 212L178 211V213H181V214H183V215H185V213L187 212V213H189V212H191L192 213V211H194V210H192V209H188ZM210 208H212V207H210ZM209 207H208V210L210 209ZM250 208V207H249ZM257 208H258V205H257ZM15 209H17V208H15ZM21 209V208H20ZM26 209V208H25ZM38 209V208H37ZM46 209V210H47ZM56 209V210H57ZM70 209H72V208H70ZM79 210H80V208H78ZM85 209H83L84 211H86ZM103 209V208H102ZM123 209H127V207L126 208H123ZM123 209L121 208L120 210H121V212L123 211ZM189 210V211H187V210ZM204 209H206V208H204ZM214 209H216V206H215V208H213V210ZM217 209H221V208H217ZM237 209H239V210H237ZM252 210H253V208H251ZM254 209H256V207L254 206ZM23 210V209H22ZM22 210H20V211H22ZM31 210V209H30ZM39 210H41L40 208H39ZM42 210H44V209H42ZM49 210H47V211H49ZM52 210V209H51ZM50 210V211H51ZM94 210V209H93ZM92 210V211H93ZM119 209H118V211H120ZM137 210H139V209H137ZM137 210H135L136 212H134V213H136V216L134 217V219L135 218H137V217H139V218H141V219H143L142 217H144V216H142L141 215V212H143L144 213V211L143 210H140V211H137ZM168 212H169V210H168V208L166 209ZM207 210V209H206ZM207 210V211H208ZM223 210V209H222ZM221 210V211H222ZM224 210H226V209H224ZM245 210V209H244ZM12 213H11V212ZM19 211V210H18ZM19 211V212H20ZM61 211H63V209L61 210ZM72 211V210H71ZM74 211V210H73ZM76 211V210H75ZM78 211V210H77ZM82 210H80V211H78V213H79V215H81L80 214V212H81ZM87 211H88V209H87ZM90 211V210H89ZM112 211V210H111ZM114 211H115V209H114ZM117 211V213L120 215V213L121 212H118ZM126 212H127V210H125ZM125 211H123V212H125ZM131 211H133V210H129L128 212H130L131 213ZM183 211H185L184 213H183ZM203 211V210H202ZM220 211V212H221ZM255 211V210H254ZM257 211H259V210H257ZM28 212V208H27V210H26V213ZM33 213H34V211H32ZM37 212V211H36ZM53 212V211H52ZM52 212H50V213H52ZM57 212V211H56ZM94 212H96V211H94ZM106 212V211H105ZM107 212H108V210H107ZM106 212V213H107ZM128 212L126 213V214H128ZM137 212H138V214H137ZM162 212V211H161ZM168 212H166V213H161V216L163 215V216H172V217H174L176 214L175 213H177V211H175V213L173 214V215H170ZM210 212V211H209ZM214 211H212V213H213ZM215 212H216V210H215ZM222 212H224V211H222ZM23 213V212H22ZM25 213V214H26ZM31 213V212H30ZM32 213V214H33ZM38 213H40V211H38ZM44 213H45V210H44ZM44 213H43V215H44ZM78 213H77V215H78ZM90 213V212H89ZM89 213H87V214H89ZM111 213V212H110ZM116 212H114V213H112L113 215L115 214ZM116 213V214H117ZM139 213H140V215L142 216V217H140V215H139ZM146 213V212H145ZM144 213V214H145ZM177 213V216L179 215ZM191 213H189L188 215L189 216H191L190 214ZM193 213H195V212H193ZM192 213V214H193ZM205 213V212H204ZM207 213V212H206ZM211 213V214H212ZM227 213V212H226ZM236 213V214H237ZM239 213V214H240ZM247 213V212H246ZM251 213H253L251 216H250V218H245L246 219V224H244L245 225V227H244V230H243V232L245 233V235L247 236H245V238H248V239H250V242H252L251 240H254L255 241V243H254V248L252 249V254H251V252H250V254L252 255V256H250V258H252V260H251V262L252 263H250V264H264V236L262 235V233L260 232V226L258 227L257 226V222L259 221H261V219L260 220H258V218H256V214L253 212V211H251ZM257 213V212H256ZM10 214V215H9ZM13 215V217H12V215ZM24 214V215H25ZM29 212L27 213V216L29 217ZM35 214V213H34ZM33 214V215H34ZM41 214V213H40ZM39 214V215H40ZM56 214V213H55ZM66 214V213H65ZM76 214V213H75ZM109 214V213H108ZM116 214L114 215L115 217H116ZM117 214V215H118ZM122 214V213H121ZM125 214V215H126ZM146 214H148V213H146ZM152 213H149V216L151 215ZM201 214V212L198 214V215H200ZM209 214V213H208ZM230 214V213H229ZM228 214V216H231L232 217V215H229ZM239 214H237L238 216H239ZM245 214V213H244ZM244 214H243V216H244ZM258 214V213H257ZM261 215L263 214V213H260ZM16 215V214H15ZM38 215V214H37ZM38 215V216H39ZM42 214H41V217L43 216ZM47 215V214H46ZM60 214H58V216H59ZM110 215V214H109ZM124 215V213L122 214V216ZM139 215V216H138ZM182 215V216H183ZM187 215V214H186ZM197 215V214H196ZM195 215V216H196ZM206 215V214H205ZM210 215V214H209ZM235 215V214H234ZM259 215V214H258ZM21 216V215H20ZM27 216H26V218H27ZM34 216H36V215H34ZM50 216V215H49ZM54 216V215H53ZM62 216V215H61ZM75 216V215H74ZM86 215H84V217H85ZM88 216V215H87ZM90 216V215H89ZM88 216V217H89ZM113 216V217H114ZM121 215H120V217H122ZM133 216H134V214H133ZM146 216V215H145ZM149 216H147L148 217V220L150 221V217ZM155 216V215H154ZM153 216V217H154ZM203 215H201V218H200V220H203V217H202ZM213 216H214V214H213ZM216 216V215H215ZM224 216V215H223ZM226 216H227V214H226ZM228 216L226 217V219H228ZM245 216H247V215H245ZM248 216H249V214H248ZM247 216V217H248ZM25 217V216H24ZM40 217V218H41ZM46 217V216H45ZM56 217V216H55ZM55 217H53V219L55 218ZM87 217V218H88ZM101 217L103 218V216L101 215ZM105 217H109V216H105ZM104 217V218H105ZM114 217V218H115ZM119 217V218H120ZM197 217H199V216H197ZM210 217H211V215H210ZM219 217V216H218ZM225 217V216H224ZM258 217V216H257ZM263 217H264V215H263ZM36 219L38 218V217H35ZM43 218H44V216H43ZM42 218V219H43ZM50 218V217H49ZM58 218H63V219H65L64 217H58ZM76 218H77V216H76ZM82 218V217H81ZM94 218V220H95V216L93 217ZM96 218H97V216H96ZM106 218V219H107ZM114 218H112V221H113V219ZM129 218V217H128ZM128 218H126V219H128ZM145 218V217H144ZM169 218H171V217H169ZM179 218V217H178ZM185 218V217H184ZM191 218H193V216L191 217ZM205 218V217H204ZM262 218V217H261ZM15 219V218H14ZM18 219H19V217H18ZM21 219V218H20ZM52 219V218H51ZM56 219H57V217H56ZM67 219V218H66ZM80 219V218H79ZM98 219V218H97ZM121 219H123V217L121 218ZM131 219L133 220V222H136L134 219H133V217H131ZM140 219V220H141ZM165 219V218H164ZM175 219H176V216H175ZM182 220H183V218H181ZM199 219V218H198ZM207 219H210V218H208V215H207ZM232 220V218H229V220ZM235 219V218H234ZM244 219V218H243ZM24 220V219H23ZM27 220V219H26ZM47 220V219H46ZM58 220V219H57ZM68 220V219H67ZM66 220V221H67ZM74 219H72V221H73ZM78 220V219H77ZM81 220V219H80ZM86 220V219H85ZM90 220V219H89ZM93 220V221H94ZM108 220H111V219H109L108 218ZM117 220V219H116ZM128 220H130V219H128ZM132 220H130L129 222L131 223V224H129V225H131V227L133 228V222H131ZM139 220V219H138ZM144 220V219H143ZM213 218L211 219V220H209V223L211 224V223H213ZM228 220V224H229V222L231 221H229ZM242 220V219H241ZM18 221V220H17ZM32 221V220H31ZM60 221V220H59ZM71 221V220H70ZM76 221V220H75ZM99 220H97V222H98ZM186 222V221H189L188 219L186 220V218H185V220H183V222ZM233 221V220H232ZM231 221V223H234V221L232 222ZM21 222V221H20ZM27 222V221H26ZM40 222V221H39ZM41 222H45V220L44 221H41ZM48 222V221H47ZM50 222V221H49ZM58 222V221H57ZM79 222H81V221H79ZM88 221H86V223H87ZM97 222H96V224H97ZM115 222V221H114ZM123 222H125L126 223V221H123ZM141 222V221H140ZM143 223H144V221H142ZM184 222V223H185ZM204 223H205V221H203ZM207 222V221H206ZM241 222V221H240ZM263 222V221H262ZM18 223H19V221H18ZM18 223H17V225H18ZM31 223V222H30ZM55 223V222H54ZM60 223V222H59ZM62 223V222H61ZM65 223V222H64ZM85 223V222H84ZM127 223H128V221H127ZM126 223V224H127ZM152 223V222H151ZM187 223H189V222H186L185 224H187ZM200 223H201V221H200ZM204 223L202 224L201 223V225L203 226L204 225ZM208 223V224H209ZM215 223V222H214ZM217 223V222H216ZM216 223H215V227H216ZM220 223V222H219ZM223 223H224V221H223ZM20 224V223H19ZM24 224H25V221H24ZM26 224H28V222L26 223ZM25 224V225H26ZM38 224V223H37ZM41 224V223H40ZM39 224V226H41ZM47 224V223H46ZM48 224H51V223H48ZM53 224V223H52ZM57 224V223H56ZM67 224V223H66ZM88 224V227H89V222L87 223ZM95 224V223H94ZM94 224H93V226H94ZM147 224H149V223H147ZM208 224H206L205 223V225H208ZM222 224V223H221ZM226 224V223H225ZM239 224V223H238ZM16 225V226H17ZM32 225V224H31ZM58 225V224H57ZM61 225V224H60ZM62 225H63V223H62ZM61 225V226H62ZM81 225V224H80ZM92 225V223L90 224V226ZM135 225H138V224H134V227H136ZM144 225V224H143ZM143 225H141V226H143ZM201 225H200V227H201ZM204 225V226H205ZM232 225V224H231ZM231 225H229V226H231ZM20 226H21V224H20ZM47 226V225H46ZM52 227H53V225H51ZM55 226V225H54ZM61 226H59V227H61ZM66 226H68V224L66 225ZM92 226V228H95V226L93 227ZM126 226V225H125ZM125 226H124V228H125ZM145 226V225H144ZM149 226H152L151 224H149ZM187 227H189L190 226V224H189V226H188V224L186 225ZM185 226V227H186ZM210 226V225H209ZM209 226H208V229H211V230H209V231H212V229L214 228V226L212 227V228H209ZM226 226V225H225ZM229 226H228V231L230 232V230H229ZM234 226H237V225H234ZM240 226H243V225H241L240 224ZM15 227V226H14ZM18 227V226H17ZM27 227V226H26ZM25 227V229H27ZM32 227V226H31ZM44 227H45V225H44ZM49 227V226H48ZM48 227H46V229L44 230V233L46 234H49V236L50 235H52V234H64V236H66V232L64 231V229H61V228H48ZM58 227V226H57ZM72 227H75V225L74 226H72ZM86 227V226H85ZM130 227V228H131ZM138 227H140V226H138ZM146 227V226H145ZM148 227V226H147ZM147 227H146V229H147ZM197 227V226H196ZM206 227V226H205ZM218 227V226H217ZM231 227H233V226H231ZM264 227V226H263ZM3 228H4V226H3ZM6 228V227H5ZM4 228V229H5ZM11 228H13V227H11ZM11 228H9V229H11ZM22 228V227H21ZM23 228H24V226H23ZM22 228V229H23ZM38 228V227H37ZM62 228H64V227H62ZM66 228V227H65ZM76 228V227H75ZM90 228V227H89ZM91 228V230L90 231H93V232H95L93 229ZM144 228V227H143ZM150 228H152V227H150ZM192 228H193V226H192ZM195 228V227H194ZM219 228V227H218ZM21 229V230H22ZM74 229V228H73ZM77 229H78V227H77ZM128 229V228H127ZM134 229V228H133ZM142 229V228H141ZM190 229V228H189ZM207 229V228H206ZM216 228H214V230H215ZM241 229V228H240ZM15 230V229H14ZM19 230V229H18ZM17 230V231H18ZM24 230V229H23ZM31 230V229H30ZM29 230V231H30ZM38 230V229H37ZM43 230H42V232H43ZM124 230V229H123ZM123 230H122V232H123ZM125 230H126V228H125ZM125 230H124V234H126L125 233ZM131 230V229H130ZM145 230V229H144ZM149 230V229H148ZM148 230H146L147 232H145V233H149V234H151L150 232H148ZM217 230V229H216ZM232 230V229H231ZM235 231H236V229H234ZM233 230V231H234ZM262 230V229H261ZM16 231V230H15ZM27 231V230H26ZM25 231V232H26ZM29 231H27L28 233H31V232H29ZM72 231V237H73V239H79L80 241H82L81 240V233L79 232V231H75L74 233H73V230H71ZM83 231H85V230H83ZM100 231H102V230H100ZM99 231V232H100ZM150 231V230H149ZM153 231V230H152ZM237 231L238 232H241V231H239V229H238V227H237ZM262 231H264V229L262 230ZM12 232V231H11ZM19 232V231H18ZM23 232V231H22ZM35 232V231H34ZM37 232V231H36ZM40 232V231H39ZM41 232V233H42ZM65 232V233H64ZM70 231H68V233H69ZM85 232H87V230L85 231ZM126 232H128V230L126 231ZM143 232V231H142ZM141 232V233H142ZM13 233V232H12ZM21 233V232H20ZM71 233V232H70ZM70 233H69V235H70ZM97 233V232H96ZM219 233V232H218ZM220 233H221V231H220ZM220 233H219V237L221 236L220 235ZM264 233V232H263ZM1 234V233H0ZM7 234V233H6ZM32 234V233H31ZM43 234V233H42ZM41 234V235H42ZM120 234H121V232H120ZM124 234H122V236H123V238L126 236V235H124ZM148 234V240H149V238H150V236L151 235H149ZM216 235H217V231H216V233H215ZM222 234V233H221ZM229 234V233H228ZM233 234H235V232L233 233ZM232 234V235H233ZM14 235V234H13ZM20 235V234H19ZM22 235V234H21ZM29 235V234H28ZM33 235V234H32ZM31 235V236H32ZM89 235V234H88ZM92 235V234H91ZM95 235V234H94ZM118 235L119 234H116V236H117V238H119L121 235H119V237H118ZM129 235L130 234H128L126 237H125V240L127 239L128 240V238H129ZM139 235V234H138ZM142 235V234H141ZM143 235H146V234H144L143 233ZM164 235H166V234H164ZM163 235V236H164ZM204 235V234H203ZM224 235V234H223ZM236 235V234H235ZM4 236V235H3ZM9 236V235H8ZM11 236H12V234H11ZM23 236V235H22ZM25 236V235H24ZM64 236H62V237H60V239H62ZM83 236H84V234H83ZM104 236H105V234H104ZM111 237H110V239H113L112 238V235H110ZM115 236V235H114ZM130 236H132V235H130ZM140 236V235H139ZM167 236V235H166ZM231 236V235H230ZM229 235H228V237H230ZM237 236V235H236ZM240 236V235H239ZM238 236V237H239ZM0 237H1V235H0ZM5 237V236H4ZM30 237V236H29ZM29 237H28V239H29ZM42 237V236H41ZM44 237H46V236H44ZM51 237V236H50ZM50 237H46V239H49ZM53 238L55 237V236H52ZM57 237V236H56ZM55 237V238H56ZM69 237V236H68ZM107 237H109V236H107ZM128 237V238H127ZM134 237V236H133ZM132 237V238H133ZM145 236H143L142 238H144ZM162 237V236H161ZM160 237V238H161ZM204 237H206V236H204ZM221 237H223V236H221ZM233 237H235V236H233ZM5 238H6V240H5ZM4 238V240L5 241H7V237H5ZM33 238V237H32ZM54 238V239H55ZM66 238V237H65ZM116 238V237H115ZM163 238V237H162ZM165 238V237H164ZM167 238V240H168V238L169 237H166ZM165 238V239H166ZM173 238V237H172ZM216 238H218V237H216ZM225 238H226V235H225ZM231 238V240H229L228 238L227 239H225L226 241L227 240H229V241H232V236L230 237ZM237 238V237H236ZM239 238H241V236L239 237ZM245 238L243 239V240H245ZM17 239V238H16ZM18 239H19V237H18ZM57 239V238H56ZM58 239H59V237H58ZM57 239V240H58ZM69 239V238H68ZM87 239V238H86ZM134 239V238H133ZM133 239H131L130 238V240H128V243L131 241V240H133ZM165 239L163 240V242L162 243H160L161 241L159 240V238H158V240H159V244L161 245V244H163L164 245V243H165ZM12 240V239H11ZM23 240V239H22ZM25 240V239H24ZM37 240V239H36ZM44 240V239H43ZM73 241L71 238L69 239V241ZM85 240V239H84ZM89 240H90V238H89ZM115 240V239H114ZM119 240H122V238H119ZM124 240V241H125ZM134 240H136V239H134ZM134 240H133V242H134ZM146 240H147V237H146ZM162 240V239H161ZM202 240H203V237H202ZM206 240V239H205ZM205 240L203 241V242H205ZM224 240V241H225ZM236 239H234L233 241H235ZM1 241V240H0ZM33 240H31V242H32ZM53 241V240H52ZM64 241V240H63ZM62 241V242H63ZM71 241H70V244H71ZM78 241V240H77ZM76 241V242H77ZM80 241H78L79 242V245H80ZM86 241V240H85ZM97 241V240H96ZM95 241V242H96ZM103 241V240H102ZM110 241V240H109ZM118 241V240H117ZM124 241H123V243H124ZM143 241V240H142ZM144 241H145V238H144ZM183 241V240H182ZM247 241V240H246ZM16 242V241H15ZM19 242L20 241H18V242H16L15 244L17 245H19ZM23 242L24 241H22V244H23ZM29 243V241H26V243ZM40 242V241H39ZM43 242H46V240H44V241H42V243ZM48 242V241H47ZM58 242H59V240H58ZM65 242V241H64ZM74 242V241H73ZM72 242V243H73ZM82 242H84V241H82ZM81 242V243H82ZM99 242V241H98ZM119 242V241H118ZM120 242H122V241H120ZM169 242V240L166 242V244ZM207 242H209V241H207ZM228 242V241H227ZM248 243H249V241H247ZM246 242V243H247ZM8 243V242H7ZM26 243H24V245L26 244ZM41 243V242H40ZM65 243H67V241L65 242ZM69 243V242H68ZM92 243H94V242H92ZM128 243H126L127 245H128ZM158 243V242H157ZM178 243V242H177ZM181 243V242H180ZM216 242H214L213 244H215ZM228 243H231V242H228ZM243 243H245V241L243 242L241 239H239V240H237V242H233V244H234V246H236V248L238 249L237 251H239V249H240V253H242V255L244 254V256L246 255H249V251H247L248 249H246L245 248V244H243ZM21 244V243H20ZM31 244V243H30ZM28 245V244H26V245H28V246H31V245ZM32 244H33V242H32ZM46 244V243H45ZM48 244H49V242H48ZM48 244H46V246L48 245ZM57 244V243H56ZM56 244H54V242H53V246L54 245H56ZM63 244V243H62ZM76 245H77V243H75ZM90 244V243H89ZM89 244H85V242L84 243H82L81 245V248H83L84 250H86L87 251V255L86 256H88V255H91V254H96L97 252H99L100 251V247L101 246H99V248L100 249H98L99 251H96V253H94V246H92V245H89ZM95 244V243H94ZM99 244V243H98ZM104 244V243H103ZM102 244V245H103ZM125 244V243H124ZM138 244H139V242H138ZM165 244V245H166ZM181 244H185V242L183 243H181ZM187 244H188V242H187ZM232 244V243H231ZM231 244H229V245H231ZM232 244V245H233ZM251 244V243H250ZM253 244V243H252ZM251 244V245H252ZM11 245H12V243H11ZM23 245V246H24ZM49 245H52V244H49ZM60 245V244H59ZM118 245V244H117ZM126 245V246H127ZM190 245V244H189ZM229 245H227L226 243H225V245H223V247H222V249H225L224 247L225 246H229ZM250 245V246H251ZM1 246V245H0ZM4 246V245H3ZM2 246V248H1V250H3V248H4V250H7V249H5V247H3ZM8 245L6 244V247H7ZM10 246V245H9ZM13 246V245H12ZM12 246H10V249H11V247ZM22 246V245H21ZM23 246L22 247H20V248H23ZM52 246V248H53V250H54V247ZM62 246V245H61ZM125 246V247H126ZM179 245H176L175 243H173L172 241H170L168 244H167V247H165V248H167V251L168 250H170V251H168V253L169 254H162L163 256H161L160 257V254H159V256H157L158 255V253L157 252H154V249H152L151 251L152 252H150V255H149V252L147 253L146 252V254H148L149 255V257L151 256L152 258V261H157L158 262V260H157V258L159 257V258H161L160 260H159V264H194V262H192V259H194V258H191L192 257V255H191V257H190V250H189V252L188 251H185V249H184V251H183V249H181L180 248V246L178 247ZM182 246V245H181ZM186 246H188V245H186ZM249 246V247H250ZM14 248H15V246H13ZM25 247V246H24ZM39 247V246H38ZM41 247V246H40ZM48 247H50V246H48ZM56 247V246H55ZM58 247V246H57ZM60 247V246H59ZM62 247H65L64 245L62 246ZM62 247L60 248V250H58L57 248H55L56 250H55V255L57 256V252H59L61 255H66V253L64 252V254H63V252L61 253L60 251H61V249H62ZM73 247H75V246H73ZM115 247V246H114ZM122 247V246H121ZM128 247V246H127ZM247 247H248V245H247ZM253 247V246H252ZM8 248V247H7ZM20 248H17V251L20 249ZM72 248V247H71ZM77 248V247H76ZM76 248H75V250H76ZM79 248V247H78ZM98 248V247H97ZM105 247H103L102 249L105 251V249H104ZM113 248V247H112ZM189 248H190V246H189ZM234 248V247H233ZM236 248H234V249H236ZM30 249V248H29ZM36 249V248H35ZM35 249H33V250H35ZM46 249H47V247H46ZM107 249V248H106ZM110 249V248H109ZM125 249V248H124ZM221 249V248H220ZM227 249V248H226ZM225 249V250H226ZM229 249H230V247H229ZM229 249H227V250H229ZM234 249H232V250H234ZM251 249V248H250ZM0 250V251H1ZM9 250V249H8ZM7 250V251H8ZM21 250V249H20ZM23 250V249H22ZM24 250H25V248H24ZM37 250V249H36ZM39 250H42V249H39ZM58 250V251H57ZM73 250H74V248H73ZM78 250V249H77ZM76 250V251H77ZM108 250V249H107ZM156 250V249H155ZM226 250V251H227ZM232 250H230L229 252H232ZM241 250H244L245 252L243 253ZM6 251V252H7ZM28 251V250H27ZM45 251V250H44ZM48 251V250H47ZM50 251V250H49ZM51 251H52V249H51ZM75 251V252H76ZM80 251H82V250H80ZM79 250H78V253L80 252ZM110 251V250H109ZM112 251H114V250H112ZM119 251H120V253H122L121 252V250H115L113 253H110L111 255L112 254H115V252H116V254H117V256H120V255H122V254H120L119 253ZM126 251V250H125ZM157 251V250H156ZM164 251H166V250H164ZM166 251V252H167ZM221 251V250H220ZM219 251V252H220ZM236 251V252H237ZM10 252V251H9ZM8 252V253H9ZM24 252V251H23ZM32 252V251H31ZM35 252V251H34ZM42 252V251H41ZM72 252V251H71ZM71 252H69V253H71ZM108 251H106V253H107ZM159 252V251H158ZM218 252V253H219ZM228 252V251H227ZM239 252H237V254L239 255ZM3 253V252H2ZM2 253H0V255L2 254ZM5 253V252H4ZM3 253V254H4ZM7 253V254H8ZM36 253V252H35ZM39 253V252H38ZM50 253V252H49ZM51 253H53V252H51ZM50 253V254H51ZM69 253L67 254V255H69ZM73 253V252H72ZM84 253V252H83ZM101 253V252H100ZM162 253V252H161ZM220 253H223V250L220 252ZM220 253L219 254H217V255H220ZM25 254V253H24ZM23 254V255H24ZM31 254V253H30ZM37 254V253H36ZM35 254V255H36ZM41 254V253H40ZM45 254H46V252H45ZM74 254V253H73ZM77 254V253H76ZM79 254H81V253H79ZM109 254V255H110ZM144 254V253H143ZM232 254L233 255H236V254H234L233 252H232ZM231 254V255H232ZM5 255V254H4ZM3 255V256H4ZM9 255H12L11 253L9 254ZM17 255H19V256H21V254L19 253V254H17ZM16 255V256H17ZM42 256H43V253L41 254ZM55 255H53V256H55ZM59 255V254H58ZM108 255V254H107ZM124 255V254H123ZM122 255V256H123ZM141 255H142V253H141ZM217 255H215L216 257H219V259L221 258L222 259V257H223V255H222V257L221 256H217ZM238 255H236V256H233V257H238ZM13 256H15L14 255V253H13ZM26 256H27V254H26ZM39 256V255H38ZM37 256V257H38ZM40 257V258H42V259H44L45 260V258H43V257ZM47 256V255H46ZM46 256H44V257H46ZM49 257H48V259H50V255H48ZM75 256V255H74ZM81 256H83L82 254H81ZM98 256V255H97ZM104 255H103V253L101 254V258L103 257ZM115 256V255H114ZM130 256V255H129ZM143 256V255H142ZM141 256V257H142ZM211 256V255H210ZM214 256V254L211 256V257H213ZM214 256V257H215ZM225 256V255H224ZM241 256V255H240ZM2 257V256H1ZM0 257V258H1ZM23 257V256H22ZM24 257H25V255H24ZM32 257V256H31ZM35 257V256H34ZM96 257V256H95ZM94 257V258H95ZM107 257H110V256H107ZM147 257V256H146ZM232 257V256H231ZM242 257L243 256H241L240 258H241V260H242ZM249 257V256H248ZM5 258V257H4ZM7 256H6V260H7ZM13 258V257H12ZM11 258V259H12ZM21 258V257H20ZM20 258H18L19 259V261H20ZM58 260H59V258L58 257H56ZM62 258V257H61ZM60 258V259H61ZM80 258V257H79ZM86 258V257H85ZM93 258V257H92ZM105 258V257H104ZM112 259H113V257H111ZM119 258V257H118ZM122 258H127L125 255H124V257H122ZM133 259H134V261H135V259L136 258H134V256L132 257ZM138 258H140V257H138ZM143 258V257H142ZM225 258V257H224ZM229 258V257H228ZM239 258V257H238ZM2 259H3V257H2ZM1 259V260H2ZM11 259H9V260H11ZM15 260L14 261H16V258H14ZM27 259H28V257H27ZM41 259V260H42ZM78 259V258H77ZM81 259V258H80ZM86 259H89V256L86 258ZM96 259V258H95ZM114 259H115V257H114ZM128 259V258H127ZM132 259V260H133ZM145 259H147V260H149L148 258H145ZM219 259H217V260H219ZM220 259V260H221ZM225 259H227V257L225 258ZM230 259V258H229ZM235 259V258H234ZM244 259V258H243ZM245 259H247V257L245 258ZM244 259V260H245ZM249 259V258H248ZM247 259V260H248ZM9 260H7V261H9ZM24 259H22V261H23ZM31 260V259H30ZM33 260V259H32ZM35 260V259H34ZM37 260H40L39 258H37ZM44 260H42V262L44 261ZM51 260H53V258H51ZM81 260H83V257H82V259ZM97 260V259H96ZM106 260V259H105ZM118 260H120V259H118ZM212 260H214V259H212ZM231 260H233V259H231ZM230 260V261H231ZM237 260V259H236ZM240 260V259H239ZM243 260V262H245ZM2 261H4V263H5V260L3 259ZM2 261H0L1 263H3ZM14 261H13V263H14ZM18 261V262H19ZM48 261H50V260H48ZM47 261V262H48ZM60 261V260H59ZM88 261V260H87ZM98 261V260H97ZM104 260H103V258H102V262H103ZM106 261H109V259L108 260H106ZM113 261V260H112ZM111 261V262H112ZM130 261V260H129ZM141 261V260H140ZM200 261H201V259H200ZM200 261H199V263H197V264H201L200 263ZM203 261L204 262H206V263H211V262H209V260L207 259V256H203ZM222 261V260H221ZM221 261H220V263H221ZM29 263L30 261L28 260V261H26V263ZM33 263L34 262H37L36 260L35 261H32ZM41 262V261H40ZM55 262V261H54ZM61 262V261H60ZM83 262H86V260H84ZM91 263H92V259H91V261H90ZM101 262V261H100ZM110 262V261H109ZM115 262V261H114ZM123 262V261H122ZM136 262V261H135ZM150 262V261H149ZM148 261H147V263H149ZM197 262V261H196ZM217 262V261H216ZM229 262V261H228ZM227 262V263H228ZM233 262V261H232ZM231 262V263H232ZM239 262V261H238ZM240 262H242V261H240ZM242 262V263H243ZM248 262V261H247ZM246 262V263H247ZM8 263V262H7ZM15 263H17V262H15ZM90 263V264H91ZM95 263V262H94ZM97 263H99V262H97ZM104 263H105V261H104ZM104 263H100V264H104ZM116 263V262H115ZM151 263V262H150ZM226 263V262H225ZM234 263V262H233ZM232 263V264H233ZM11 264H12V262H11ZM21 264H22V262H21ZM30 264V263H29ZM38 264H39V262H38ZM41 264V263H40ZM44 264V263H43ZM47 264V263H46ZM50 264H52V261H51V263ZM80 264H81V261H80ZM85 264V263H84ZM86 264H88V262L86 263ZM105 264H107V262L105 263ZM109 264H111V263H109ZM113 264V263H112ZM118 264V263H117ZM122 264H124V263H122ZM130 264H131V262H130ZM153 264V263H152ZM156 264V263H155ZM219 264V263H218ZM222 264H223V262H222ZM230 264V263H229ZM238 264V263H237Z\"/></svg>", "mask_w": 264, "mask_h": 264}]
</instances>
